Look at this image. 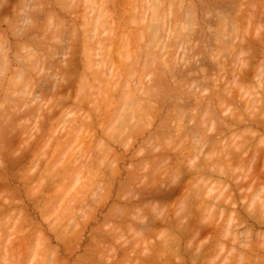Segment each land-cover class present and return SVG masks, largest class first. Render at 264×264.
<instances>
[{"label":"rangeland","instance_id":"rangeland-1","mask_svg":"<svg viewBox=\"0 0 264 264\" xmlns=\"http://www.w3.org/2000/svg\"><path fill=\"white\" fill-rule=\"evenodd\" d=\"M72 1H75V0H0V44H1V45L5 44V46H3V48L1 47L3 50H0V51H4V50H5L3 53H2V52L0 53V68H1V69H0V85H1V87H0V103H3L2 105H4V106H1V104H0V106L2 107V108L0 107V108L2 109V111L0 112V113H1L0 115H1V116L4 115V113L2 114V112H3V108L5 107L4 109L7 108V110L10 111V113L12 112L11 114H14L13 116L16 115V118L19 119L20 116H22L23 118L21 117V118L19 119L20 121H19L18 119H17V121H19V123H20L21 125L23 124V125L25 126V131H26V132H24V131H23V130H24V129H23L24 126L22 125V126H23V128H22L21 125L19 124L20 128H22L23 130H22L21 132H19L18 134H20V133H22V132H23V133H22L21 135L16 134L18 130L20 131V129L18 128L17 125H15V122H13V121H14V117L11 116L10 114L8 115L7 113H9V112H7V110H6V111L4 110V112H7V113H5V115L7 114L8 116H11V117H12L11 121L13 120L12 122H13L15 128H14V126H12V125H13V124H12L11 126L13 127V129H12V130L10 129L9 131H7L8 128H9L8 125L11 124V121H10V124L7 125V127H5V125H6L5 122H6L7 120H9L11 117H8V119L6 120V117H4V116L1 117V116H0L2 119L5 120V122H4V120L2 121V119H0V121L4 122V125H3V123H2V125L0 124V127L3 126V127H1V128H4V129L7 128V130L5 129L6 131H5L4 133H3L4 130L1 131V128H0V131H1V133H3V134H5V133L7 132V133L9 134V135L7 134V136H8L9 139H8L7 137H5L6 134L4 135V137H3V134H2V136H0V137H2V139H3L2 141H4V142H5V141L8 142V141L10 140V141H13V143H14V142L16 143V141H17V135L20 136V137H18V139L21 138V139L19 140V141H21V142H22V139L25 138L24 140H26V139L29 137V138L27 139L28 142L25 141V142H26V143H25V142L23 141V143H22L24 147H25V146H28V147H26L27 151H26V149H24L23 146H22V147H19L20 145H19L18 147H17V146L15 147V148H17V149L13 148V145L15 146V145H17V144H15V143L12 144V142H10V141H9L10 143H9V142H8V143L6 142L7 145H6L4 142H1V143H0V149H1V150H2L3 148L5 149L4 146H6V149H7V150H6V149H5V150L8 151V152L6 153V151L3 149V153H6V154H5V155L2 154V158H3V159H0V160H2V162L0 161V165H1V167H0V177L3 176V175H5V174H6L5 176H7V179H6L5 176H3V177L0 178V179H1V181H0V185L2 184V185L0 186V189H1V187H2V190H1L2 192L0 193V202L2 203V204L0 203V205H1V207H0V209H1V210H0V215H1V213H2V215H1L0 217H1V218H3V216L5 217V216L7 215V213H9V212L12 213L13 210H11V209H14V207H15L16 211H17L18 209H19L18 211H21V210H22V214H21V212H20V217H19L17 220H18V221H19V220L21 221V215L24 216V217L26 216V217H29V218H27L28 220L26 219L27 222L31 224V225H30V224H29V225H26V224H28V223H25V225H22V224H24L23 221L25 220V219H23V217H22V221L19 222V223H22V224H20V225L17 224V223H16L17 220H15L17 217L14 218V216H16V215L19 216V214H18L17 212H15V210H14L13 213L11 214V216H12V217L14 218V220H15V223H16L15 225H16V227H15V226H10V225H9V224L13 221V219H12L11 222H10V220L8 219V221H7V218H6V221H7L6 223H9V224H6V225H9V226H7V229L9 228L8 231H7V230H6V227H4L5 223H4L3 220L0 218V220H1V221L3 222V224H4V225H3V224L1 223V221H0V223H1V225H2V228L0 229V236H4V237H0V241H3L2 243L5 244L8 240L5 239V240H6V241H5L3 238H7L8 235H6V232H7V234H8V232H9V236H8V237H9V238H8L9 241H8V243L10 242L11 246L13 247V248L11 247V248H12L11 251L13 250V251H12V253L14 252L13 255H14V254L17 255V254L19 253V254L17 255V256H19V257L14 256L13 259L16 260V259H15V257H16L17 260L20 261V263H19V261L16 260V262H18L17 264H41V263L43 264L44 261H45L44 264H45V263H48V264H64L63 260H64V261L66 260V261H65V262H66L65 264H90V263H91V264H94V263H95V264H104V263H105V264H107V263H108V264H120L119 262H122L121 260H123V259H125V261H126V260H127V261L129 260L128 262H131V263L135 261V264H147V262H149L148 264H163V263L168 264L169 262H170V264H173V263H175V262L179 263V261H180L179 264H195V263L198 264V262H200V260H201L200 258L202 257V262H200V263H203V262L205 263V262H206V264H207V263H208V260H209V262H210V261H214V262H215V260H217V264H220L219 260L221 259L222 264H225V262H223V261L227 260L229 256L232 257V256L236 253V255H234V258L232 259L231 257H229V260H227L226 263H228V262L230 261V259H232V262L230 261V263H232V264H233V261H235V264H239V262H241V264H246V263H247V264H250V262H251V264H259V263L262 264V261H263V264H264V253H263L264 248H262L263 250L260 248V244H261V247H262V246L264 247V244H263L264 242H261V241H264V236H263V235H264V226L262 225V224H264V220L262 219V218H264V208H261V209H260L259 207H257V205L259 206V204H262V203H259V204H258V203H257V200H258V202H260V201H262V198H261V200H259L260 197L257 196V197H259V199H255V198H254V195H255V194H254V195H253V194L251 195V193L254 192V191L252 192L251 190H254V189H252V188L250 189V188H249V187H253V188H255L254 186H257L258 183L260 184V183H262V181H264V176H263L264 174L262 173V172L264 171V168H263V166H264V161H263V160H264V158H263V157H264V155H263V154H264V149H263L264 146L259 145L260 148H259V146H257V147H256L257 149L254 148V149H256V150H253V146L255 147L258 143H260V144H263V143H264V140H263V139H264V137H263V135H264V131H263V132L261 131L262 133H261L260 135L258 134V133H260L259 131L263 129V128H260V125H261V126L263 125L262 123L260 124V122L264 121V119L262 120V118H264V117H262V115L264 114V113H263V111H264V110H263L264 107H262V109L259 108V110H260V109H261V110H260L258 113H255V114H254L255 111H252V112H253V114H252L251 111H250L251 114L247 115V113H249L248 111H249V110H252V109H251V108H252V107H251L252 104H254V105L262 104V105H264V101H263V102L261 101L262 99H264V95H262L263 93L260 94V93L262 92L261 90H263V88H262V89H261V88H258V89H259V90H258L259 93H256V92H257V88H255L257 84H259V85L261 86L260 83H262L261 81L264 80V79H262V78H263V76H262L261 81H259V80H260V74H257V70H254V69H257V68H256L257 65H259V67H261L260 64L264 63V61H263V60H264V51H263L264 49L262 48V45L259 44V41H257L258 39L261 40V41L263 42L262 44H263V46H264V40H263V39H264V38H263V36H264V35H263V34H264V32H263V31H264V14H263V13H264V10L261 8V6L264 5V0H248L249 2H254L253 7H252V5H251L252 8H249V7H248V6H250L249 4H252V3L247 2V0H244V1H243V0H240V1H239V0H234V1H233V0H228V1L226 0V2H225V0H224V1H223V0H164V1H163V0H160V3H161L162 1L165 2V6H164V5L162 6V4H161V5H160L161 9H157V8H156V5H155L154 9L156 8V9H157L156 11H157L158 14H159V15L157 14V15L159 16L158 19H157V17H156V18H153V17H152L154 20H153V19H149L150 21L153 20V21L156 22V23L159 21V22L157 23V24H158L157 26H158L159 28H160L159 24H160L161 22H163V20H161V17L163 18V16H164V18H165V19L163 18L164 20H166V17H167V20H168V18H169V15L166 14V13L169 12V13L172 14V12H173V15H176V16H178V15L180 16V15H181V16H180V17L178 16L179 19H178V17H177V19H178L179 21H178L177 19L175 20L176 17H175V18L170 17L171 23H170V22L168 23V21H170V20L163 22L165 25H163V24L161 23L160 25L165 26V27L162 26V27L164 28L163 30H162L161 28H160V30H159L158 27H157V28L155 27V28L158 29L159 31H163V33H164V30H165V31H167V33H172V35H174V34L177 32V31L175 32V31L173 30V29H174L173 23H174V25L177 26V27H175V30H177L176 28H179V29H178L179 31L177 32V33H178V36H177V33H176V35H174L175 38H173L174 36H172L171 34H166V32H165L164 34H162V32H161V35H159L157 39H156V38L153 39V38H154V36H153L154 34L152 35L153 38H151V36H149V35H146L147 30H148V27H147L148 25L146 26V27H147V30L144 31V30L146 29V27H145L146 22H145V21L150 22L148 19L146 20V18H150V17L152 16L150 13H147V9H148L149 11H151V10L153 9V8L151 9V7H153V6H151L152 4L150 5V6H151L150 9L147 8V6L149 7V4L146 6V8H147L146 10L143 9L144 7L141 8L142 5L145 6L146 3H150V2H145L146 0H145V1L143 0V1L145 2V4H142V5H141V0H139V1H137V0H133V3H132L133 6H135L134 4H136L134 1H137V3L140 2V4L138 3L139 6L141 5L140 7L137 6L138 4H136L135 7L131 6V5H132V4H130L131 0H130V1H129V0H114V1H113V0H112V1L109 0L111 3L108 2V0H107V1L103 0V1L105 2V4H106V2H108V4H107L108 6L105 5V4L103 3L102 0H98V1H97V0H93V1H92V0H89V3H91V2L94 3V4L91 3V4H89V5L87 4V1L85 0V1H86L85 3L89 6V7H87V5H85V3H84V0H82V1L79 0V1H78L79 4L76 2L78 5H77V6L75 5V6H76V7H74V9L76 8L75 10H73V7H72V9H71V7H70L71 4H72L71 6H73L74 3H75V2H72ZM99 1H102V2H100V4H101L102 6L105 5V6H107V7L104 6L103 9L98 8V6H96L95 4H97V2L99 3ZM125 1H126V2H125ZM127 1H129V4H130V5H129V8H126V6H125L126 4L128 5ZM143 1H142V3H143ZM147 1H148V0H147ZM149 1H150V0H149ZM154 1H155V0H153V2H154ZM156 1H157V2H154V4L157 3V6H158V5L160 4V3H159V0H156ZM231 1H233V3H232ZM235 1H237V2H235ZM242 1H243V2H242ZM1 2H2L3 4H2ZM82 2H83V3H82ZM113 2H114V3H113ZM120 2H121V3L123 2V3H126V4L124 5L123 3L121 4ZM163 2H162V3H163ZM227 2H228V3H227ZM229 2H230V3H229ZM238 2H239V3H238ZM102 3H103L104 5H103ZM180 3H181V4H180ZM222 3H223V4H222ZM226 3H227L228 5H227ZM241 3H242L243 5H242ZM245 3H246V4L249 3L248 6H247ZM112 4H113V6H112ZM118 4H119V6H118ZM220 4H221V6H220ZM236 4H237V5H236ZM244 4H245L246 7H247L246 9H245V7H244ZM90 5H92L91 10H94L93 13L90 12L91 10L88 9V10L86 11V9H85V8H90ZM93 5H94V7H93ZM97 5H98V4H97ZM101 5H99V6H101ZM114 5H115V6H114ZM179 5L182 6V8H179V7H180ZM232 5H234V7H233ZM238 5H239V6H238ZM68 6H69V8H68ZM120 6H121V7H120ZM130 6L133 7L135 10H137V9H136L137 7H138V9L141 8V9H142V12H139L138 10H137V12L142 13V15L145 14V13H147L146 15H148V16L151 15L150 17H146V18L144 17L145 19L143 18V20H145V21H143V24L145 23V25H143V26L145 27V29H144V27H143L142 24H141L142 21H140L139 19H138L139 23L133 21L134 25H135V23H137V25H139V27H134V26H132L133 24H131L130 22H129V23H126V22H128L127 20H128L129 18H130V20L132 19V17L135 18L134 16L131 17V16H128V15H127V17H129V18L126 20L125 23L122 22L123 20H125L124 18L126 17V15H124V7L128 10V13H131V12H129V10L132 11V8H131ZM178 6H179V7H178ZM225 6H227V7H225ZM112 7H114V8H112ZM127 7H128V6H127ZM160 7H158V8H160ZM162 7H163V8H162ZM170 7H171V8H170ZM185 7L190 8V10L188 11V8H187V10H186ZM231 7H232V8H231ZM237 7H241V8H237ZM243 7H244L245 11L247 10V14H246V12H245V14H246L248 17H250V16L252 15L251 18H252L253 20L255 19L254 22H256L257 25L252 21V19L249 20L250 22L247 21L248 19H244L243 17H244L245 15H244L243 12H242V13H243V16H241L242 13H240L239 10H243V9H242ZM93 8H96V12H95V9H93ZM97 8H98V9H97ZM101 8H102V7H101ZM105 8H106V11H107V12H106V13H107V19L110 18V19H109V22L107 21V22H108V24H107V28H108V25L111 24L110 21H112V20H111V19H112V18H111L112 16H115L116 19H117V21H119L120 23L122 22L121 25H119V28H117V27H116V26H117L116 24H117L118 22H117V21L114 19V17H113V21H114L115 23H114L113 21H112V22H113L116 26L113 27V30H111L112 32L109 31L110 34L113 33V32H117V29H120V26H122V25H125V26H128V25H129V26H128V30H130L129 28H130V25H131V32H132V33L135 34V31H132V30H137V29L140 30V29H141L142 31L140 30L139 32H141L143 36L140 37V35H138V34H139V32H138V34H135V36H134L133 34H132L131 37L129 36L130 38H133V39H134V37H137L136 35H138V36L140 37V38L137 37L138 40H140V39L142 40L143 37H145V36H148V37H146L147 40H146L145 38H144L143 40H145V41H147V42H152V39L155 40V41H153V43H151V44H152V46H154V47L156 46V49H154L155 51H154V52L152 51L151 53H153V57H154V59H155V56H154V55L156 54L155 52L158 51L157 54H160V53H161L160 56H161L162 54H164V57H160V58H161L160 60L158 59V61L160 62V64H158V65H159V67L162 66L161 68H159V67L157 66V63H158L157 60H155V61H156V62H155L154 60L151 59V57H150V55H149V52H148V51H149L150 49L148 48V47H149L148 45H150V43H149L148 45H147V43H145L148 47H146V46L140 47L139 51H142V52L140 53L141 55H140L139 53H138V54H134L135 57H136V55H137V56L140 55L141 58H139V59H140V60L142 59V62H143V57H142V56H143L144 54H145V55H144V56H145L144 58H147V59H148V58L150 57V60H149V59L146 60L147 62L144 61V62L142 63V62L140 61V62H137V63H133V62L135 61V60L133 59V57H132V56H133V53H131L132 56H131V54H130V56L132 57V59L129 57L128 54H126V53L128 52V50H129V52L133 51V52L135 53V51H134V50H135V47L137 48V45H138V44H140V45H138V47L144 45V44H143L144 41H142V43H141V42L139 43L137 40H136V42H135V40L129 38L130 41H125V42H126V48L129 47L128 44H129V45L134 44V46H135V45H136V46H135V47L132 46V48H134L133 50H132V48H131V46H130L129 49L127 50V52H126V50H125V54H124V51H123V50H119V52L121 51V52L119 53V52H118V49H120V48L117 47V48H118V49H116L117 52H114L115 50H113V49L116 47V45H118V42L120 43V41H118V40L121 39V38L119 39L120 35L122 34V33L120 34L121 29L118 30L119 33L117 32V34L115 35V37H116V36L118 37V38L115 39V40L118 41V42L116 43V41H114V39H113L112 41H113V44H114V45H111V44H112V41H111L110 39L113 38V37L111 38V36H114V35H113L114 33L110 36V39H108V38H109V35L107 36V34H108V30H109L110 28L107 30V29H105V26H104V28H103V27L101 28V26H99V27H100V28H99V27L97 26L100 30H101V29H105V33H106V30H107V33L104 34V35L108 37L107 39H108L109 41H111V43H109V44H110L109 47H106V46L104 45V44H106V43H103V46H105V47L108 48V49H111V48H112V49L109 50V51H108V49H107V55H109V57H108V56H105V57H107V58H110V60H109V59L107 60V59L103 58V56L106 55V54H105V53H106V48H105V47H104V49L101 48V47L99 48V49H103V50H104V51H103V52H104V55H103V52H101L102 54H101V53H98V52H99L98 49H97L98 52L96 51V48H95V47H99V45H101L100 43H101L103 40H104L103 42H106L105 39H104L105 37H103V36H104V35H103L104 31H103V33L100 32L102 35L99 34L100 37H101L103 40L99 37V38L101 39V41H100V43H98V45H96V46L94 47V44H92V43L97 42L96 39L98 40L99 38H96V37L92 38V36H90V35L95 34V36H97L96 33L99 32L100 30H98V28L95 29V27H92L93 25H89V24L87 23V21L89 20V18H92V17H91V16H92L91 14H94L93 16L96 17L97 15H96L95 13H97V11H98L99 9H100L99 12H100V11L103 12V11H105ZM169 8H170V10L167 11V9H169ZM172 8H173V9H172ZM220 8H221V9H220ZM235 8H236L237 10H236ZM248 8H249V10H248ZM263 8H264V6H263ZM112 9H113V12H112ZM116 9H117V10H116ZM141 9H140V10H141ZM163 9H166V10H163ZM218 9H219V11H218ZM222 9H224V10L222 11ZM102 10H103V11H102ZM135 10H133L134 13H136ZM143 10H144V11H143ZM158 10H160V11H158ZM161 10H163V11L166 12V13H162ZM171 10H172V12H170ZM235 10H236V11H235ZM251 10H253L252 12H254V13H251ZM256 10H257V11H256ZM88 11H89V12H88ZM153 11H154V10H153ZM156 11H154L152 14L157 13ZM186 11L189 12V13H186ZM221 11H222V12H221ZM224 11H225V12H224ZM230 11H231V13H230ZM261 11H262V12H261ZM85 12H86V13H90V15L87 14V16H88V20L85 19V18H87V16L84 15ZM99 12H98V14H99ZM125 12H126V11H125ZM144 12H145V13H144ZM160 12H161V13H160ZM174 12H175V13H174ZM237 12L240 13L241 15H239ZM249 12H250V13H249ZM259 12H260V13H259ZM106 13H104V14H106ZM181 13H182V14H181ZM185 13H186V14H185ZM220 13H221V14H220ZM235 13H236V15H235ZM248 13H249L250 15H249ZM102 14H103V13H100V16H99L98 18L90 19V20H91V21L89 20V21H90V24H91V22L94 24L95 21L93 22V20H95V19H96V20L99 19V18L101 17ZM104 14H103V16H104ZM125 14H126V13H125ZM137 14H138V13H137ZM149 14H150V15H149ZM187 14H188V15H187ZM237 14H238V15H237ZM256 14H257L258 16H257ZM83 15H84V16H83ZM108 15L110 16L109 18H108ZM130 15H131V14H130ZM139 15H140V14H138V17H137L136 14H135V16H136V19H135V20H137V18H140ZM146 15H144V16H146ZM165 15H166V16H165ZM167 15H168V16H167ZM173 15H172V16H173ZM224 15H225V16H224ZM51 16H52V18H51V20H50V17H51ZM82 16H83V17H82ZM85 16H86V17H85ZM103 16H102V17H103ZM105 16H106V15H105ZM118 16H119V18H118ZM140 16H141V15H140ZM186 16H189V18L191 19V21H190V27H189L186 23H184V24H186V25H184L183 23H180V24H179L180 21H181V22H182V21H185V20L188 18V17H186ZM239 16H241V18H240ZM247 16H246V18H248ZM127 17H126V18H127ZM141 17H142V16H141ZM173 17H174V16H173ZM224 17H226V18H227V21H229L231 24H233V26H231L230 23H225V22H224V20H225ZM237 17H239L240 19L238 18V19H239V20H238ZM256 17H258V20H256ZM262 17H263V18H262ZM48 18H49V19H48ZM54 18H55V19H54ZM59 18L62 20V21H59L60 24H58L60 28L57 27V26H58L57 23H59V22L56 21V19L58 20ZM80 18H84V20H87L86 22H85L84 20H81L82 22L84 21V22H83L84 24H86V25L88 24L87 26H86V25H84V26H86V27L91 26V27L86 29L83 25H81V23H80V22H81V21H80ZM121 18H123V19H121ZM171 18H172V19H171ZM189 18L187 19V22H188V20H190ZM242 18H243V19H242ZM53 19H54V20H53ZM77 19H79V20H77ZM100 19H101V18H100ZM104 19H106V17H103V19H102L103 21H102V22H105ZM140 19H141V18H140ZM173 19H174V20H173ZM181 19H183V20H181ZM249 19H250V18H249ZM259 19H260V20H259ZM49 20H50V23L52 24V26L50 25V23H48ZM72 20H73V22H72ZM133 20H134V19H133ZM141 20H142V19H141ZM155 20H156V21H155ZM157 20H158V21H157ZM160 20H161V22H160ZM241 20H242V22H241ZM244 20H245L246 22H245ZM52 21H53V22H52ZM55 21H56V22H55ZM74 21H75V24H74ZM78 21H80V22H78ZM153 21H152V22H153ZM173 21H174V22H173ZM237 21H240V23H243V24L240 25V23H238ZM243 21H244V22H243ZM258 21H259V23H258ZM261 21H262V22H261ZM1 22H2V23H1ZM54 22L56 23V25H55ZM62 22H63V23H62ZM77 22H78V23H77ZM98 22H99V20H98ZM102 22L100 21V22L98 23V25H99L100 23L102 24ZM116 22H117V23H116ZM152 22H151V23H152ZM175 22H178V23L175 24ZM185 22H186V21H185ZM222 22H223V23H222ZM248 22H249V24H247ZM252 22H253V23H252ZM260 22H261V24H260ZM53 23H54V24H53ZM83 23H82V24H83ZM95 23H97V22H95ZM105 23H106V22H105ZM105 23H104V24H105ZM113 23H112V25H114ZM166 23L169 24V26H168L169 29L166 27V26H167ZM188 23H189V22H188ZM47 24H48L49 27L47 26ZM73 24L75 25V26H74V29L77 30L76 27H78V32L75 30L76 33H78V36H77V34L75 33L76 37H75V36H71V35L69 34V33L71 32V30H73V27L71 26V25H73ZM127 24H128V25H127ZM140 24H141V26H142L143 28L140 26ZM152 24H155V23H152ZM152 24H151V25H152ZM220 24L223 25V27H221ZM224 24H226V25H228V26L230 25L233 29H234L235 26H236V32H237V31H239V32L241 31L242 34H244V36L242 35L243 37H241L242 39L240 38V39L243 40V41L246 40V41H244V42H243V41H240L239 38H238V40H236V38H235V40L238 41V42H236V41L233 39V37H232V39H231V40H234V42L237 44V46H238V45L241 46V42H243V45H245L246 43H249L247 49H246V45H247V44H246L245 47H244L245 50H244V48H242L243 45L241 46V50H243V51H247V50L249 49V47L252 46V45H250V42H251V44H253L254 48H253V46H252V48H251V47H250V48H251V49H255V48H257V47L259 46L258 48H259L260 51H259L258 48H257V49H255V50H256V51H255L256 53H255V52H253L254 50L249 49V51H251V52L248 51V52H247V55L245 54L246 52L243 53V52L241 51V52L244 54V56H246V57L248 56L249 59L246 58V59H247V60H246V59H244L245 57L243 58V56L240 55V54L238 53V52L240 51V50L238 51V48H239L240 46L237 47V46L235 45V43H233V41H229V42H230V43L232 42L233 45H235V46H234V50L232 49L233 47H231V46H233V45H231V46L229 45L230 43L228 42V38H227V37H225V40H227V44H228L230 47H229L228 45L223 44V43L225 42V40L223 39V38H224V37H223V32H222V36H221V37H223V38L220 37L219 32L221 33V31L223 30V28H225V29L228 28V26H226V25H225V27H224ZM238 24H239V25H238ZM53 25H54V27H53ZM62 25H64V26H62ZM68 25H70V26H68ZM77 25H78V26H77ZM79 25H80V26H79ZM95 25H96V24H95ZM112 25H110V27H111ZM137 25H136V26H137ZM170 25H171V26H170ZM178 25H180L181 27H180V26L178 27ZM219 25H220V27H221V30H220V31L218 30V29H219V27H218ZM252 25H253L254 27H257V26H259V27L254 28ZM14 26H15V27H14ZM50 26L52 27L51 29H50ZM55 26H56V27H55ZM61 26H62L63 28H61ZM81 26H82V27H81ZM152 26H153V25H152ZM152 26H151V27H152ZM155 26H156V24H155ZM172 26H173V27H172ZM184 26H185V27H184ZM187 26H188V27H187ZM230 26H229V27H230ZM64 27H65L66 29H68V28L71 27V28H70L71 30L68 29V30H70V32L68 33V31H66V29L64 30ZM80 27H81V28L84 27V28H83L84 31H82ZM183 27H184V31H183ZM231 27H230L228 30H226L227 33H225L226 31H224V34H226V36H227V34L229 33L228 31H229V30H230V31L232 30ZM260 27H262V29H261ZM53 28H54V29L56 28V29L53 31V30H52ZM114 28H115V29L117 28L116 31L114 30ZM121 28H122V29L124 28L126 31H128L127 28H125L124 26H122ZM139 28H140V29H139ZM166 28L169 30V32H168V30H167ZM171 28H173L172 30H173L174 32H171V31H170ZM259 28L261 29L262 32L260 31ZM111 29H112V27H111ZM152 29H154V27H153ZM156 29H154V30H156ZM188 29H191V30H189L190 32L187 31ZM237 29H238V30H237ZM56 30L58 31L57 33H59V35H57ZM59 30H62L61 33L59 32ZM85 30H86V31H87V30H90L89 33H90L91 31H94V30L96 31L95 33L92 32V33H90L89 35L87 34V35H88V40H90V39H89V37H90V38H92L91 40H93V39L96 38L95 41H93V42L91 41L92 43H90V41L87 40V41L89 42V43L87 44V41H86V40H85V41L82 40V39L85 37V33H84V32H86ZM158 30H157V31H158ZM185 30H186L187 32H189V34H188L187 32H185ZM256 30H257V31H256ZM51 31H52V33L55 32V33H56L55 35H57L58 37H60V40L62 39L61 41H63V42H60V40H59V38H58V40H59L60 43L55 42V45H53V44H54V43H53L54 40H52L53 42L49 40V38H50V39L52 38V36L49 34V33H51ZM123 31H124V30H122V32H123ZM151 31H153V30H151ZM159 31H158V34L160 33ZM180 31H181V32H180ZM232 31H235V30H232ZM232 31H231V32H232ZM65 32H67V34L71 36L70 39H69V38H66L67 36H66V33H65ZM73 32H74V31H73ZM129 32H130V31H129ZM136 32H137V31H136ZM143 32H146V33L143 34ZM182 32H183V34H181ZM241 32L239 33L238 37L241 36ZM259 32L261 33L262 36H261V35H260V36H259V35L255 36L256 34H259ZM62 33H65V37H64V35H63ZM71 33H72V32H71ZM79 33H80V34H79ZM83 33H84V34H83ZM86 33H88V32H86ZM126 33H128V32L123 33V35L125 34L124 37L126 36V38H128V35H127ZM153 33H154V31H153ZM155 33H156V32H155ZM179 33H180V35H179ZM186 33H187V35H188L189 37H188L187 35H185ZM217 33H218V34H217ZM26 34H27V35H26ZM53 34H54V33H53ZM61 34H62V35H61ZM97 34H98V33H97ZM119 34H120V35H119ZM216 34L218 35V37L221 38L222 41H224V42H222V45H221V46L219 45V44L221 43V42H220V38H217V37H216V36H217ZM231 34H233V33H231ZM231 34L228 35V37H229V36L231 37V36H232ZM49 35H50V36H49ZM55 35H53V39H54V36H55ZM72 35H74V34L72 33ZM82 35H84V36L82 37ZM87 35H86V37H87ZM99 35H98V36H99ZM123 35H122V37H123ZM129 35H130V33H129ZM170 35H171L172 37H171ZM233 35H237V34L234 33ZM19 36H21V37H19ZM25 36H26V37H25ZM57 36H55V37H57ZM62 36H63V38H62ZM70 36H68V37H70ZM133 36H134V37H133ZM166 36H168V37L165 38ZM179 36H180V37H179ZM184 36H185V37H184ZM186 36H187V38H186ZM27 37H29V38H28L29 40L26 42L25 40H27ZM46 37H47L48 40H49V41L47 40L48 43H49V42H52V43H49V46L47 45V46H48V49L46 48V44H48V43H47V42L44 43ZM73 37H74L75 39H74ZM86 37H85L84 39H87ZM115 37H114V38H115ZM155 37H157V34L155 35ZM169 37H170V39H169ZM176 37H177V42H178V41H180V42H178L179 44L176 42V43H177V46L175 47V42H174V40L176 41ZM182 37H183V38H182ZM230 37H229V38H230ZM234 37H236V36H234ZM259 37H260V38H259ZM261 37H262V38H261ZM3 38H4V39H3ZM77 38H78V39H77ZM79 38H81V39H79ZM137 38H136V39H137ZM172 38H173L174 40H173ZM178 38H179V39H178ZM185 38H186V40H187L188 42H187V41H184ZM216 38H217V39H216ZM226 38H227V39H226ZM245 38H246V39H245ZM254 38H257V40H255ZM2 39H3L4 41H3ZM24 39H25V40H24ZM55 39H56V38H55ZM67 39H68V40H67ZM72 39H73V40H72ZM100 39H99V40H100ZM129 39H127V40H129ZM150 39H151V40H150ZM161 39H162V40H161ZM168 39H169V40H168ZM182 39H183V40H182ZM247 39H248V40H247ZM249 39L251 40L250 42H249ZM30 40H31V42H30ZM33 40H34V44L32 43ZM35 40H36V41H35ZM64 40H65V41L67 40V42L64 43V42H65ZM69 40H70V41H69ZM71 40H72V41H75V42H71ZM79 40H80V41H79ZM121 40H123V38H122ZM124 40H126V39H124ZM132 40H133L134 42H133ZM160 40H161L162 42H161ZM181 40H182V41H181ZM217 40H218V41H217ZM2 41H3V42H2ZM19 41H21V42H19ZM22 41L26 42L27 44H24V46H23V44H21V43H23ZM83 41H84V43H83ZM109 41H108V42H109ZM159 41H160V42H159ZM168 41H169V42H168ZM261 41H260V42H261ZM121 42H122V41H121ZM137 42H138V43H137ZM182 42H183V43H182ZM219 42H220V43H219ZM245 42H246V43H245ZM255 42H256V43H255ZM257 42H258V43H257ZM2 43H3V44H2ZM31 43H32V44H31ZM61 43H62V45H61ZM73 43H74V44H73ZM77 43H78V44L80 43L81 45H77ZM82 43H83V44H82ZM130 43H131V44H130ZM157 43H158V45H156ZM162 43H163V46H162ZM167 43H169V44H167ZM171 43H172V44H171ZM184 43H185V45L188 44V45H187L188 47L185 46V45H183ZM218 43H219V44H218ZM232 43H231V44H232ZM239 43H240V44H239ZM30 44H31L32 46H31ZM35 44H37V45H35ZM56 44H60L61 46H60V45H57L58 48H56ZM64 44L67 45V46L69 47L68 50H67V46H65ZM85 44H87L86 46H88V45L91 46V45H92L93 48H95V52H96L95 54H96V55H99V56H102V58L106 60L105 62H107V64H109V61L112 62V61L115 60V61H114L115 63L112 62V63H110V65H107V67H109L110 69H111V68H114V69L116 70V68L118 67V65L120 66V63H119L120 60H119V59L122 60V57H121V55L119 56V54H122V52H123L122 55H124V56L128 55L127 57H125V58H128V60H127V59H126V60L129 61V59H131V61H130V63H129V62H127V61L125 60V61L123 62V64L126 62V63H129V65L127 66L126 63H125L124 65L121 64V66H122L123 69L119 67L120 69L117 68V71H119V70H122V71L126 70V72H127V70H128V73H129V74H134V73H136L137 68L140 67L141 69H138L140 73L137 71V73L135 74L136 76H138L139 74H142L141 71L144 72V74H145V73H147V74L150 73L148 76H146L147 79L144 77V79H146L147 81L144 80V79L142 78L143 75H140V76H142V77H141V78L139 77V78H140L141 80L143 79L142 82L137 81V80H138V79H137L138 77L136 78L135 75H133V76L137 79L136 82H139L138 84H140V85H138V84L135 82V83L138 85V86H135V87H134L135 84H132V83H134V81H135V78L131 77L132 75L130 76V77L133 79V80L131 79V80H132V82H131V80L129 81V80L127 79V77H129V74L126 76L125 80L123 79L124 76H125L124 73H122V72L120 71V72H121L120 74H123V75L120 76V75L118 74V75L120 76L119 78L123 77V78H121V79H123V80H122L123 82H125L126 79L129 81V83H127V85L125 84L126 87H125V86L123 85V83L121 82V84H122L121 87H123V86L125 87V92H127L128 89H129V90H133V91H132V95H133L135 92L139 93L138 90H141V87H142V90L140 91L139 94L142 95L141 93H142V91H143V93L146 92V94L149 95V96L146 95V94H145V95H142V96H144V98H145V96H147V97H146V100H143V101H145V102H142V100L138 102V100H140V98H143L142 96H138V94H134V95L132 96V98H133V97H138V98L140 97L139 99L133 98V99H136L137 101H136V100H132V101H134V103H132V105L135 104V103H136V104H139V103L141 104L140 106H138V105L135 106L137 109L140 108L139 110H141V109L143 108V110H141L140 113H141V112L143 113L144 109H145V108L147 107V105H148V107H150V109H151V110H150V109L148 108L150 111H148V109H147V111L149 112V114H150V113H151V114L153 113V112H151V111H155V113H153V115H154V114L157 115V116H156V115L153 116V117H155V118L151 117V119H150L151 114H150V116H149L148 113H147V111L145 110L146 112H144V113H145V115H146V113H147L148 116L146 115L147 117H145V115H144L145 120L143 121V124L141 123L143 127H144V126L147 127V131H146V128H145V131H144V134H145V132H146L145 135L143 134V131H142V134H143V135L141 134V132H140V133L137 132V134H135L136 136L132 133L133 136L130 135V136L133 137V138H132V137L129 136V134H130V133H129L128 136H129L130 138H132V139H130V138L127 139L128 137L126 136L127 134H125V133H126L125 130H127L128 128H125V130H123L124 128L121 127V124H122V126L125 127V124H128L129 121L132 120L131 122H133L134 120H137L136 118L139 119V117H138L139 115H138V114H140V113H138V114L136 115V113L133 112V110H132V111H131V110H128V106H131L130 103L132 102V101H129V99H130L131 96L129 97V96L127 95L129 92L126 94V95H127V100L130 102L129 105L127 104L128 101H127L126 99H124V95H122V96H123V99H124L123 102H124L125 104L128 105V106H127V110H128V111H126V112H127L126 114H128L129 117H127V115H125V110H126V109H124V107H123V110H124V111H123V112H124L123 114L125 115V118L127 117V118L125 119V120L127 121L125 124H124V121H125V120H122V119H121V117L123 118L124 115L121 116V117L118 115V114H121V115H122V112H121V113L116 112V111H117V110H116V109H117L116 107H119V105H120L121 103L119 104V103L115 102V105H116V104H119V105H117V106L115 107L114 110H116V111H115V113L113 114V117L116 116L115 118L118 119L117 121H121V124H119L120 126L118 127V123H120V122L117 123V121L114 120L115 118L113 119V117H112V120H113V121H112V120H111V121H112V122H115V121H116L114 124H116V127H117V130H118V131H117L116 129H115V130H116L117 132H119L118 135H115L117 132H115V134H112V133H113L112 131H114V129H113V128H114V126H113L114 124H113L112 122H111V123H112L113 125H111V123L109 124L110 119H109V120L107 119V121H108V122H107V125H111V126L113 127V128L110 129V130H112V131L108 130L110 126H109V127L106 126L107 128H105V125L103 124V122L105 121L104 119H106V118L108 117V116L105 117V116L107 115V109H108V108L110 109V108L112 107V106H111V103H110V99H111V98L109 99V102H108V103H110L109 106H111V107H108L107 109H105V110H106V111H105V110H103V109H104V107H106L104 104H106L107 101H106L105 103H102V105H103L102 107H103V108L101 107L100 102L98 103V101H101V99L103 100L105 94H104L103 96H101V99H100V100L97 99L100 95H98V97L96 96V97H97V98H96L97 102H95V103H97L96 105L99 104L100 107H101V109H100V107L98 106V110H97L98 113H96V115H93V114L95 113V110L97 109V108H96V105H95L94 102H93V103H94L95 106H93V107H95V110H94V109H91V107H92V106H91V105H92V102H91V101H92V99H93L92 96H94L95 93H94L93 95H90V97H92V99H90L91 101L87 98L88 101L91 102V103H90V104H91V105H90V106H91L90 108H89V106L87 107V105H89V103H86V102H87V99H86V101H85L84 103H79V101L82 100V96H81V95L84 94V91L82 90V91H83V94H82V93H80V92H82V91L79 92L78 89H77L78 87H77V88L75 87V86H77V83L74 82V81H76V80H78V78H80L79 75H78L77 73H76V74H77L78 77L75 76V75H76V74H75V71H76V72L79 71L78 73L81 74V75H80L81 78L83 77L82 75H84V73H85L86 76L91 75V74H90L91 69H90V72L86 71L87 68H86L85 66L88 64V63H87V60L84 61V58L82 57V50L87 48V47L85 46ZM109 44H107V45H109ZM115 44H116V45H115ZM165 44H166V45H169L168 49L166 48V45H165ZM181 44H182V45H181ZM1 45H0V46H1ZM21 45H22L23 47H22ZM26 45L31 46L33 49H32L31 47L29 48V47L26 46ZM34 45H35L38 49L35 48ZM44 45H45V47H44ZM50 45H51V46H52V45L55 46L54 49H57V50H58L60 47H63V45H64V48H63L64 50H63L62 48L60 49L61 51H60V50H59V51H56V50H54V49L52 50L53 46L50 47ZM71 45H76L77 47H78V46H79V47L76 48V46H75V48H76V49H75L74 46H71ZM83 45H84L85 48H83ZM171 45H174V46H173V47H174L173 49H174V50L176 49L177 54L175 53L176 51H174V50H173V51H172V50H169V49H171V48H170ZM180 45H181V47H180ZM224 45L227 46L226 49L228 48V50H229V49L231 48V50H233V52L237 49V51L235 52V54H236V53H238V54H236V55H232V56L235 57V56H239V55H240V56L242 57V58L240 57L242 60H241L239 57H237V58H239V59H238L239 61H242V62H239V61L237 60V62H238L237 65H238V66H237L236 64H232V63H230V62H229L230 60H227V59L232 58V56H231L230 58H227V57L224 58V57H225L224 55H221V54L218 53V52H219V51H218L219 48H221V49H222V48H225ZM20 46H21V47H20ZM33 46H34V47H33ZM80 46H81V48H80ZM103 46H102V47H103ZM114 46H115V47H114ZM152 46L150 45L151 48H153ZM160 46H161V47H160ZM178 46H179L180 48H183V46H184L183 49H185V51H183L182 49H179ZM223 46H224V47H223ZM255 46H257V47H255ZM26 47H27V48H26ZM49 47H50V48H49ZM65 47H66V48H65ZM113 47H114V48H113ZM120 47H121V46H120ZM190 47H191V49H190ZM236 47H237V48H236ZM1 48H0V49H1ZM21 48H22V49L24 48V50H21ZM25 48H26V49H25ZM34 48H35V49H34ZM44 48H45V51L47 50L48 52H46V53L43 54V55H44V56H47V55H48L47 53H49V49H50V52H51V54H52L51 58L53 57L52 59H54L53 61H54L55 63L52 61V63L50 64L51 66L48 64V63H50V61L52 60V59L50 58V56L42 57V55H40V57H42L43 62H42V60L39 61L38 63H37V61H34V59L38 60V58H39V60H40V57L38 56V54L36 53V51L39 53V51H44V50H43ZM70 48H71V49H70ZM88 48H89V47H88ZM88 48H87V49H88ZM93 48H92V49H93ZM147 48H148L149 50H148ZM160 48H161L162 50H161ZM217 48H218V49H217ZM235 48H236V49H235ZM36 49H37V50H36ZM73 49H75L76 51L79 49V52L77 51V52L79 53V55H78V53H77V54L75 53V57H74V56H71V55H74V54L72 53V52L74 51ZM130 49H131V51H130ZM157 49H158V50H157ZM239 49H240V48H239ZM262 49H263V50H262ZM20 50H21V51H20ZM29 50L34 51L36 54H35L34 52H33V54H31L32 52L29 51ZM51 50H52V51H51ZM70 50H71V51H70ZM93 50H94V49H93ZM145 50H146V52H148V53H145ZM159 50L161 51L160 53H159ZM187 50H188V51H187ZM189 50H190V51H189ZM198 50H199V51H198ZM216 50H217V51H216ZM231 50H229V51L231 52ZM27 51H29V53H28ZM67 51H68V52H67ZM76 51H75V52H76ZM83 51H85V50H83ZM101 51H102V50H101ZM110 51H111V52H110ZM136 51H138V49H136ZM143 51H144V52H143ZM150 51H151V50H150ZM220 51H221V50H220ZM222 51H223V52H220V53H223V54H224L227 50L225 51V50L222 49ZM224 51H225V52H224ZM258 51H259V52H258ZM261 51H262V52H261ZM30 52H31V53H30ZM53 52H54V53H53ZM66 52H67V53H66ZM87 52H88V51H87ZM92 52H93V51L91 50V53H92ZM112 52H114V53H112ZM173 52H174V54H173V56H172L171 53H173ZM216 52H217V53H216ZM233 52H232V53H233ZM241 52H240V53H241ZM27 53H28V54H27ZM42 53H43V52H42ZM42 53L40 52V54H42ZM83 53H85V52H83ZM88 53H90V52H88ZM110 53H112L113 56H114L115 54L119 53L118 56L121 57V58L117 57L116 55H115L116 57L114 56L115 58H113L112 56L110 57V55H111ZM142 53H143V54H142ZM151 53H150V54H151ZM167 53H168V55H167ZM187 53H190V55L194 54V55H193L194 57H193V56H190V55L187 54ZM242 53H241V54H242ZM258 53H259V54H258ZM46 54H47V55H46ZM51 54H50V55H51ZM59 54H60V55H59ZM92 54H93V53H92ZM146 54H148V55H146ZM157 54H156V55H157ZM169 54H170L172 57H171V56L169 57ZM182 54H183V56H188V55H189L190 57H192V59L189 60L190 58L188 59V58L186 57V59L189 60V61H188V60H186V59L182 56ZM184 54H186V55H184ZM214 54H215V55H214ZM217 54H219V55L217 56ZM233 54H234V53H233ZM249 54H250V55H249ZM257 54H258V55H257ZM261 54H262L263 57L261 56ZM30 55H32V56H30ZM36 55H37L38 57H36ZM89 55H90V54H89ZM213 55H214V56H213ZM220 55H221L222 57H221ZM225 55H228V56H229V55H231V53H230V54L228 53V54H225ZM251 55H252V56H251ZM63 56H64V58H63ZM70 56L72 57L71 59H70ZM87 56H88V54H87ZM92 56H94V54H93ZM99 56H97V57H99ZM140 56H139V57H140ZM148 56H149V57H148ZM158 56H159V55H158ZM174 56H175L176 58H178V59L175 60ZM189 56H188V57H189ZM212 56H213V57H212ZM219 56H220V57H219ZM249 56H251V58H250ZM253 56L255 57V58H253V59H255V60L252 59ZM259 56H260V57H259ZM48 57H49V58H48ZM54 57H55V58H54ZM67 57H68L69 59H68ZM73 57H74V58H73ZM84 57L86 58L85 54H84ZM97 57L94 56V57L92 58L93 61H95L94 59L97 58ZM135 57H134V58H135ZM153 57H152V58H153ZM156 57H157V56H156ZM165 57H166V58L168 57V60H170V61H171V58H172V59L174 58L173 60H174V64H175V65H174L173 63H172V64H173L174 71L177 70L176 73H175V72H171V71H173V70H172L173 68H171V67H172V64L169 66V64H170L173 60H172L171 62H168V60L166 59L167 62H168V64H166L167 62H166V60H165ZM182 57H183L184 59H182ZM257 57H259V58H257ZM44 58H45V59H44ZM46 58H47L48 60H47ZM75 58H76V59H75ZM88 58H89V56H88ZM123 58H124V57H123ZM136 58H138V57H136ZM157 58H158V57H157ZM157 58H156V59H157ZM169 58H170V59H169ZM223 58H224V59H223ZM237 58H235V59L232 58V60H236ZM32 59H33V60H32ZM49 59H51V60L49 61ZM56 59H57V60H56ZM86 59H87V58H86ZM100 59H101V58H100ZM100 59L98 60V58H97L98 61H100ZM112 59H113V60H112ZM117 59L119 60V62H117V61H118ZM180 59H181V60H180ZM222 59H223V60H222ZM250 59L253 60V61H251ZM261 59H262V60H261ZM15 60H16V61H15ZM45 60L48 61V62H44ZM68 60H71V61H74V60H75V61L72 63L71 61L68 62ZM82 60H83L84 62H83ZM88 60L90 61V62L88 61V62H89L88 65H90V64L93 63V64H92V66H93V65H94V62H91V56H90V59H88ZM111 60H112V61H111ZM116 60H117V61H116ZM137 60H138V59H137ZM161 60H162V61H161ZM178 60H179V61H178ZM183 60H184V61H183ZM185 60L187 61V63L185 62ZM219 60H222L223 62H222V61L220 62ZM17 61H18V62H17ZM63 61H64L65 63H64ZM103 61H104V60H103ZM138 61H139V60H138ZM149 61H150V62H151V61H154L156 64H155L154 62L148 64ZM164 61H165V62H164ZM175 61H177V62H175ZM196 61H197V62H196ZM217 61H219L220 64H218ZM225 61H226V63H227L228 65H229V64H232V65L229 66V67H231V69L228 68V66L226 65ZM243 61H246L247 63H244ZM248 61H249V62H248ZM257 61H258V62H257ZM261 61H263V62L261 63ZM31 62H35L34 65H33L34 67H33V66H32V67L27 66V64L30 65ZM41 62H42V64H41ZM59 62H60V63H59ZM66 62H67V63H66ZM101 62H102V60H101ZM105 62H104V65H102V63H100V65L97 64L98 66H100V67H99L100 70L102 69V68H101V65H102L104 68H107V67H105V66H106V63H105ZM135 62H136V61H135ZM161 62H163V65H162ZM179 62H181V63H179ZM183 62H184V63H183ZM188 62H189V63H188ZM190 62H192V67H187L188 64L191 65ZM231 62H234V61H231ZM17 63H18V64H17ZM68 63H69V66H70L71 63H72V64L75 63V64H74V66H72V67L70 68L68 65H66V64H68ZM98 63H99V62H98ZM116 63H117V65H116ZM144 63H145V64H144ZM153 63H154V64H153ZM194 63H195V64H194ZM221 63H222V65H221ZM223 63H225V64H223ZM234 63H235V62H234ZM239 63H240V64H239ZM241 63H244V65L247 64V65H249V66H250V64L252 63V66H251V68L248 66V67L242 69V68L245 67V66H242ZM2 64H3V65H2ZM32 64H33V63H31V65H32ZM52 64H53V65H52ZM56 64H57V67H56ZM72 64H71V65H72ZM81 64H82V67L85 68V69H83V74L81 73V72H82V70H81L82 68L78 67V66H81ZM85 64H86V65H85ZM111 64H112V66H111ZM143 64H144V65H143ZM177 64H178V67H180V68L177 67ZM179 64H180V65H179ZM182 64H183V65L185 64L186 67L184 66V68H182V67H183V66H181ZM186 64H187V65H186ZM196 64H197V65H196ZM5 65H6V66H5ZM7 65H8L9 67H8ZM43 65H45V66L48 65V66H47V67H44ZM54 65H55V66H54ZM63 65H64V66H63ZM75 65H78V66H75ZM83 65H84V66H83ZM97 65H94V67L97 66ZM114 65H115L116 68L114 67ZM146 65H148V66L150 65L149 67L147 66V69L149 68L148 71H147V69H146ZM160 65H161V66H160ZM189 65H188V66H189ZM218 65H220V66L218 67ZM223 65H226L225 67H227V68L229 69V70H228L227 68L224 67V69H226V72H232L231 78H233V76H234V77H235L234 79H236V80L233 79L234 82H237V83H239V84L241 83L240 86H241L243 83H244L243 85H245V82H247V83H246L247 86H246V85H245L246 87L244 86V88L247 89L248 85L250 84V85H249V87H250L251 84L253 83V87H254V88L251 87L250 89H252V88H253V90L256 89V90H255L256 92H254V94H253V93H252L253 90H251L252 92L250 91L251 93L249 92V94H253V95H255V93H256L257 95L260 94L261 96H263V97H261L262 99L259 100L258 98H260V96L258 95L259 97H257V96L255 95V96L257 97V100L254 101V102L256 103V102H260V101H261V103L255 104V103L253 102V100H252L251 95H250V96L248 95V98H245V96H243V95L246 94V93H245L246 91H245V90H244V91L242 90V89H244V88L242 87L243 85L241 86L242 88L240 87V88H241V89H240V88H238L239 85H238L237 83H235V85H236V84L238 85V86H236V89H239V91L237 92V90H234L235 85H233V84H234L233 82H230V81H227V80H226L228 84L225 83V78H224V77H226V79H228L227 77H230V74H231V73H230V74H229V73H226L225 70H224L223 68H220V67L223 66ZM234 65H235V66H234ZM240 65L242 66L241 68H240ZM247 65H246V66H247ZM254 65H255V66H254ZM3 66H4V67H3ZM41 66H42V69H41ZM49 66H50V67H49ZM58 66H62V68H64V70L66 69V70H65V71H66V72H65L66 74H67L70 70H71V72H72L73 68L77 67V69L75 68L76 70H75V69L73 70V72H74L73 74H75V75H74L75 77L72 75L74 78L77 77V79L74 80L73 82H70V83H69V81H67L68 83H67L66 81L63 83V79H65L66 77L63 78V76H61V75L64 74V76H65L66 74L64 73V70L61 69V70L63 71V74H61V73H62V71H61V73H60V75H59V73H58V69H60V68H59ZM92 66L90 65V66L88 67V70H89V68L92 67ZM98 66H97V68H98ZM110 66H111V67H110ZM124 66H126V67H125L126 69L124 68ZM131 66H133L135 70H134L133 67H132V70L129 72L130 69H128V68H130ZM141 66L144 68V70H143V68H142ZM144 66H145V67H144ZM151 66H152V67H151ZM156 66H157V67H156ZM165 66H166L167 69L164 68V69L166 70V72L164 71V73H163V67H165ZM263 66H264V64H263ZM2 67H3V68H2ZM6 67H8L9 69L6 68ZM18 67L21 68V69L24 68V71L26 70L25 72L27 73V75H29V74H31V75H32V74H33V75L36 74V76L34 75V77H33V75H32V76L29 75V77L26 76V77H27V81H26V82H27V83L29 82V83H28V86H27L26 88H28V90H32L31 87H33V89H34V91L32 90V92L30 91V97H31V96H33V97H36V96H37L36 99L34 98V99L37 100V101H34V99L31 97V98H32V102H33V104H34L35 107H34V106H31V105H33V104H32V102H31L30 99H28V100L25 101V103H24V99L26 100V98L28 97V95H26L25 98H23V97H24L25 93H29V92H28L27 89H24V90H27L26 92H25L23 89L20 90L22 86H23V87H24V85L26 86V84H24V81H23V80H26V79H24L25 76H23V75L25 74V72L23 73V75H21V74H22L21 72H23V71L20 72L19 70H21V69H18ZM54 67H55V69H54ZM150 67L153 68V69H151ZM252 67H254V69H253ZM30 68H32V69L34 70V72H31V71H33L32 69H31V71H29ZM46 68H47V69H46ZM49 68H51V69L49 70ZM57 68H58V69H57ZM78 68H79L80 70H79ZM95 68H96V67H95ZM95 68H92V69H93L92 72H93L94 70H96V71L98 70V69H95ZM104 68H103V70H104ZM109 68H108V69H109ZM156 68H157L158 70H162V73L165 74V76H162V77L160 76V75L162 74L161 72H159V73H161L160 75H159V73L157 74V75H158L157 78L160 79V81H163V82L165 81L164 83L158 81L157 78L155 77V76H156V73H157V71H158ZM187 68H190V69H189L190 71H189V70L187 71ZM234 68H239V70H237V71L239 72V74H237L238 77H237V75L234 74V70H233ZM2 69H4V70H2ZM17 69H18V71L20 72V74H19V73H18V74H17V73H14V71L16 72ZM28 69H29V70H28ZM44 69H45V70H44ZM56 69H57V70H56ZM110 69H109V70H110ZM114 69H111V71H112L113 73H112L111 71H108V72L106 71V72H107V73L110 72L108 75H111V73H112L113 75H115V76L113 77V79L116 78L115 81H116V80H117V81H121L120 79H119V80L117 79L118 76L116 75V73H114ZM118 69H119V70H118ZM145 69H146V70H145ZM169 69H171V70H169ZM184 69H186V70H185V71H186V75H189V76H186V75H185V73H184L185 71L183 72ZM218 69H220V70H218ZM221 69H223L224 72H223V71L220 72ZM258 69H260V72H261V69H262V68H258ZM6 70H7V71H6ZM40 70H42V71H40ZM48 70H49V71H48ZM51 70H52V71H51ZM54 70L57 72L56 77H55V75H54V74H55V73H54ZM84 70H85L86 72H85ZM100 70L98 71L99 73L97 74V72H96V75H95V77L98 75V76H99V79H100V75H99V74H101V77H103L105 74H107V73L105 72V74L103 75V72L100 71ZM105 70H106V69H105ZM133 70H134V73H133ZM149 70H150V71L152 70V72H153L152 74H155V76L153 75L154 77L152 76L151 72H149ZM153 70H154V71H153ZM156 70H157V71H156ZM180 70H181V71H180ZM203 70H204V71H203ZM231 70H232V71H231ZM241 70H244V72L241 71ZM251 70H252V72H251ZM253 70H254V72H253ZM2 71H3V72H2ZM39 71H40V72H39ZM44 71H46L45 73H47V75L49 74V77L44 73ZM155 71H156V72H155ZM167 71H168V72H167ZM247 71H248V72H247ZM4 72H6V73H4ZM48 72H49V73H48ZM59 72H60V71H59ZM71 72H69V73L67 74V76H68ZM92 72H91V73H92ZM100 72H102V73H100ZM124 72H125V71H124ZM126 72H125V73H126ZM131 72H132V73H131ZM154 72H155V73H154ZM177 72H178V73H177ZM187 72H188V74H187ZM219 72H220V74H219ZM235 72H236V69H235ZM238 72H236V73H238ZM240 72H241V73H240ZM255 72H256V74H255ZM43 73H44V74H43ZM53 73H54V74H53ZM94 73H95V72H94ZM138 73H139V74H138ZM166 73H167V74H166ZM203 73H204V74H203ZM205 73H206V74H205ZM245 73H246V74H245ZM258 73H259V72H258ZM71 74H72V73H71ZM71 74H70V75H71ZM126 74H127V73H126ZM147 74H145V75H147ZM180 74H182V75H180ZM221 74H223V75H221ZM227 74H228V76H227ZM240 74H241V75H240ZM16 75H17V76H16ZM19 75H21L22 80H21V77H20ZM50 75H51L52 77H55L56 79H55V78H51ZM85 75H84V76H85ZM92 75H93V74H92ZM108 75H106V76H108ZM113 75H111V77H112ZM145 75H144V76H145ZM166 75H167L169 78H168ZM169 75H171V76H169ZM179 75H180V76H179ZM183 75H185V77H187V78L189 77V78L186 79ZM251 75H252V76H251ZM254 75H256L257 77H259V79L257 78V79H258V80H257L258 83H257V81H255V80H256V78H255L256 76L253 77ZM261 75H263V69H262V74H261ZM18 76H19V78H18ZM45 76L47 77V79L44 78ZM98 76H97V77H98ZM149 76H151V77H149ZM159 76H160V77H159ZM172 76H174L173 78H175L174 80H176L177 84L174 82ZM177 76H179V77L177 78ZM190 76H191V77H190ZM198 76H199V77H198ZM218 76H220V77H218ZM222 76H223V77H222ZM240 76H241L243 79H246V80H242ZM245 76H246V78H244ZM248 76H249V77H248ZM12 77H13L14 79H17V78L20 79L21 81L19 80V82H22V86H20L21 83H20V85H17L19 82H16V83H17V84H16L15 82L11 81V79H13ZM31 77L33 78V80H32L33 82H32V83L35 84V85H32L31 80H28V79H30ZM35 77H36V78H35ZM59 77L63 78V79L60 78V79H61L60 83L62 82V84L58 83V82H59ZM69 77H70V76H69ZM73 77H70V78L67 77V78H68V80L72 81L71 79H74ZM97 77H96V78H97ZM104 77H105V76H104ZM108 77H109V76H108ZM108 77H107V78H108ZM111 77H109V79H110ZM170 77L172 78L173 81L170 80V79H171ZM183 77H184V78H183ZM201 77H202V78H201ZM212 77H213V78H212ZM215 77L217 78V80H216ZM236 77H237V78H236ZM247 77H248V78H247ZM34 78H35L36 80H35ZM67 78H66V79H67ZM86 78H87V77H86ZM90 78H91V77H89V80H90ZM96 78H95V81H96ZM105 78H106V77H105ZM151 78L153 79V81H151ZM167 78H168V79H167ZM176 78L179 79V80H177ZM180 78H181V79H180ZM182 78H183V79H182ZM190 78H192L193 80H192V79L189 80ZM218 78H219V79H218ZM251 78H253V79H251ZM49 79H50V81H49ZM66 79H65V80H66ZM83 79H84V78H83ZM91 79H94V76H92ZM97 79H98V78H97ZM149 79H150V80H149ZM155 79H156V81L154 82ZM161 79H162V80H161ZM165 79H166V80H165ZM185 79H186V81H187L188 83L191 82V85H192V86H193V83H195L194 85H196V83H197V85H199L198 87H196V86H195V87H196L198 90H202L201 92H199V94H200L203 98H205L206 96H207V97H208V96L210 97V98H208V99H207V97H206V99L209 100V104H208V101H207V105H205V107H208V105H209V108H210V105H211V103H212V102L210 103V101H211V100H212V101L214 100L211 106H213V105H217V106H218V109H217L218 112L215 110V109L217 108V106H214V107H216L215 109L213 108V110H215L216 113H215L211 108H210V109L214 112L215 115L219 116L218 114L220 113V111H219V108H220V107H222V109H223V108H226V109H227V106H229V107H231L233 114H231V112H230L231 109H230V111L228 110L229 107H228L227 110L223 109L222 112H221V114L224 115V116H225L224 113H226L227 116H228V114H229L230 117H234V118L236 119L235 121L241 125V121H237V120H239L238 117H240V116L234 115V113L237 112L238 108H240V109H239L240 111L238 110V112H237L236 114H239V112H240V113H241V116H242L245 120H246V119L248 120V121H247V120H246V121L248 122L247 124H248L249 126L246 124V121H245V120H244L245 123H242V126H237L238 124H237L236 122H235L234 125H232V124H233V121L230 120V121L232 122V123H231V122L228 120V118H227L226 116H225V118H227L228 121H227L226 119H223L224 117L221 116V114H220V117H221L224 121H222V119H221V121L218 122L219 119H220L219 117H217V118H219V119H216V118H215L216 116H214V115H210V116L213 117V120H215V123H216V122H218V123H221V122L225 123V124H223V123L220 124L219 126H221V127H220V129H219V128H218V123L215 124L217 127H216L215 125H211V124H214V121H213V123H212V117L209 116V114H210L212 111H210V109H209V112H210V113H209V112L207 113V114H208L207 116H209V118H207L208 120H203V119H202V120H203V122H204V121H208V123L211 122V124H209V125H211V126H213V127H214V126L216 127V129L213 128L212 131L218 129V130H220V131H222V132H223V131L226 132V130H229L228 132H230V130L233 128L231 131H233V132H235V133H236V131H237V133L240 134V135H236L237 133H236V134H235V133H232L233 136H232L231 134H230V136H229L228 132H226V134H224V136H223L222 132L217 131V133H218V134H221V136H223V138H222L221 136H215V137H214V135H211L210 133H212V132L209 133V131H211L210 128L212 129V127H210V126L207 124V122H205L206 124H205V123H201V125H199V123L201 122V117H203V116H201V117L197 116V117L199 118V120H200V122L198 123V120H194L195 118L193 117V116L196 117V115H194V114H192L193 116L190 115V114L192 113V110H193V109H191V108H192L193 106H195V105L197 104V106H195V109H194L195 111L193 110V113L195 112V114H196V113H197V112H196V111H197V110H196V109H197L196 107H199V106L201 107V105L203 104V103H202L201 105L198 106V103L195 101V100L197 99L196 97H197V92H198V90L195 92V90H196L195 87H194L193 89H190L189 87H190L191 85L188 87L187 85L184 84L183 86H185V88L183 89V91H185V89H186V90H187L186 92L188 93V90L190 89V90H189V91H191L190 93H192V95H193V92H195L196 95L194 94V96H196V97L193 96L194 99L191 97V100H190V99H189L190 97H187V96H188V95H187L186 98H188V99L186 100V99L183 98V99H181V101L177 98V96L179 95V93L181 92V90L178 91V90L176 89V87L178 88V85H179V84L182 86V83H183V82L186 83V82H185ZM195 79H196V82H194ZM206 79H207V80H206ZM240 79H241V80H240ZM47 80H48L49 82H48ZM80 80H81V79H80ZM84 80H87V82H88V83H86V81H85V84H87V87H88L89 85H92V84H93L92 87L96 88L95 85H98V82H95V83H97V84H94V80H91L92 83H90L88 79H84ZM105 80H107V79H105ZM181 80H184V81H182V83H181ZM202 80H205V82L202 81ZM220 80H221V82H220ZM222 80H224V81H222ZM229 80H230V79H229ZM231 80H232V79H231ZM247 80H248V81H247ZM249 80H250V81H249ZM14 81H15V80H14ZM37 81H38V83H39V82H40V83L38 84ZM51 81H52V82H51ZM81 81H82V80H81ZM81 81H80V82H81ZM98 81H99V80H98ZM101 81H102V82H101ZM101 81H100V82L102 83L101 85L106 87V86H107L106 83H107L108 81H106L105 83H104L103 80H101ZM109 81L111 82V80H109ZM112 81H114V80H112ZM115 81H114V82H115ZM144 81H146V82L144 83L145 85L143 84ZM149 81H150V82H149ZM198 81H199V82H198ZM213 81H214V82H213ZM216 81H217L218 83H217ZM239 81H240V82H239ZM241 81H242L243 83H242ZM254 81H255V82H254ZM10 82H12V83H14V84H11ZM47 82H48V83H47ZM77 82H78V81H77ZM100 82H99V84H100ZM114 82H113V83H114ZM156 82H157V84H159L158 86L160 87V89H161V90L163 89V90H165V91L162 90V93H161V90L158 89V87H157V85H156ZM158 82H159V83H158ZM192 82H193V83H192ZM215 82H216V83H215ZM229 82H230L231 86H232V85L234 86V88H233L234 92H232L231 89H229V91L232 92V96L234 97V103H232L233 100H230V99L232 98L231 95H228L227 92H226V94L228 95V97H229V96L231 97V98H228V97L226 96V94L224 93V91H221V93H224L225 96L230 100V101H229L228 99H225V98H224L225 100H228V101H229V103H227V101L223 100V98L221 97L222 100L224 101V103L222 102V104H224V105L221 106L222 104L220 103V100L218 101V102L220 103V105H219L218 102L215 101V99L218 100L219 97H216V98H215V95H214L215 93H214V92H217V91L220 92V90L222 89L221 86L224 85V88H225V87H226L225 84L229 85ZM249 82H250V83H249ZM9 83H10V85H9ZM41 83H42L43 85L45 84V86L41 85ZM51 83H52V84H51ZM53 83H54V84H55V83H58V84H55V85H54ZM65 83H67L66 85L70 84V86L68 85V86H69L68 89L65 88V86H66ZM74 83H75V84H74ZM103 83H104V84H103ZM111 83H112V82H111ZM111 83H110V84H111ZM113 83L111 84L112 87H111V85H108V86L111 87V88H110L111 90L114 89V87H115V83H114V85H113ZM141 83H142V85H141ZM146 83H148V84H146ZM162 83H163V84H162ZM165 83H166V84H165ZM168 83H170V84H168ZM178 83H179V84H178ZM221 83H223V85H222ZM256 83H257V84H256ZM15 84L19 87V90L22 91V93L24 94V95L22 94L23 96L20 95L21 93L19 94V92H18L19 90H18V91L16 90L18 87H16ZM29 84H30V87H29ZM73 84H74L75 86H74ZM81 84H82V83H81ZM81 84L79 83V85H81ZM83 84H84V82H83ZM88 84H89V85H88ZM105 84H106V85H105ZM108 84H109V82H108ZM128 84H130V85H129V88H127V87H128ZM167 84H168V86H169L170 89L168 88V86H166ZM174 84H176V85H174ZM186 84H187V83H186ZM200 84H201V85H200ZM215 84H216V85H215ZM254 84H255V86H254ZM13 85H15L16 88H15ZM31 85H32V86H31ZM51 85H52V86L54 85V86L52 87ZM56 85H57V86H56ZM58 85H62V86H60V90H59V88H58ZM63 85H65V86L63 87ZM143 85H144V87H143ZM146 85H147V86H146ZM153 85H155V87H154ZM163 85H165L166 88H165ZM180 85H179V86H180ZM207 85H208V87H206ZM262 85H263V84H262ZM9 86H12V88L14 87L12 90L17 91L18 93H17V92L15 93V91H14V94H13V92H12L11 89H10L11 91L9 92ZM34 86H35V88H34ZM41 86H42V87H41ZM71 86H74V88H72ZM83 86H84V85H83ZM98 86L101 87V88H99V90L103 88V87L100 86V85H98ZM98 86H97L96 89H98ZM116 86L120 89V87H119V85H117V83H116ZM139 86H141V87H139ZM162 86H163L164 88H162ZM204 86H205L206 88H205ZM260 86H258V87H260ZM23 87H22V88H23ZM36 87H37V89H38L39 91H38V90L36 91ZM66 87H67V86H66ZM80 87H81V86H80ZM84 87H85V86H84ZM89 87L91 88V89H90L91 92L89 91L90 94H91V93H92V87H91V86H89ZM89 87H88V88H89ZM130 87H131V88H130ZM137 87H138V88H137ZM145 87H146L147 89H145ZM149 87H150V88H149ZM186 87H187V88H186ZM199 87H200V88H199ZM201 87H202V88H201ZM227 87H228V86H227ZM227 87H226V88H227ZM262 87H263V86H262ZM30 88H31V89H30ZM56 88H57V92H56ZM61 88H62V89L65 88L66 91H67V90L69 91V92H68L69 94H68L65 90H62L64 94H65V92H66V94L68 95V96H67V95H66V96L70 99V101H71V99H72V102L68 101V99H65V98H67V97H64L65 95H62ZM75 88H76V90L79 92V93H78V92H77V93L80 94V96H81V98H80L81 100H79V99L76 98L77 100H79L78 103H79L80 105L83 104V106H84V104L86 103V106H84V107L82 106V107H83V108L87 107V108H85V109H87V111L90 110V111H91L90 113H89V112H85V110H84L83 112L79 111V110H81V109H80L81 106H78L79 104L76 103L77 100H75V96H78V98H79L80 96L77 95V94H76V95L74 94L75 96H73L74 98H72V95H71V94H73V93L76 92V90L73 91ZM82 88H83V87H81V89H82ZM88 88H87V89H88ZM115 88H116V87H115ZM118 88L116 89V91L119 93V91H118L119 89H118ZM134 88H135V90H134ZM153 88H154L155 90H154ZM181 88H182V87H181ZM181 88H179V89H181ZM188 88H189V89H188ZM212 88H213V89H212ZM217 88H219V90H218ZM224 88H223V89H224ZM226 88H225V91L228 90V88H227V89H226ZM229 88H231L230 85H229ZM71 89H72V90H71ZM87 89H85L86 92H87ZM106 89L108 90L109 88L106 87ZM121 89L123 90L124 88H121ZM121 89H120V93H121ZM126 89H127V90H126ZM144 89H145V92H144ZM152 89H153V92H154L155 94H154L152 91H150V90H152ZM157 89H158V90H157ZM174 89H176V91L179 92V93H176ZM210 89H212L213 91H211ZM42 90H43V91H42ZM58 90L60 91V93H59ZM93 90H95V89H93ZM99 90H98V91H99ZM104 90H105V89H104ZM104 90H102V92H103ZM156 90L158 91V93H160V95H159L160 98H155V96H156V92H157ZM159 90H160V91H159ZM192 90H193V91H192ZM216 90H217V91H216ZM241 90H242L243 94L241 93ZM23 91H24V92H23ZM98 91H95V92L97 93ZM109 91H110V90H109ZM147 91H148V92H147ZM183 91H182V92H183ZM235 91H236V92H235ZM11 92H12V93H11ZM33 92H34V93H33ZM38 92H39V93H38ZM41 92H42V94H41ZM49 92H50V93H49ZM54 92H55V94H54ZM70 92H71V93H70ZM93 92H94V91H93ZM100 92H101V91H100ZM100 92H99V94H100ZM110 92H111V91H110ZM122 92H123V91H122ZM150 92H152L153 95H150V94H152V93H150ZM164 92H165V93H164ZM182 92L180 93L181 95L184 94V92H183V94H182ZM202 92H203V93H202ZM204 92H205V93H204ZM210 92H213V94L210 93ZM219 92H217V93H219ZM32 93H33V94H32ZM37 93H38V94H37ZM48 93H49V94H48ZM58 93H59V94H58ZM115 93H116V92H115ZM130 93H131V91H130ZM158 93H157V95H158ZM163 93H164V94H163ZM169 93H170V94H169ZM217 93H216V94H217ZM233 93H234V94L238 93V95H240L239 93H241L242 96L240 95V96L237 97V94L234 95ZM50 94H51V95H50ZM56 94H57L58 96H60V94H61L63 100H64V99L67 100V104H66V105H68V106L66 107L67 110H66V108H63V107H62V106L65 107V104H64L65 101H63V102H62V101L58 102V100H61V96H60V99H59V98H57V95H56ZM86 94H87V93H85V95H84V98H83L84 100H85V98L88 96V95L86 96ZM97 94H98V93H97ZM107 94H108V95H107ZM121 94H122V93H121ZM121 94H120V95H121ZM188 94H189V93H188ZM202 94H203V95H202ZM204 94H206V96H205ZM224 94H223V95H224ZM229 94H231V93H229ZM247 94H248V92H247ZM7 95H8V96H7ZM17 95L22 96V98L20 97V98H21L20 100L23 99V100H22V104H23L24 106L20 105V104H21L20 100H18V99L15 100V99L13 98V97H15V96H17ZM41 95H43L44 97H43V96L41 97ZM47 95H48V97L51 96V97H49V98H50L49 101H46V100L49 99V98H47ZM54 95H55L56 98H57V99L55 98V99L57 100V101L55 100L56 102L54 101V98L52 97V96H54ZM101 95H102V94H101ZM106 95H107V96H110L111 94H109L108 92H106ZM114 95H116V94H112L111 96L113 97ZM129 95H131V94H129ZM135 95H137V96H135ZM154 95H155V96H154ZM170 95H172V96H170ZM181 95H179V96H181ZM185 95H186V94H185ZM185 95H184V96H185ZM190 95H191V94H190ZM200 95H199V97H198L197 100L201 103L200 99L202 100L203 98H200ZM55 96H54V97H55ZM69 96H70V97H69ZM85 96H86V97H85ZM111 96H110V97H111ZM153 96H154L155 99H153V100L151 101V99L153 98ZM159 96H158V97H159ZM163 96H164L165 98H164ZM168 96H169V97H168ZM184 96H182V97H184ZM204 96H205V97H204ZM218 96H219V94H218ZM221 96H222V95H221ZM246 96H247V95H246ZM45 97H46V98H45ZM90 97H89V98H90ZM102 97H103V98H102ZM118 97H120V98H118V99L121 100V96L118 95ZM162 97H163V98H162ZM241 97H243V98H241ZM7 98H8V99H7ZM15 98H16V97H15ZM18 98H19V96H18ZM28 98H29V97H28ZM40 98L45 99L46 102H45V101L42 102L43 99H41L42 101H39ZM99 98H100V97H99ZM106 98H107V97H106ZM108 98H109V97H108ZM108 98H107V100H108ZM114 98H115V101H116L117 98H116L115 96H114ZM114 98H113V100H114ZM125 98H126V96H125ZM128 98H129V99H128ZM150 98H151V99H150ZM176 98H177V99H176ZM179 98H180V97H179ZM195 98H196V99H195ZM237 98H238V99H237ZM240 98H241V99H246V101L244 102V105L246 104L247 101H249L248 99L251 98V102H252V104L249 105V106H248V104H246V106L243 107V105H241L243 101H242ZM253 98H254V97H253ZM73 99H74V102H75L76 104H78V105L75 106V107L78 106L77 109H76L75 111H73V110L75 109V107L70 106V105H72L71 103H74V102H73ZM148 99H149V101H147ZM161 99H162V100H163V99H166V100H165V101H164V100L162 101ZM206 99H205V100H206ZM232 99H233V98H232ZM254 99H255V98H254ZM14 100H15V101H14ZM51 100H52V102H51ZM84 100H83V101H84ZM96 100H94V101H96ZM105 100H106V99H105ZM113 100H112V102H113ZM119 100H118V101H119ZM184 100H185V101H184ZM188 100H189V101H188ZM205 100H202V101H204V104L206 103ZM222 100H221V101H222ZM17 101H19L20 103H18ZM29 101H30V102H29ZM103 101H104V100H103ZM157 101H159L160 103H158ZM161 101H162V102H161ZM168 101H169V102H168ZM187 101H188V102H187ZM194 101H195V102H194ZM231 101H232V102H231ZM236 101H237V103H236ZM11 102L13 103L12 107L14 106V107H16L17 109L14 108V107H13V108L11 107L12 110H9L10 108L8 109L6 103L11 104ZM16 102H17V103H16ZM27 102H28V103H27ZM36 102H39L38 104H39V105H42V106L40 107ZM40 102H42V103L40 104ZM57 102H58V104H57ZM81 102H82V101H81ZM101 102H102V101H101ZM119 102H120V101H119ZM121 102H122V101H121ZM141 102H142V103H141ZM176 102H177V103L180 102V103L183 105V107H185V108L182 107L183 109H182V108L180 109V107H181L182 105L179 103L178 106H180V105H181V106L178 107L177 104H176ZM214 102H215V103H214ZM230 102H231V103H230ZM26 103H27L28 105H27ZM47 103H48V104H47ZM51 103H52V104H51ZM54 103H55V104H54ZM69 103H70V105H69ZM124 103H122L123 106H124ZM152 103H153V105H152ZM200 103H199V104H200ZM217 103H218V104H217ZM247 103H250V101L247 102ZM45 104H46V105H45ZM63 104H64V105H63ZM122 104H121V107H119V108H120V111H122V109H121V108H122ZM154 104H155V105H154ZM160 104H161V105H160ZM170 104H172V105H170ZM173 104H174V105H173ZM175 104H176V105H175ZM187 104H188V105H187ZM194 104H195V105H194ZM204 104H203V109L207 110L208 108H205V107H204ZM225 104H226V105H225ZM231 104H232V105H231ZM37 105H38V106H37ZM43 105H45V107H44ZM55 105H57V106H55ZM73 105H74V104H73ZM115 105L113 104V106H115ZM142 105H144V106H142ZM149 105H151V106H149ZM239 105H240V106H239ZM17 106H18V107H17ZM21 106H22V107H21ZM25 106H26V107H25ZM28 106H30L31 108H29ZM36 106L39 107V108H41V109H40V112H41V113L39 112V114H38L39 116H41V114H42V116L40 117V119L42 118L41 121H39V120H40V119H39V116H38L37 119L35 118L36 115H37L36 112L38 111V108H37ZM53 106L56 107L57 110H58V109L62 110V112L60 111L59 113H64V112L66 111V114H68V113L71 112L70 110H72V111L75 112V113H72V112H71V113H72L73 115H76V117H73V118H72L71 116H68V115L64 114V115H66V116H65L66 118H64V120H63V114L61 115V114H59L58 112L56 113V112H55V111H56V108L54 109ZM107 106H108V105H107ZM152 106H154V107L151 108ZM159 106H160V107H159ZM174 106H176L177 108H172V107H174ZM247 106H248V107H247ZM259 106H260V105H259ZM33 107H34L35 109H34ZM43 107L46 109L45 112H49V113H50L51 111H53V112H55L56 115H54L53 112H51L50 115H48L49 117H47L46 113H44V111H43V110H45ZM47 107H48V108H47ZM50 107H51V108L53 107V108H52L53 110H52V109H49ZM69 107H71V108H69ZM79 107H80V108H79ZM93 107H92V108H93ZM132 107H133V106H132ZM132 107H131V109H136V108H132ZM155 107H156V108H155ZM158 107H159V108H158ZM169 107H170V110L168 109ZM200 107H199V109H202V108H200ZM234 107H235V108H234ZM253 107H254V106H253ZM255 107H257L256 110H258V106H255ZM18 108H21V109H18ZM26 108H27V109L29 108V110H27ZM61 108H62V109H61ZM88 108H89V110H88ZM125 108H126V106H125ZM178 108H179V109H178ZM188 108H190V109H188ZM30 109H31V110L33 109L32 112H34V110H35V114H36V115H35L34 113H32V114L35 115V117H34V115L32 116V114L30 115L29 113H27L28 111H30ZM36 109H37V110H36ZM42 109H43V110H42ZM47 109H48V110H47ZM63 109H65V110H63ZM78 109H79V110H78ZM99 109H100V111H99ZM111 109L113 110V108H111ZM111 109H110L109 112H108V113L110 114L109 117L112 116L111 114L113 113V112H111ZM152 109H155V110H152ZM156 109H157V111H156ZM158 109H159V110H158ZM162 109H163V110H162ZM167 109H168V112H167ZM172 109L175 111V113H177V112H176L177 109H178V110H181V112L183 111V112H184V113H183L184 116H185L186 114H188V110H189V112H190L189 115H190L191 117H190L189 115H186V119H184V121H183V119L178 118V120H179V119L181 120V121L179 120L180 122L174 120L175 122H179V125H180V123L183 121L181 125L183 126V129H184V130H181V129L179 128V127H181V126L178 127V124L173 123V122H174L173 119H172L173 122L171 121V117H172V116L170 117V120H169L168 115L170 116V114L174 113V112L171 113V111H173ZM175 109H176V110H175ZM185 109H186V110H185ZM233 109H234V110L236 109V111L234 112ZM244 109H246V110L248 109V110L246 111V110H244ZM254 109H255V108H253V110H254ZM25 110H26V113L24 112ZM41 110H42V111H41ZM82 110H83V109H82ZM92 110H94V111H92ZM139 110H138L137 112H139ZM184 110L187 111L186 114H185V111H184ZM205 110L203 111L204 113H205ZM241 110H242V112H243V111H246L245 114L242 113ZM67 111H68V113H67ZM101 111H102V112L105 111V113H106V114L104 113V114H105V116H104L105 118H104V119L101 117V116L104 115V114L101 115V113H102ZM118 111H119V109H118ZM130 111L133 112V114L135 113V115H133ZM134 111H136V110H134ZM169 111H170V113H169ZM228 111H229L230 113H228ZM261 111H262V112H261ZM20 112H21V113H20ZM30 112H31V111H30ZM42 112H43V113H42ZM76 112H79L78 114H80V112H81L80 115H82V116L84 115V114H83L84 112H85V115H86V113H87V114L89 113V114H90V117H89V114L86 115V117H87V116L89 117V118H88V121H90V120H89L90 118H91V120H93L92 117H95L94 120H93V121H95V123L93 124V121H92V122L90 121V122L92 123V125H94V126L96 125V126H95V127H94V126L91 127L92 125H91V126L89 125V126L91 127V129L94 130V131L91 132V130H90V132H87V134H88V133H92V134H90V135H91V138H92V141H93V140H95V141H96V140H99V142H102V143H103V139H105L106 142L104 141V143L107 144V142H108L107 147H108V145H109V147H111V148H110L109 151H106L105 153H107V154L111 153V154L108 156V159H109V158H111V159H110V160H105V159H104V160H105V161H104V164H105L107 161H110L111 163H113L112 161L116 160V162H115L113 165H114V167H115L114 169L116 170V171H114V173H115V172L118 173L119 170H120V172H119L117 175H115L116 173H115L114 175L112 174V173H113V172H112L113 169H111V171H109V164H110V162H109V164L107 163L108 165L105 164L106 166H108V167H107L108 169H107L106 167L104 168L105 165H102V164H103L102 161H100V163H99V164H101L100 166L97 165L98 160H99L100 157H102V156H103V158H104V157H107L106 155H102V156H101V154H100V153H103V152H101V150L104 151V149H105L106 146H103V145H104V143H103L102 147H104V148L100 150V148L98 149V147H97V146L100 144L98 141H96V142L94 141L96 144L98 143L97 146H96L94 143L92 144L91 138H89L90 141H91V143L88 141V140H89V139H88V135H87L86 132H85V131L89 130V129H87V128H89V127L86 126L87 123L85 124L87 130L83 129L84 132L82 133V134H84V135L86 134L85 137H86L87 139H86L84 136H83V138H81L80 134H78V135L80 136L81 139H86V140H85V145H83V144L80 142V140H79L80 138L78 139V137H77L76 135L74 136V134H76L77 132L74 133V131H72V129H71V132L69 131L70 133L66 131V129L68 130L69 127H70V128H73V126L75 127V125H76V124H75L76 118H78V119H79V118H82V117H78L77 114H76ZM128 112H130V113L132 114V116L129 115ZM199 112H200V111H198V113H199ZM206 112H207V111H206ZM213 112H212V113H213ZM260 112H261V114H260ZM49 113H47V114H49ZM91 113H93V114H91ZM157 113H158L159 115H158ZM175 113H174V114H175ZM179 113H180V112H179ZM179 113L176 114V117H177L178 115H180V114L182 115V113H180V114H179ZM198 113H197V115H198ZM204 113L201 112V113H199V114H202V115H203ZM212 113H211V114H212ZM217 113H218V114H217ZM43 114H44V115H43ZM72 114H71V115H72ZM99 114H100L101 116H100ZM115 114H116V115H115ZM160 114H161V115H160ZM205 114H206V113H205ZM256 114H257V115L260 114L258 117H262V118L260 119V120H262V121H260L258 117H257L258 120H257V118H252L253 120L250 119V118L252 117V115L254 116V115H256ZM7 115H6V116H7ZM18 115H19V117H18ZM52 115L55 116V117H53V118H55V119H53L52 117H50V116H52ZM73 115H72V116H73ZM239 115H240V114H239ZM250 115H251V116H250ZM257 115H256V116H257ZM30 116H31V117H30ZM59 116H61L62 119H61V118L58 119ZM130 116H131L132 118H134V119H132ZM136 116H137V117H136ZM140 116H141V115H140ZM142 116H143V115H142ZM165 116H166L167 118H166ZM174 116H175V115H173L172 118H175ZM184 116L182 115L181 118H185ZM187 116H189V117H187ZM247 116H250V118H247ZM57 117H58V118H57ZM68 117H69V118L71 117V119H69ZM96 117H97V118H96ZM98 117H100V119L102 118V120H104V121L102 122V124H103L104 126H103L101 123H100L101 125L98 123L101 127L97 126V122L99 121ZM109 117H108V118H109ZM135 117H136V118H135ZM178 117H180V116H178ZM192 117H193V120H194L195 122L197 121L196 123H197L198 125L192 121ZM197 117H196V118H197ZM228 117H229V116H228ZM230 117H229V119H233V118H230ZM242 117H240L241 120H243ZM24 118H27V120H29V119H31V120L26 121ZM34 118L36 119L35 122H34V120H35ZM45 118H46V119H45ZM48 118H49V119H48ZM50 118H52L53 121H52V119L50 120ZM56 118H57V120H59V121H61V120H63V121L61 122V124H60L59 121L56 122V123H57V124H56V127L59 126V127H61V128H59V127L57 128L56 133H55V136L57 137V136L60 135L59 140H61L60 138H61V136L63 135V136H62V140H66L67 135H65V134L68 133V135H69V134L72 133V134H73V135H72L73 137L70 135V137H69V139H68L70 142H68V141L66 140L67 143H65V144H67V145L69 144L70 148H68V149H71V145L73 146V144H74L75 142L77 143L78 140H79V143H77V144H78V145H79V144L83 145V146H81V147H80V145H79V147H76L75 149H74V147L77 146V144L74 145L73 148H72V150H69V151H71V152L67 153V154H68V155H67V154H66V152H68V149H67V151H66L67 146H66V148H65V144L62 146V144H60V143H63V141L61 140V142L58 144V145H60L59 150H60V149H62V151L65 150V151H66V152H65V156H64L63 154H59V153H63V152H61V151H57V150H56L58 153H54V152L52 151L53 149H54V151H55V144H54V146H53L54 148L52 149V147H51L52 150L50 149V146L53 145V144H51V143H54V142H57V141H58V140H57L58 138L55 139V138L52 136V133H51V136H52V137H51V136H50V137L48 136L49 139L52 138V141H51V139H50V142H49L48 139H47V141H46V143H45L44 137H41V136H42L41 133H42V132L44 133V131L46 130V128H45L46 126H45V125L48 126V124H46L47 121L50 120L49 122L51 123V121H52V123H53L54 120L57 121ZM74 118H75V119H74ZM83 118H84V116H83ZM83 118H82V119H83ZM128 118H129V119H128ZM130 118H131V120H130ZM140 118H141V117H140ZM148 118H149L150 120L153 119L154 124H153V122H152V123H151L152 126H150V120H148ZM163 118H165V119H164V122H168V120H169V121H171V122H168V123H171V124H167V123L165 124V123H163V124H162V128H161L162 130H161V129H159V128L161 127V126H160V123L163 121ZM189 118H190V119H189ZM198 118H197V119H198ZM210 118H211V121H209ZM214 118H215V119H214ZM21 119H22V120H21ZM44 119L46 120L45 123H43V122H44ZM67 119H68L69 121H68ZM78 119H77V121H78ZM96 119H97V120H96ZM123 119H124V118H123ZM127 119H128L129 121H128ZM143 119H144V118H142V120H143ZM166 119H167V120H166ZM175 119H177V118H175ZM187 119H188V120H187ZM204 119H206V118L204 117ZM249 119L252 120V121L250 122ZM15 120H16V119H15ZM70 120H74V124H73L72 127H71L72 122H71ZM80 120H81V119H80ZM80 120H79V124H80L81 128H85V127H84V124H83V127H82L81 122L83 121L82 123H84V120L86 121L87 118L83 119L82 121H80ZM102 120H100V122H101ZM142 120L140 119L139 122H142ZM154 120H155V121H154ZM159 120H160L161 122H159ZM165 120H166V121H165ZM186 120H187L188 122H190V121L193 122V123L190 122L191 125H192L191 128L189 127V124H190V123L188 124ZM217 120H218V121H217ZM233 120H234V119H233ZM66 121H67V122H66ZM77 121H76V123H77ZM96 121H97V122H96ZM145 121H146V123H145ZM185 121H186V122H185ZM225 121H226V122H225ZM255 121L258 122V126H257V128H258L259 130L256 128V124H252V122H255ZM7 122L9 123V121H7ZM25 122H26V125H25ZM31 122H33V123H31ZM41 122H42V124H41ZM49 122H48V123H49ZM63 122H64V123H63ZM70 122H71V123H70ZM105 122H106V121H105ZM105 122H104V123H105ZM134 122H135V121H134ZM184 122L186 123V125L188 124V126H185V125L183 124ZM227 122H229V123H228L229 125L227 124ZM0 123H1V122H0ZM28 123H29V124H28ZM36 123H37V124H36ZM91 123H89V124H91ZM136 123H138V122H136ZM148 123H149V124H148ZM172 123H173V124H172ZM16 124H18V122H16ZM53 124H55V122H54ZM53 124H52V125L49 124V126H50V125H51V126H54ZM58 124H59V125H58ZM66 124H67V126H65ZM68 124H69V125H68ZM129 124H130V122H129ZM131 124H133V123H131ZM138 124H139V123H138ZM138 124L135 125V123H134L133 125H134V127H135V126L138 127ZM141 124H140V125H141ZM144 124H145V125H144ZM146 124H147L148 126H147ZM158 124H159L160 127L158 126ZM193 124H194V125H197V127H196V128L193 127V126H194ZM226 124H227V126H229V127L231 126V129H228L229 127L227 128ZM250 124H251V125H250ZM259 124H260V125H259ZM36 125H37V126H36ZM133 125H126V126H128V127L131 126V127H132ZM140 125H139V126H140ZM172 125H173V126H172ZM202 125H207V128L209 127L208 129L205 128V130H207L206 132H207L208 134H205V133L202 132V130H204V129H199V128L204 127V126H202ZM223 125H224V126H223ZM252 125H253V127H252ZM11 126H10V128H11ZM28 126H29L30 128H28ZM34 126H35V127H34ZM44 126H45V127H44ZM49 126H48V127H49ZM63 126H64V127H63ZM76 126H77L78 128H80L79 125H76ZM102 126L104 127L105 131H104V129L102 128ZM155 126L158 127V128L155 129ZM198 126H199V128H198ZM200 126H201V127H200ZM225 126H226V127H225ZM235 126H236V127H240V128L236 129ZM16 127H17L18 129H16ZM48 127H47V131H45V133H44V136H45V135H49L48 132L50 133V130H51V131L53 130V129L48 130ZM77 127H76V128H77ZM131 127H130V128H131ZM143 127H142V129H143ZM150 127H151V129H150ZM164 127H165V128H164ZM167 127H168V128L170 127L171 129H173V127L176 128V129L178 128V130L180 129L182 133H184L183 131H185V129H189V128L191 129L192 134H193V132H194V130L192 131V128H194L195 131L198 132V134H199V133H201V134L203 133V135L206 136V138L209 139V140H207V139L205 138L206 143H204V145L201 144V143L205 142V141H204V137H203V139H202V138L195 137V136H199V135H195V134H197L196 132H194V133H195L194 135H191V132L189 133V130H190V129H189V130H187V132L185 131V133H186V136H185V133H184V135H182V134H180L179 131H177V130L175 129V132H177V135H178V134L181 135L180 137H181L182 141H184V142H185V140L187 141V139H188V137H189V140H190L191 143H192V142L197 143V142L199 141L200 143L198 142L196 145L200 144V146H202V148L205 147L206 144H210V141H211L210 138H211V137H212L213 139H215L216 137H218V138H217L218 140H223V141H219V143L221 142V146H223V143L225 142L224 140H226L227 135H228V137H229V138H227V140L229 139V141H230V142H229L230 145H228V146H231V143H232L234 146H235V145L238 146L239 143H242L241 138H243L244 136H247L248 138H249V136H252V137H253V136H254V137L256 136V141H255V139H253L252 137H251V139H249V141H247V140H248L247 137H244V139H242L243 141H247L246 143H250V140L253 141V142H251L250 144H246V143H245L247 146H248V145L250 146L252 143L257 142V140H258L259 142H257L256 145H255V144H252V145H251L252 148H251V147H247L246 145H245V146H241L242 148H240V146H238V147L240 148V151H241V153L239 152L240 155H241V156L239 157V159L242 157L243 159L241 158L240 160H244V162L247 161V163H248V164H247V163L245 162V163L247 164L245 168H244V166H245V163H244V162H242V161H240V160L238 159L239 164L244 163V164H243V165H244L243 168H242L241 165H239V164L237 163V158H238V156H239V153H238V154H235V152L237 151L236 149H238L237 146H235V148H234V147H229V149H230V148H234L232 151L235 150V151H234V154H235V155L232 153V156L234 155V156H233L234 158H233L232 156H230V154H231L232 151H231L230 154H229V151H228L229 149L227 148V147H228V146H227L228 142H226L227 144L225 143V145L227 146L226 148H225V145H224L223 147H220V146H219L222 150H223L224 148H225V150L228 149V150L226 151L228 154H226V153L224 152V150H223V153L226 154V155H229L230 158H228L227 156H226V158H228V160H229L230 162L232 161L231 164L229 165V167L232 169V172H233V173H232V172L230 173V168H228V166L226 167V165H225V167L223 166L224 164H228V163H230V162H229L228 160H226V158L223 157L222 154H221V155H222V157L224 158V159H223V161H224V162H223V165H222V164L220 163V161H219V159L222 158V157H219V159L217 158L218 160H216L218 166H215V167H220V166H221L222 168L224 167V168H223V171L225 172V174H223V175H226V176H222V175H221L222 172H221L220 175H219V172L221 171L222 168H221L220 170H216L217 173H218V175H216V172L213 173V171H214L215 169H219V168H214V165L216 164V161H215V164H214V165H213V164L211 165V166H213V167H212L213 170L210 168L211 166H210V167H208L209 165L207 166V168L210 169V173H208L209 169L207 170V168H206V165H207L208 163H207V161H206V163H205L204 161H205V160H208L207 158L211 157V155L208 154L209 151L207 152V150L209 149L208 147H210L211 144L206 146L208 149L205 148V153L203 152V149H201V147H199V145H198V148L202 150V152L199 153L201 150L196 149V148H195L196 145H194L195 147H193V144H194V143H193L192 146H191L190 148H193V150L191 149L192 152L195 151L194 153L198 154V156H199V158H197L198 156L196 157V155H195L196 158H194V159H195L196 162L202 161V162L204 163V167H205L206 169H205V168L203 169V167H201V166H203V163L200 162V164H199L200 166H198V165H197L198 163H197V164L195 165L196 167L191 168V169H193L192 172H193L194 169L196 168V170L194 171V173H197V175H199V174L202 173V171H203L204 173H208L209 175L211 174L210 176L213 175V177H212L213 179L215 178V179L212 181L211 177H210L208 174H206V175H208L209 179H211V180H209L208 177H207V178H202V180L204 179V181L202 182V181H201V178H199V177H204V176H206V175H205L204 173H202L203 175H199V176H197V175L195 174V175L197 176V177H195V178L200 179V180L195 179V180H197V181H196V184H197L198 186H200V188H198V186H197V187H196V189L198 188L197 193H194V192L196 191V189L194 188L196 185H195L194 182L191 181V180H193V179L190 180V177H188V176H191L190 174L192 173L191 170H189V167H191L192 165L189 166L188 164H191V162L193 163V161H194V159H193L194 156H193V155H194V154H193L192 152L190 153L191 150L189 151V153L185 154V153H186L185 151H187V150L190 149L189 146H187V147L189 148V149H188V148L185 146V144H184V145H180L181 143L183 144V142L180 141V139H179V137H178L179 135L176 136V135H175V132H174V129H173L172 131L174 132V135L176 136V137H175V136L172 135V133L170 132L171 129H170V130L166 129ZM186 127H187V128H186ZM188 127H189V128H188ZM249 127L253 128V130H252L253 133L251 132V129H248ZM26 128H27V129H26ZM36 128H37V129H36ZM76 128H73V130H75ZM78 128H77V129H78ZM81 128H80V129H81ZM93 128H94V129H93ZM98 128H99V129H98ZM100 128L102 129V130H101L102 132H103V131L106 132V136L103 135V134H105L104 132H103V134H101L102 132L100 131ZM130 128H129V129H130ZM163 128H164V129H163ZM181 128H182V127H181ZM197 128H198V130H197ZM245 128H247V129H245ZM14 129H16V131H15ZM28 129L31 130L32 132H31V131L29 132ZM40 129H41V130H40ZM42 129H43V130H42ZM54 129H56L55 126H54ZM59 129H60V132H59ZM132 129L137 130V129H135V128H132ZM132 129L129 130V132H130V131H133ZM140 129H141V128H139V130H140ZM142 129H141V130H142ZM165 129H166V130H165ZM239 129H241V130H239ZM244 129H245L246 131H244ZM33 130H34V131H33ZM78 130H79V129H78ZM96 130H97V131H96ZM141 130H140V131H141ZM143 130H144V129H143ZM154 130H155V132H154ZM157 130H158V131L160 130L161 132H162V131H163V132L166 131L165 133L168 132L169 134L171 133L172 137L178 138V139H179L178 141H180L179 144H176V145L185 146L187 149H185V147H184L185 150H184V149L180 150V149L182 148V147L180 148V146H179L180 149H178L177 146H175V148H174V147L172 148L171 145H170V147H169L168 144H171V143H170V142L168 143L167 140L171 138V137H170L171 135H168V134H166V135L169 136L167 140H166V138L164 137V140H163V141H159V142H157V141L161 138V136H159V134H157V133H158ZM200 130H201V132H199ZM205 130H204V132H205ZM248 130H250L251 135H250V134L247 135V133H246V135H245V132H248ZM255 130H256V131L258 130V131H257V132H258L257 135H255ZM263 130H264V129H263ZM27 131H28V132H27ZM81 131H82V130H79L80 133H81ZM98 131H99V132H98ZM107 131H110V133L112 132V133H111V136L113 135V136H112L113 138L116 137V136H119V135H120V137H118L119 140H118V139L116 140L117 137L115 138V140L118 141V144L120 143L121 140H123L124 143L126 142V144H127L128 147H126V145L123 144V141L121 142V144H123L125 147H124L123 145L121 146V144L117 145L116 141L114 142L113 138H111V139L113 140V141H112V140H111V141L114 142V144L111 143V141L108 140V139H110L111 136L108 135L109 138L107 137V134H108ZM127 131H128V130H127ZM156 131H157V132H156ZM39 132H41L40 135L38 134ZM46 132H47V133H46ZM62 132H63V133H62ZM65 132H66V133H65ZM133 132H134V131H133ZM215 132H216V131H215ZM219 132H220V133H219ZM225 132H223V133H225ZM1 133H0V134H1ZM27 133H28V134H27ZM32 133H33V134H32ZM34 133H35L36 135H35ZM134 133H135V132H134ZM151 133H155V135H156V134L158 135V136H157V135H156V136L152 135V139H153V136H154V139H155L156 137L159 138L157 141H156L157 138L155 139L156 142L153 141L154 139L152 140V143L155 142L152 146L150 145L151 142H150V143H147V141H146V138L150 137V136H148V135H150ZM165 133H164V134H165ZM187 133H188V134H187ZM213 133H214V132H213ZM230 133H231V132H230ZM37 134H38L40 137H39ZM57 134H58V135H57ZM82 134H81V135H82ZM93 134H94V135H93ZM98 134H99V136H98L99 139H98V137L96 136V135H98ZM140 134H141L143 137L140 136ZM162 134H163V133H162ZM164 134H163V135H164ZM209 134H210L211 136H210ZM215 134H216V133H215ZM218 134H216V135H218ZM242 134H243V137H242ZM27 135H28V136H27ZM90 135H89V137H90ZM92 135H93V137H92ZM114 135H115V136H114ZM163 135H162V137H163ZM166 135H164V136H166ZM203 135H200V136H203ZM208 135H209L210 138L207 137ZM234 135H235L236 137L238 136V138H236ZM261 135H262V136H261ZM100 136H101V137H100ZM139 136H140V137H139ZM190 136H192V138H191L192 140L190 139ZM200 136H199V137H200ZM239 136H240L241 138H240ZM260 136H261V137H260ZM36 137H37L38 139H37ZM63 137H64V139H63ZM74 137H75L76 139H78V140L75 139V142H74V141L72 142V140H73ZM94 137H95V138H94ZM102 137H103V138H102ZM106 137H107V138H106ZM137 137H139V138L137 139ZM166 137H167V136H166ZM185 137H186L187 139H186ZM194 137H195V138H194ZM230 137H231L232 139H233V137H235V138H234L233 140H231ZM259 137H260V140L257 139V138H259ZM39 138H41V139H39ZM42 138H43V140H42ZM46 138H47V137L45 136V139H46ZM67 138H68V137H67ZM100 138H102V139H100ZM197 138H198V139H197ZM219 138H220V139H219ZM221 138H222V139H221ZM239 138H240V139H239ZM245 138H246L247 140H246ZM4 139H5V140H4ZM7 139H8V140H7ZM54 139H55V140H54ZM106 139H107V140H106ZM162 139H163V138H162ZM162 139H160V140H162ZM171 139H172V138H171ZM184 139H185V140H184ZM195 139H196V140H195ZM213 139H212V140H213ZM217 139H216L215 141H217ZM31 140H32V142H31ZM34 140H36V141H34ZM39 140H40V141H39ZM53 140H54V141H53ZM56 140H57V141H56ZM132 140H136V141L133 143ZM144 140H145L146 142H145ZM149 140H151V139H149ZM201 140H203V141H201ZM234 140H235V141H236V140H237V141L240 140L241 142L237 143V141L235 142ZM42 141H43V143H41ZM66 141H64V142H66ZM81 141H83V140H81ZM87 141H88L89 143H87ZM140 141H141V142H140ZM143 141H144V142H143ZM173 141L176 142L177 140H173ZM232 141H233V142H232ZM260 141H261V142H260ZM29 142H30V143H29ZM36 142H37V143H36ZM47 142H49V143L47 144ZM142 142H143L144 144H143ZM148 142H149V141H148ZM190 142H188V143L185 142V143H187L188 145H191ZM207 142H208V143H207ZM217 142H218V141H217ZM217 142L214 143V141H213V144H214V145L216 144V147H217ZM17 143H18V142H17ZM38 143H39V146H40V148H41V151L39 150V148H38V150H39L40 152H42V149H44V151H45V149H46L45 152H47V150H48V152H49V158H50V159L48 158V156H46V153H44V152H42V154H40V156H39L38 158H37V156H34V157L32 156L33 158H32V160H31L28 164H29L30 167H31L33 164H36L37 166L35 165L36 168H35V167H33V168L31 167L32 169H28V168H29L28 165H27V167H26V165H25V167L23 166V165H24V162H26L25 164H27L28 158L31 159V156L28 157V155H29V154H28V152H29L28 149H30V151L34 150V148H35L34 146H35L36 144H37V147H39V146H38ZM57 143H58V142H57ZM71 143H72V144H71ZM83 143H84V141H83ZM115 143H116V144H115ZM166 143H168V144H167V145H168V148L166 149V150H167V153L165 152L166 150H164L166 147H162V145H161V144H163V146H164V144H166ZM219 143H218V144H219ZM234 143H237V144H234ZM1 144H2V146H1ZM4 144H5V145H4ZM8 144H10V145L12 144V146H10V149L8 148ZM22 144H21V145H22ZM24 144H25V145H24ZM28 144H29V145H28ZM34 144H35V145H34ZM106 144H105V145H106ZM145 144H146V145H145ZM172 144H173V142H172ZM213 144H212V145H213ZM3 145H4V146H3ZM58 145H57V147H58ZM86 145H88L89 148H90V146L94 147V148H92V147L90 148V150H93V151L91 152V155H90V152L88 153V152L85 151V149H86L87 147L85 148L84 146H86ZM100 145H101V144H100ZM110 145H111V146H110ZM129 145H130L132 148H131V147L129 148ZM149 145H150L151 147H149ZM159 145H161V147L164 148V149H162ZM214 145L211 146V148H214V147H215ZM233 145H232V146H233ZM241 145H243V143H242ZM263 145H264V144H263ZM61 146H62V147H61ZM69 146H68V147H69ZM95 146H96V148H97L98 150H100V152H99V151L97 152V150H95V149H96ZM140 146H142V147H140ZM144 146H146V147H145L144 150H143V147H144ZM147 146L150 148V150H151V148H152L153 150H151V152H149L150 150H148V151L146 152L145 150H147ZM155 146H157V147H155ZM173 146H174V144H173ZM43 147H44V148H43ZM82 147L84 148V150H82V151H84V153H85V152L88 153V155L86 154L87 157L85 156V154L82 156L83 158L80 156L81 154H83L82 152L80 153L81 150H79V152L76 151V152L79 153V154L75 153V154H76V155H75V154L73 153V152H75V150H78L79 148H82ZM99 147H101V146H99ZM102 147H101V148H102ZM109 147H108V148H109ZM113 147H114V148H113ZM139 147H140V148H139ZM236 147H237V148H236ZM246 147H247V148H246ZM18 148H21V151H22V149H24V151L27 152L26 155H25L26 158H25V159L23 158L24 160L22 159V160L20 161V159L23 157L24 154H23V152L21 153L20 149H18ZM83 148H82V149H83ZM211 148H210V149H211ZM220 148H218V147H217L216 149L214 148L215 152H217L216 150H217V149H220ZM248 148H251L252 151H251L250 149H248ZM261 148H262L263 150H262ZM35 149H36V148H35ZM210 149H209V150H210ZM242 149H243V150L245 149V150L243 151ZM258 149H259V150H258ZM14 150H15V151H14ZM17 150H19L20 153H18ZM38 150H35V151L38 152ZM87 150H89V149H87ZM94 150L96 151V153H95ZM105 150H106V149H105ZM111 150H112V151L114 150L113 152L115 153V154H114L115 156L117 155L116 158H113L114 160H112V157H111V156H112V152H111ZM155 150H157L156 153H154ZM162 150H163V151H162ZM176 150H177V151H176ZM178 150L180 151V153L183 154V157L186 158V159H183L182 155H181L180 153H178ZM196 150H198V151H196ZM222 150H221V152H222ZM230 150H231V149H230ZM238 150H239V149H238ZM246 150H249L250 153H249V151L247 152ZM257 150H258L259 152H260V150H261V152L259 153ZM12 151H13V152H12ZM35 151H33V152H35ZM50 151H51V152H50ZM56 151H55V152H56ZM125 151H126V153H125ZM175 151H176V152H175ZM182 151H184V152H182ZM212 151H213V150H212ZM245 151L248 153V154H247L248 156H249V155H250V156H253L255 160L253 161V158L250 157V156H249L250 159L247 160V159H248V158H247L248 156L245 155V153H244ZM253 151H256L257 153H256V152L253 153ZM0 152H2V151H0ZM14 152H15V153H14ZM37 152H36V153H37ZM40 152H39V153H40ZM48 152H47V153H48ZM108 152H109V153H108ZM120 152H121V153H120ZM133 152H134V153H133ZM135 152H136V153H135ZM145 152H146V153H149V154H144ZM158 152H159V153H158ZM162 152H164V154H163ZM187 152H188V151H187ZM215 152L213 151V153H214V154L216 155V157H217V155L220 154V153H219L220 150L218 151V154L215 153ZM237 152H238V151H237ZM8 153H9V155H7ZM24 153H25V152H24ZM29 153H30V152H29ZM50 153H52V154H50ZM105 153H104V154H105ZM152 153H154V154H152ZM160 153H162V154H160ZM168 153H169V154H168ZM202 153H203V154H202ZM209 153H210V152H209ZM243 153H244V154H243ZM255 153L257 154L256 156H254ZM258 153H259V154L262 153V154H261L262 156H261V155L258 156V155H259ZM10 154H11V155H10ZM18 154H20V155L23 154V155H22L21 158H20V157L18 156ZM27 154H28V155H27ZM33 154H35V153H32V152H31V155H33ZM56 154H58V156H64V157H66L69 161H70L73 157H75L74 159L79 160V158H78V156H79L80 159L82 158L81 161L79 160L80 162H82V164H81L79 161H78V162H79V163H78L79 165L76 164V163L74 164V163H72V162L75 161V160L72 159V161H70V162H69L68 160H66L67 163L69 162V163L66 165V163L63 162L62 159H61V162H63V164L65 165V166H64V165H62V163L60 162L59 159H60V158H63V159L65 160V158H64V157H60V158L58 157V160H59V161H58V160H57V155H56ZM132 154H133V155H132ZM150 154H151V155H150ZM155 154H156V157H155ZM159 154H160V155H159ZM167 154H168V155H167ZM177 154H178V155H177ZM179 154L181 155V157H180ZM190 154H193V155L190 156ZM211 154H212V153H211ZM214 154H213L212 156H214ZM242 154L245 155V158H247V159H245L244 156H243ZM252 154H253V155H252ZM0 155H1V153H0ZM16 155H17V156H16ZM36 155H38V153H37ZM47 155H48V154H47ZM54 155H56L55 158H54ZM69 155H70V158H68ZM119 155H122V156L120 157ZM143 155H144V156H143ZM153 155H154V157H155V159H156V160L154 161L156 164L159 162V165H160V162H163V163H164V162L167 161L166 163L163 164V166L166 165L167 167L169 166V168H167V167H165V166H164V168H161V165L158 166V164H157V167H159V168H158V169H157V167L154 168L155 165L152 166V164H153L154 162L152 161V158H151V157H153ZM161 155H162L163 158L167 155V156H168V158L166 157L167 160H166V159H163V160H164V161H163ZM175 155H176V156H175ZM202 155H206L207 157H206V156L204 157V158H206V159L203 158V160H201V159H202ZM7 156H8V158H7ZM9 156H10V157H9ZM11 156H12V157H11ZM42 156H43V157H42ZM45 156H46V157H45ZM67 156H68V157H67ZM95 156H96V157H97V156L99 157L98 160H97V158H96ZM129 156L132 157V158H129ZM135 156H136V157H135ZM157 156H160V157H157ZM186 156H188V157H186ZM189 156H190V157H189ZM208 156H209V157H208ZM219 156H220V155H219ZM236 156H237V157H236ZM257 156L259 157L258 160H260V161H257V160H256ZM13 157H14V159L17 157V158H16L17 161L14 160ZM51 157L54 158V161L57 160L58 162H60V163H58V162H57V163H58V164H61V165H57V166H62V168H63V166H64V169H63V170H62V169L59 170L58 168H56V169H58L57 171H58V173H59V176H56V177H55V173H56V175H58L57 172H56V171H55V172H54V171L52 172V169H51L50 166L53 165L52 168L56 167V162H55V166H54V163H53V162H50V161H51ZM76 157H77V158H76ZM85 157H86V158H85ZM118 157L120 158V160L118 159ZM122 157H123V159H122ZM137 157H138V158H137ZM148 157L150 158V161H152L151 163L147 162V160L149 159ZM154 157H153V158H154ZM170 157H171V158H170ZM179 157H180L181 159H180ZM191 157H192V159H191ZM216 157L214 156V158H216ZM235 157H236V162H235V160H232V159H235ZM255 157H256V158H255ZM0 158H1V157H0ZM4 158H5V159H4ZM9 158H10V160H11L13 163L10 162V161L8 160ZM40 158H42V159H44V160L46 159V160L42 163L43 160L40 159ZM84 158H85V160H84ZM136 158H137V159H136ZM143 158H144V161H143ZM176 158H177V160H179V161H177ZM211 158H212V157H211ZM214 158H213L212 160L209 159L208 162L210 161V162L213 163V162H214ZM231 158H232V159H231ZM6 159H7V160H6ZM26 159H27V161H25ZM35 159H37V160L35 161ZM39 159H40V160H39ZM106 159H107V158H106ZM130 159H131V160H130ZM141 159H142V160H141ZM146 159H147V160H146ZM168 159H169V160H168ZM182 159H183V160H186V162H184L183 164H182L183 161H181ZM190 159H191V160H190ZM196 159H200V160H196ZM251 159H252L253 162L251 161ZM47 160H48V161H47ZM83 160H84L85 162H84ZM95 160H97V162H94ZM100 160H102V158H101ZM111 160H112V161H111ZM121 160H123V161H121ZM138 160H139V161H138ZM3 161L6 163V165L3 164V163H4ZM8 161H9V164H10V165L7 164ZM15 161H16V162H15ZM52 161H53V159H52ZM92 161H93V162H92ZM117 161H118V162H117ZM120 161H121V162H120ZM130 161H131V162H130ZM141 161H143V162L146 161L147 163H146V162H145V163H142ZM170 161H171V162H170ZM172 161H173V162H174V161L176 162V163H174V164H176V167H177V165H179V164H182V166H184V164H185L184 167H187L188 169H187V168H184V167H182L181 169H185V171H186V169H187V170H188L189 172H191V173L185 174V175H184L183 177H181V178L178 177L180 180H179L178 178H176V177H177V174H176V175H175L176 177H175L174 179H175V180L177 179V182H176L175 180L171 179L170 181H168V182H170V183H165V184H164L163 182H164L165 180L167 181V180L169 179V177L171 176V175L168 176V179H167V176H166V179H165V176H164V175H165V172H166V171H167L166 173H168V172L171 173V171H173L172 173L175 174L176 172L178 173V171L180 170V168H179L180 165H179V166H178L179 170H177V168L175 167V169H176L177 171L174 173L175 169H174V167H171L172 164H173ZM180 161H181V162H180ZM218 161H219V163H218ZM226 161H228V163H227ZM255 161H256V163H257V168H256L255 170H253V166H254V168L256 167V164H254ZM17 162H19V163L22 162V164H18ZM31 162H32V163L34 162V163L32 164ZM40 162H41V163H40ZM76 162H77V161H76ZM138 162H139V163H138ZM168 162H169V164H168ZM188 162H189V163H188ZM210 162H209V163H210ZM221 162H222V161H221ZM251 162H252V163H251ZM1 163H2L3 165H2ZM15 163H16V165H15ZM39 163H40V165H39ZM51 163H52V165H50ZM87 163H88V164H87ZM90 163H91V164H90ZM93 163H94V165H95V164L97 165V168H98L99 170L96 169L95 166H93ZM116 163H118V164H116ZM134 163H135V165H134ZM141 163H142V164H141ZM155 163H154V164H155ZM187 163H188V164H187ZM233 163H237V164L239 165V168L241 167V168H240L241 170L243 169V171H244V169H245L246 172H247V174H248L247 168L249 167V170L251 169V171H249V174H248V175H250V177L246 174L245 176H248V177H249L248 179H247V177H245V176H244L245 179H244V178H241V177L243 176V175H241V174H244V172H242L240 175H239V174L236 175L238 172L236 173L235 171H238V170L241 171V170H240V169L236 170V168H238V167H236L237 164H234V165H233ZM249 163H251V164H249ZM262 163H263V166H262ZM11 164H12V165H11ZM30 164H31V165H30ZM83 164H85V167L82 166ZM86 164H87V165H86ZM130 164H131V165H130ZM136 164H137L138 166H139V164H140L141 166L143 165V167H144V164H146V167H147L146 169L148 170V169L150 168L147 172H145V174H147L148 172H152V171H154L152 174H155V172H156L157 174L154 175V176H155V180L157 181V183H155V180H154V179H151V178L148 179V177H150V176H148V177L146 178V177H145L146 175L143 174V173H144V172H143V171H144L143 168H142L141 166H139V167L136 166ZM148 164H149V165L151 164V166H152L153 168L150 167V166L148 167V166H147ZM167 164H168V165H167ZM170 164H171V165H170ZM174 164H173V166H175ZM219 164H221V165H219ZM4 165H5V166L8 165V166H7L8 168H7V167H4ZM49 165H50V166H49ZM77 165H78V166H77ZM80 165H81V166H80ZM88 165H90V166H89L88 168H86ZM91 165H92V166H91ZM110 165H112V164H110ZM113 165H112V166H113ZM115 165H116V166H115ZM187 165H188V166H187ZM231 165H232L233 167H236V168L233 169V167H232ZM235 165H236V166H235ZM249 165H251V168H250ZM67 166H69V167L72 166L71 168H73L74 170H73V169H70V168L68 169ZM102 166H103V167H102ZM112 166H111L110 168H113ZM127 166H128V167H127ZM129 166H130V167H129ZM163 166H162V167H163ZM193 166H194V165H193ZM197 166L199 167V169H201V170L203 169V170H202V171L200 170L201 172H197V170H198V169H197V168H198ZM258 166H259V167H258ZM2 167H3V168H2ZM12 167H13L14 169H13ZM16 167H17V168H16ZM47 167H49L48 169H50V170H49L50 172H48ZM66 167H67V170H68V171H64ZM76 167H78V168L80 167V169H78V168H76ZM92 167H95V168H93V169H94V170H95V169L97 170V172L95 171L96 173L93 172ZM123 167H124V168H123ZM125 167H126V168H125ZM131 167H132V168H131ZM134 167L137 168V169L141 167L140 169L143 170V171L141 172V175H142V174L145 175V176H142V177H141L142 179H141L140 177H136V176L139 175L138 173L140 172V169H139L138 172H137V170L135 171V169H133ZM180 167H181V166H180ZM6 168H7L8 170H5ZM21 168H24V170L22 169L23 171H25V170H29V171H28L29 173H28L27 171H25V172L21 173L22 175H20L19 172H21V171H20ZM25 168H27V169H25ZM37 168H38L39 170H37ZM59 168H60V167H59ZM81 168H82V169H81ZM83 168H85L86 171L83 170ZM120 168H121L122 170H121ZM18 169H19V172H16V170L18 171ZM44 169H46L47 172H48L49 174H50L51 172L53 173V174H52V173H51V174H52V176H54V177H50V175H48V173L46 172L47 175L51 178V181L47 179V176H46L45 173H44L45 176L42 174V171H43ZM56 169H53V170H56ZM77 169H78V172H77ZM88 169L90 170L88 173H90L91 175H92V172H93L94 175H96V176L98 175V173H100V174L102 173V174L100 175V177H101L102 175H104V176H102L101 180H98V181L100 182V184H101V183L103 184L104 181H105L104 184L110 181L111 184L108 183V185H107V187H108V186H109V187H108L107 189H105L106 187H105V188H102V189H101V188H98L99 185H98V186L96 185V183H95V182H96V181H95L96 179L93 178L94 176L91 177V176H89V174H88V175H85V176H88L89 178H90V177L93 178V179H91V180H92V182L95 181V182H94L95 185H92V187L94 186V187H93L94 189H97V188L99 189V190H98V189L95 190L96 192H94V189H93V192L91 193V190H92V189H91V188H88V190H89L88 193H90V196H89V194H87V190H86L84 187H86V188H87V187H90V186H91L90 183H92V182H91V180H88V181H87V178H88V177H85V176H84V174H87V173H81V174L86 178V181H87V183H86L87 186H85V185H86L85 182H84L85 179H84V177H82L81 174L79 173L80 170H83V172H84V171L87 172ZM117 169H118V170H117ZM131 169L133 170V173H132ZM146 169H145V171H146ZM153 169H154V170H153ZM159 169L161 170V171H160V172H161V173H160L161 175L158 173V172H159ZM226 169H227V170H226ZM9 170H10V171H9ZM46 170H44V171H46ZM70 170H71V176L68 177L69 173H66V174H67V175H66L64 172H70ZM205 170H206L207 172H206ZM234 170H235V171H234ZM13 171H14V172H13ZM32 171H33V173H36L37 177H36V175H34L36 178H38V175H40V176L43 175V176H44V177L42 176L43 178H40V176H39V180H40V179L43 180L44 178H46V179H44V180H46V181L41 183V185H42V184H47V185H43V186L41 187V188L44 187V191H42V189L40 188L41 185H39V183H40L42 180L39 181V180L37 179L39 183H38L37 181H34V180H33L34 183L31 181V179H33V177H34ZM34 171H35V172H34ZM44 171H43V172H44ZM61 171L65 174V176H67L69 179H70V178H71V179H70V180H66V179H68V178L66 177V179L63 180L62 178H60V176H62L61 174H63ZM72 171H74V172L76 171V173L74 174ZM128 171H129V172L131 171V172H130L131 175L129 174V178H127L128 173H129ZM162 171H165L164 174H162V173H163ZM180 171H182V170H180ZM183 171H184V170H183ZM183 171H182V172H183ZM185 171H184V172H185ZM188 171H186V173H187ZM228 171H229V172H228ZM253 171H254L255 175H256V172H257V175L260 173L261 176L258 175L259 178H258V176H257V178H256V176L253 174ZM10 172H11V173H10ZM12 172H13L15 175H16L17 173H19L18 175H20L21 177L24 176V175H23L24 173H25V176H26L27 174L32 175V176L30 177V176L27 175L28 177H30V179H29V178L26 179L27 177H26V178H25V177L23 178L25 181H26V180H29V183H24L25 181L22 182V183L24 184L23 189H22V183L19 182V180H21L22 178L19 179V180H17L18 178L16 179L15 175H12V177H11ZM15 172H16V173H15ZM30 172H31L32 174H31ZM60 172H61V173H60ZM109 172H110V173H109ZM127 172H128V173H127ZM134 172H137V173H134ZM211 172H212L213 174H212ZM250 172H251V173H250ZM258 172H259V173H258ZM2 173H5V174L1 175ZM39 173H40V174H39ZM78 173H79V175L82 177V179H81L79 176H77ZM172 173H171V174H172ZM194 173H192L193 176H194ZM198 173H199V174H198ZM229 173H230L231 175H230ZM239 173H240V172H239ZM261 173H262L263 175H262ZM72 174L77 176L76 179H73V178H72ZM109 174H110L111 177L108 176ZM111 174H112V175H111ZM135 174H138V175L135 176ZM173 174H172V175H173ZM179 174L181 175L182 173L179 172ZM183 174H184V173H183ZM183 174H182V175H183ZM227 174H228V175H227ZM141 175H140V176H141ZM148 175H151V174L149 173ZM157 175H160V176L162 177V179L164 178V179H163L164 181H163V182H159L158 179H161V178H159V176H158V179H157V178H156ZM166 175H168V174H166ZM180 175H179V176H180ZM182 175H181V176H182ZM187 175H188V176H187ZM252 175H254L255 179H254V177H253ZM65 176L63 175L64 178H65ZM105 176L108 177L109 181H107L108 179L106 180L107 177L105 178ZM113 176H114V178H113ZM130 176H131V177H130ZM151 176H152V175H151ZM163 176H164V177H163ZM230 176H231V177H230ZM238 176H240V177H239L240 179L237 178L238 180H236L235 177H238ZM14 177H15V178H14ZM17 177H19V176H17ZM35 177H34V179L36 180ZM73 177L75 178V176H73ZM78 177H79V178H78ZM97 177H98V176H97ZM97 177H96V178H97ZM124 177L130 180V184H131V182H132L131 179H133V178H135V177H136V178H135V179H136L135 182L138 181L139 183H142V182H143V183H142L141 185H139L140 187H139V186L137 187L138 182L136 183V184H137V185H136V184H134L135 182L133 181L134 183L131 184V186H132L131 188H132V189L130 190V188H129V186H128V185H130V184L127 182V179H126V183H128L127 188H129V189H127V188L124 187V186H120L121 189L124 187V190H125V188H126L127 191H123V190H121V189H120V191H117V190H119V189H118L119 184H120L122 181H125V178H124ZM171 177H172V176H171ZM218 177H219V178H218ZM232 177H233V178H232ZM252 177H253V178H252ZM50 178H49V179H50ZM55 178H58V180H57V179L55 180ZM59 178L62 180V181H60L61 184L59 183ZM112 178H113V180H112ZM153 178H154V177H153ZM172 178H173V177H172ZM187 178H188V179H187ZM191 178H192V176H191ZM193 178H194V177H193ZM226 178H228V179H226ZM250 178H252V180H251ZM2 179H4V180L6 179V182H5L6 184H5L4 182H2ZM14 179H15V180H14ZM52 179H54V180H52ZM77 179H80V181L84 182V183H82V185L84 184V186H83L82 188H84V189L86 190V191H84V189H83V190L81 189L83 192H80L81 190H77L78 193L80 192L81 194L83 193L82 195L89 196V197H86V198H88V199L83 198L84 196L82 197V195H80V193H79V195H75V193H76V189H79L78 187L81 185V184H80L81 182H80V181H77ZM98 179H100V178H98ZM102 179H104V180H102ZM162 179H161V180H162ZM186 179H187V181H186ZM207 179H208L210 182L207 181ZM223 179H225V180H223ZM229 179H230L231 181H230ZM233 179H234V180H233ZM243 179H244L245 181H244ZM256 179H257V180H256ZM258 179H259L260 181H259ZM4 180H3V181H4ZM16 180H17V181H16ZM47 180H48V181H47ZM73 180H74V181L76 180L77 182H80V183L78 184L79 186L76 185L74 182H72ZM93 180H94V181H93ZM111 180H112V182H111ZM183 180H184V181H183ZM216 180H218V181H216ZM241 180H242V182L244 181V182H243V185H244V186H243L242 183L240 182ZM247 180H249V181H248L249 183L247 182L248 185L251 183L252 186L249 185V186L247 187V186L245 185V183H246ZM250 180H251V181H250ZM7 181H8V182H7ZM49 181H50V182H49ZM65 181H69L70 183H69V182H65ZM89 181H90V183H88ZM101 181H103V182H101ZM140 181H141V182H140ZM171 181H174V182H175V184H174L175 186H177L176 183L178 184V181H179V183H180L179 186H180V187L177 186V189H178V190H176L175 187H174L175 189H174V188L172 189L171 186L173 185L174 182L171 183ZM190 181H191V182H190ZM198 181H201V183H202L201 185H202V186H201L199 183H197ZM214 181H216V182L214 183ZM220 181H221L222 183H220ZM224 181H226L227 183L224 182ZM234 181H235V182H234ZM237 181H238V184H237ZM13 182H14V184H13ZM26 182H28V181H26ZM30 182H31V184L34 185V186H35V185H39V186H37V189H40V190H41L40 193H42V195L44 194V197L39 193V190L36 189L37 191H35V189H32L33 192L35 191L36 194H37V192H38V194H37V196H36V195L34 194L35 192H34V193H31V194L35 195V196L33 197V198H34V201H33V199H31L32 197L30 196V195H31V194H30V191L28 192L27 189L24 191V189L27 188V187H29V190H31L30 188H32V187H30V186H31ZM35 182H37V183L35 184ZM62 182H65V183H64L65 186H66L67 183H68V185H69V186L67 185L68 187H70V185H71L70 188L67 187L69 191H68V190L66 191L67 188L65 189V187H64V185H63ZM99 182H98L97 184H99ZM152 182H154V183H152ZM184 182H185V184H187V185H188V183H189V185H190V183H191V187H193V186L195 185V186L193 187V190H194V189H195V190L192 191V189H191V191H188V190H190V189H189V186L186 185V186L188 187V190H187V192H186V186H184ZM207 182H209L208 184L211 183L210 186H208V184H207L208 187L206 186L208 190L205 189V188H204L205 185H203V183H207ZM212 182H213V186H212ZM218 182H219V184H218ZM228 182H229V183H228ZM232 182H233V183H232ZM239 182L241 183V185L239 184ZM15 183L18 184V185H16ZM55 183H57L58 187H55V186H57V185H54ZM58 183H59V184H58ZM72 183H73V184H72ZM124 183H125V182H124ZM124 183H121V184L124 185ZM126 183H125V185H126ZM150 183H151V184H150ZM162 183H163V184H162ZM192 183H194L193 186H192ZM223 183H224V184L226 183V185H224ZM247 183H246V184H247ZM3 184H4V185H3ZM88 184H89V186H88ZM92 184H93V183H92ZM145 184H146V185H145ZM149 184H150V188H149V186H147V185H149ZM154 184H157V185H158V184H162V187H161V185H160V188H159V187L157 188ZM227 184H230V187H229ZM236 184H237V186L239 187V188H238V187L236 186L237 189L234 187ZM5 185H7V186L9 185V187H10V191H9V193H8V191H7L9 188H8L7 186H5ZM28 185H29V186H28ZM59 185H62L64 189H61V190H65L66 192L63 191V192H65L64 195H63V192H61V193L59 192V193H60V196L58 195V197H57V195H56L57 193H55V192H56L55 190H56V189H57V190L60 189V188H59ZM74 185H75V186H74ZM82 185H81V186H82ZM135 185H136V186H135ZM174 185H173V186H174ZM181 185H183V186H181ZM231 185H233V186H231ZM261 185H262V186H261ZM261 185H260V186L263 188V185H264V184H261ZM4 186L7 188V190L5 189L6 192H4V189H3ZM12 186H13V187H12ZM14 186H15V187H14ZM17 186H19V187H17ZM25 186H27V187H25ZM45 186H47V188H46ZM62 186H60V187H62ZM72 186H73V188H72ZM76 186H78V187H76ZM95 186H96V187H95ZM100 186H101V185H100ZM102 186L104 187L105 185H102ZM102 186H101V187H102ZM141 186H144V187L146 186V187L148 188V190H150L152 187L155 186L156 189H158V191H157V190H156V191H154V190L152 191L153 188H152L150 191H148L147 189H146V191H144L145 189L142 187L144 190H142L141 192H139V191L142 189ZM219 186H223V187H225V188L227 187V188H226V190H225L224 188H223V189L221 188V191H219L220 193L217 194V193H218V189H220ZM240 186H241V188H240ZM242 186H243V187H242ZM260 186L258 185L259 188L256 187V188H258V189H257L258 191L255 192L256 195H258V193L260 194V190H261V191L264 190V189H262ZM16 187H17V188H16ZM38 187H39V188H38ZM133 187L136 188L135 191H134V188H133ZM146 187H145V188H146ZM155 187H154V189H155ZM169 187H171V189H170ZM181 187H182L183 190L181 189ZM202 187L205 189V192H206V193H205V192H202V190L199 192V190H200ZM218 187H219V188H218ZM231 187H232V188H231ZM244 187H245V188H244ZM34 188H36V187H34ZM51 188H52V189H51ZM75 188H76V189H75ZM80 188H81V187H80ZM137 188H139V189L137 190ZM179 188H180V189H179ZM203 188H202V189H203ZM229 188H230V189H229ZM246 188H247V189H246ZM12 189H13L14 191H12ZM15 189H16V190H15ZM53 189H55V190L53 191ZM70 189H72V190H70ZM159 189H160V191H159ZM204 189H203V191H204ZM231 189H233V190H231ZM244 189H246V190H244ZM17 190H18V191H17ZM101 190H102V191H101ZM104 190H105V191H104ZM107 190H108V191H107ZM129 190H130V191H129ZM162 190H163V191L165 190V191L163 192ZM166 190H167V191H166ZM171 190H172V191H171ZM173 190H175V191H173ZM206 190H207V191H206ZM209 190H210V193L208 192ZM215 190H217V191H215ZM32 191H31V192H32ZM97 191H98V192H97ZM99 191H100L101 193H100ZM121 191L124 192V193H122ZM233 191H234V193H233ZM247 191H248V192H247ZM3 192H4V193H3ZM53 192L55 193V195H56V197H57L56 203H57L58 200L61 201L59 197H62V196H63L62 198H66V199H62V204H63L66 200H67L68 202L70 201V206H71V208L74 207V205L76 206V204H77V206H76V207H78V208H76V209H77V212L75 211V213H76L75 216L77 217V215H78L77 218H75L73 211H71L72 209H69L70 206H69L68 203H67V204H68V205H67L66 202L64 203V204H66L65 207H66V208L69 207L67 210H70L71 212H70V211H69V212L72 213V214H68V216H66V217H68V219H67L68 221L65 220V219H63V218H62L63 221H62V220L59 221V219L62 217V215H63V214L65 215V214H67V212H68V211L66 212V211H65L66 209L63 208V207H64V206H63L64 204L61 205V203H60L61 208H63V209H61V208H59L58 206H56V205H58L59 201H58V203L55 205V208L58 207V208H56V212H55V210H54V209H55L54 207H53V209H52L53 212H55V213H53V214H55V215H53V214L51 215V213H50V212H51V209H50V211H48L47 213L44 212V209L42 208V207H44V205L42 206V204H45V206H46V208H48V210H49V207H50V206H51V207L54 206V203L52 204L51 202H52V201L55 202V201L52 200V199H50L51 197L54 196V193H53ZM57 192H58V191H57ZM175 192H176V193H175ZM188 192H189V195H187ZM191 192H193V194H192ZM239 192H240V193H239ZM10 193H13V194H12L13 196H10V195H11ZM15 193H17V195H16ZM59 193H58V194H59ZM95 193H96V194H95ZM102 193H103V194H102ZM118 193H119V194H118ZM183 193H184V195H183ZM186 193H187V194H186ZM190 193H191L192 195H190ZM221 193H222V194L224 193L223 195H224V197H226V198H225L226 200H225V199H223V200H225V201H221V200L218 201V200H215V199H218V198H220V197H217V198H216L214 195L217 194L216 196H220ZM228 193H229V194H228ZM39 194H40V195H39ZM45 194H46V195H45ZM66 194H68V195H66ZM86 194H87V195H86ZM98 194H99V195H98ZM100 194H102V195H100ZM121 194H122V195H121ZM126 194H127V195H126ZM147 194H148V195H147ZM149 194H150V195H149ZM174 194H175V195H174ZM227 194L230 195V197H229ZM261 194L264 195L263 191L261 192ZM261 194H260V195H261ZM8 195H9V196H8ZM15 195H16V196H15ZM38 195H39V197H38ZM49 195H51V197H48V198H47L46 196H49ZM52 195H53V196H52ZM61 195H62V196H61ZM74 195H75V197H76V200H80V202H81V203H79L80 205L77 203L78 201L75 200ZM103 195H104V196H103ZM144 195H145V196H144ZM160 195H161V196H160ZM194 195H196L197 197H201V198L204 199V200H205V199L211 200L210 202L207 200L209 203L205 200L208 204H207L206 202L204 203V200H201V202L203 201L204 206H205V207L201 208L203 211L200 209V207H202L201 205H203V203L200 205L201 202H200V203L198 202V201H200V199H199V200H196L197 202H194V204H193L194 206H192V208L190 207V206L192 205V203H193V202H192V201H193V197H196V196H194ZM225 195H226V196H225ZM231 195H233V196L235 195L234 198L236 197V199H234L233 196L231 197ZM246 195H247V196L249 195V197H250L251 199H249L248 197H246ZM256 195H255V197H256ZM69 196H71V197H69ZM118 196H119V197H118ZM124 196H125V197H124ZM128 196H129V197H128ZM131 196H132V197H131ZM142 196H143V197H142ZM172 196H173V197H172ZM241 196H242V198H241ZM252 196H253V197H252ZM261 196H262V195H261ZM3 197H4V198H3ZM12 197H13V198H12ZM30 197H31V198H30ZM56 197H54V198L56 199ZM72 197H73V198H72ZM81 197L83 198V200L81 199ZM99 197H102V198H99ZM122 197L124 198V201H125V202L123 201V198H122ZM127 197H128V199H127ZM141 197H142V198H141ZM157 197H158V199H157ZM169 197H170V199H169ZM187 197H189V198L191 197V199H190L191 202H190V204H187V207H186V206H185L186 203L189 202L188 199H187ZM203 197H204V198H203ZM214 197H215V199H214ZM257 197H256V198H257ZM39 198H40V199H39ZM46 198H47V199H46ZM54 198H53V199H54ZM67 198H68V199H67ZM91 198H92V199H91ZM119 198H122V199L120 200ZM125 198H126L127 200H125ZM131 198H132V199H131ZM159 198H160V199H159ZM163 198H164V199H163ZM180 198H181V199H180ZM183 198H184V199H185V198L187 199V200H184V202H186V201H188V202H186L185 205L183 204V206L180 207V203H181L180 201H182ZM212 198H213V200H212ZM247 198H248L249 200H248ZM253 198L255 199L256 202H255V203H252V204L256 205V207H257L258 209H257L256 207L253 206L252 211L250 210V212H248V209L251 207V206H250V205H251L250 202H252V200L254 201ZM263 198H264V196H263ZM11 199H12L13 201H12ZM35 199H36V200H35ZM48 199H49L50 202L48 201ZM102 199H103V200H102ZM142 199H143V200H142ZM231 199H232V200H231ZM233 199H234V200H233ZM2 200H3L4 203L6 202L5 205L9 203V200H10L11 204H14V203H16V204H14V205H12V206H10V204H9V206H10L11 208H8L9 206L6 208V206L3 205L4 203L2 202ZM45 200H47V204H46V201H45ZM51 200H52V201H51ZM63 200H64V201H63ZM72 200L75 201L76 204H75ZM84 200H87V201H84ZM163 200H165V201L163 202ZM194 200H195V199H194ZM214 200L217 201L216 204H215V201H214ZM263 200H264V199H263ZM7 201H8V202H7ZM40 201H41V202H40ZM83 201H84V202H83ZM88 201H89V202H88ZM100 201H101V202H100ZM129 201H130V202H129ZM133 201H134V202H133ZM152 201H153V202H152ZM170 201H171V202H170ZM176 201H178V202H176ZM227 201H228L229 203H228ZM230 201H233V205H234V206L231 205L232 202H230ZM234 201H235V202H234ZM237 201H238V202H237ZM248 201H249V202H248ZM48 202H49V203H48ZM85 202H86V203H85ZM162 202H163V203H162ZM169 202H170V203H169ZM218 202H219V203H218ZM226 202H227V203H226ZM263 202H264V201H263ZM32 203H33V204H32ZM36 203H37V204H36ZM72 203H73V204H72ZM88 203H89L90 205H91V204H92V205L90 206ZM96 203H97V204H96ZM125 203H126V204H125ZM130 203H132V204H130ZM134 203H135V205H134ZM138 203H139V204H138ZM145 203H146V204H145ZM158 203H159V204L162 203V204H160V206H161L160 208H159V204H158ZM182 203H183V201H182ZM197 203H198V204H197ZM221 203H222L223 205H222ZM234 203H236V204H234ZM237 203H238V204H237ZM256 203H257V204H256ZM34 204H35V205H34ZM51 204H52V205H51ZM87 204H88L89 206H88ZM127 204H128V205H127ZM129 204H130V205H129ZM140 204H141V205H140ZM144 204H145V206H143ZM150 204H151V205H150ZM164 204H165V205H164ZM173 204H174V205L176 204V206H174ZM196 204L199 205V206H196V207H195ZM205 204H206V205H205ZM211 204H212V205H211ZM213 204L216 205L215 208H214V205H213ZM226 204L229 205V206L227 207ZM243 204H244L245 207L243 206ZM249 204H250V205H249ZM2 205H3V206H2ZM36 205H37V206H36ZM60 205H59V206H60ZM121 205H122V206H121ZM123 205H124V206H123ZM125 205H127V206H125ZM139 205H140V206H139ZM149 205H150V207H149ZM155 205H156V208L153 207V206H155ZM171 205H172L174 208H173ZM188 205H189V206H188ZM208 205H210V206H208ZM220 205H222V206L220 207ZM262 205H263V204H262ZM262 205H260V206L263 207L264 205H263V206H262ZM41 206H42V207H41ZM47 206H49V207H47ZM62 206H63V207H62ZM67 206H68V207H67ZM130 206H131V207H130ZM138 206H139V207H138ZM168 206H169V207H168ZM184 206L186 207V209L188 208V209H187L188 212H185V213H186V214L189 213L191 218H190L189 216L186 215V218H185V217H184V218L182 217V218H183V219H182L181 217H179V216L177 215L178 213H175V211L178 212L179 210L181 211V212H179V213H183L184 211H182V210L179 209V208H182V209H183ZM207 206H208V207H207ZM212 206H213V207H212ZM238 206H239V207H238ZM247 206H248V207H247ZM2 207H3V210H2ZM116 207H117V208H116ZM121 207H122L123 209H122ZM127 207H128V208H127ZM129 207H130V208H129ZM134 207H136V208H135V213H134L133 210H132V208H134ZM140 207H141V208H140ZM142 207H143V208H142ZM145 207H146L148 210H147ZM148 207H149V208H148ZM151 207L154 208V209H159V210H158V213L156 214V210H154V212H155L154 214H155V215H153V214L151 213V211H153V209H152ZM157 207H158V208H157ZM167 207H168V208H167ZM175 207H176V208H175ZM194 207H195L196 209H195ZM197 207H198V208H197ZM209 207H210V208H209ZM211 207H212V208H211ZM229 207H230V210L232 209V211H233V212H232V211H229V213H231V214H229L228 212H226V211L224 210V209H227V211H228V210H229ZM246 207H247V209H246V211H245V208H246ZM5 208H6V209H5ZM41 208H42V210H41ZM44 208H45V207H44ZM46 208H45V209H46ZM74 208H75V207H74ZM74 208H73V209H74ZM113 208H115V209H113ZM118 208H119V209L121 208V209L118 210ZM137 208H139V209L141 210V212H140L139 209H138V211H137ZM190 208H191V209H190ZM205 208H207V209L209 208V212H208V210L205 209ZM213 208H214V210H210V209H213ZM218 208H219V209H218ZM223 208H224V209H223ZM234 208H235V209H234ZM242 208H243V209H242ZM254 208H256V210H258V211L260 210L259 212H261V216L258 214L259 212L256 213V210H253ZM58 209H59V210H58ZM76 209H74V210H76ZM127 209H128L129 211H128ZM150 209H151V210H150ZM178 209H179V210H178ZM199 209H200V210H199ZM221 209H222V211H221ZM79 210H80V211H79ZM81 210H82V211H81ZM123 210H124V211H123ZM131 210H132V213H131L132 217H131V215L129 216V212H130ZM164 210H165V211H164ZM177 210H178V211H177ZM183 210H185V209H183ZM193 210H194V211H193ZM196 210H197V213H198V214L195 213ZM206 210H207V211H206ZM234 210H235V211H234ZM262 210H263V212H262ZM1 211H2V212H1ZM3 211H5V212L3 213ZM7 211H8V212H7ZM45 211H47V209H46ZM59 211H60L61 213H60ZM62 211H63V212H62ZM83 211H84V212H83ZM88 211H90V213H89ZM118 211H119V212H118ZM121 211H122L123 214L125 213V214H124V215H125V218H124V215L121 213ZM144 211H146V212L149 211V212H150V216H151V215H153V216H152V217H150V216L148 217L147 214H146V212H144ZM191 211H192V212H191ZM198 211H199V212L201 211L202 213H203L204 211H205V212H204L203 214H202V213L199 214ZM210 211H213V212H212V214H213L212 217H210V216H209L210 214H208V213H210ZM223 211H224V212H223ZM238 211H240V212H238ZM243 211H244V212H243ZM23 212H24V213H23ZM43 212L46 213V214H49V213H50V214H49V215H45ZM58 212H59V213H58ZM64 212H65V213H64ZM69 212H68V213H69ZM127 212H128V213H127ZM136 212H137V213H136ZM142 212H144L146 215H145L144 213H142ZM165 212H166V213H165ZM190 212H191V213H190ZM245 212H246V213H245ZM254 212H255V214H254ZM10 213H9V215H10ZM16 213H17V214H16ZM26 213H27V214H26ZM28 213H30V214H28ZM80 213H81V214H80ZM86 213H87V214H86ZM126 213H127L128 215H127ZM138 213H139V215H138ZM168 213H170V214H168ZM174 213H175V214H174ZM185 213H183V215H184ZM193 213H194L195 215H194ZM205 213H207V214H206L207 216L205 215ZM234 213H236V214H234ZM262 213H263V214H262ZM5 214H6V215H5ZM13 214H15V215L13 216ZM23 214H24V215H23ZM42 214H44L45 216L42 215ZM88 214H89L90 216H89ZM116 214H117V215H116ZM136 214H137V216H139V218L142 217L143 220H140V219L137 218V217L134 219V217H135ZM141 214H142V215H145V217H143ZM148 214H149V213H148ZM172 214H173V215H172ZM196 214H197V215H196ZM217 214H218V215H217ZM220 214H221V215H220ZM227 214H228V215H227ZM237 214H238V215H237ZM244 214H245L246 216H245ZM248 214H250V215H248ZM253 214H254L255 216H254ZM9 215H8V217H9ZM27 215H28V216H27ZM30 215H31V216H30ZM59 215H60V216H59ZM70 215L72 216L71 218H69ZM79 215H80V216H79ZM83 215H84V216H83ZM87 215H88L89 217H88ZM118 215H119V216H118ZM120 215H121V218H120ZM126 215H127V216H126ZM170 215H171V216H170ZM180 215H181V214H180ZM183 215H182V216H183ZM191 215H192V216H191ZM193 215H194V216H193ZM198 215H201V216L204 215L205 217H207V218H205V217L203 216V217L205 218L204 220H207V219H208L209 222H210L211 219L214 220V218H215V220H214V222L212 221V223L210 222V224H209V223L207 224V222H205L203 219H201V222H200L199 219L201 218V216H200V218H198V219L196 218V217H198ZM224 215H226L227 217L224 216ZM233 215H234V216H233ZM236 215H237V216H236ZM262 215H263V217H262ZM11 216H10V217H11ZM42 216L44 217L45 220L43 219ZM48 216H50V217H48ZM51 216H52V217H51ZM56 216H57V218H59V219H56ZM73 216H74V220H75V222H73V221H74V220L72 219ZM122 216H123V220H122ZM161 216H162V217H161ZM164 216H165V217H164ZM168 216H170V217H168ZM184 216H185V215H184ZM195 216H196V217H195ZM214 216H215V217H214ZM216 216H217V218H216ZM229 216H231V217H233V218H231V217H229ZM235 216H236L237 218H240V219H238V220H239V221L241 220V222L237 221V219H236ZM239 216H240V217H239ZM244 216H245V217H244ZM249 216H251L250 219H249ZM6 217H7V216H6ZM10 217H9V218H10ZM47 217H48V218H47ZM53 217H54V218H53ZM112 217H113V218H112ZM115 217H116V218H115ZM118 217H119V219H121V220H118ZM146 217H147V218H146ZM159 217H160V219H159ZM166 217H167V218H166ZM175 217H176V218H175ZM177 217L179 218V220H177V219H178ZM188 217H189V218H188ZM213 217H214V218H213ZM221 217H222V218H221ZM30 218H32V219H30ZM51 218H53V219H51ZM64 218H65V217H64ZM87 218H88V219H87ZM131 218H132V220H133V219H134V220L132 221ZM163 218H164V219H163ZM169 218H170V219H169ZM187 218H188V220H187ZM241 218L244 219V220H242ZM10 219H11V218H10ZM69 219H70V221H69ZM79 219H81V220H79ZM126 219H127V220H126ZM129 219H130L131 221H130ZM138 219H139L142 223H143V221H144V223L146 222L145 224H148V223H149V224H148L149 226L146 227L145 224H143L144 226H143V225H139L140 222H139ZM181 219H182V220H181ZM196 219H197V220H196ZM224 219H226V220H224ZM229 219H230L231 222L229 221ZM232 219H234L233 222H232ZM245 219H247V220H245ZM259 219H260V221L262 220L260 223H259ZM26 220H25L24 222H26ZM30 220H33V221H30ZM48 220H49V221H48ZM50 220H51V222L54 220V222L49 223ZM57 220H58V223H57V222L55 223V221H57ZM71 220H73L72 222H73L74 226L72 225ZM136 220H137V223H138V224L136 223ZM146 220H147V221H146ZM176 220H177V222L181 220L180 223H178V224H181V226H182L181 228H183V230L179 227V225H176L177 222H176V224L174 223ZM257 220H258V221H257ZM4 221H5V219H4ZM18 221H17V222H18ZM66 221H67V222H66ZM76 221H78L79 223L76 222ZM83 221H84V224L82 225L81 223H82ZM124 221H126V222H124ZM168 221H169V223H168ZM186 221H187V222H186ZM202 221H203V222H202ZM219 221H220V222H219ZM31 222H32L33 224H32ZM59 222H61L62 225H61ZM70 222H71V224H69ZM113 222H114V225L112 224ZM127 222H128L129 224H128ZM133 222H134L135 224H134ZM191 222H192V223H191ZM218 222H219V223H218ZM225 222H226V223H225ZM227 222H229V223H227ZM257 222H258V223H257ZM53 223H55V227H56L57 224H58V227L60 226V228H57V227L55 228ZM75 223H76V224H75ZM119 223H120V224H119ZM124 223H125V224H124ZM126 223H127V224H126ZM142 223H141V224H142ZM158 223H159V224H158ZM171 223H172V224H175V226H178L182 231H184L185 228L188 229V228H187V226H188V227H189V233H186V232H187L186 229H185V232H184V233H183L182 231L179 232V231H178L179 229H178V230H177V229H174L173 227H175V226L172 225ZM196 223H197V224H196ZM216 223H217V224H216ZM235 223H237V224H235ZM244 223H246L247 228H246V226H244V225H245ZM247 223H248L249 225H248ZM50 224H51V226H50ZM68 224H69V225H68ZM77 224H78V225H77ZM111 224H112V226H111ZM133 224H134V225H133ZM136 224H137V226H139V227H137ZM156 224H158L159 226L156 225ZM165 224H166V225H165ZM167 224L169 225V227H168ZM170 224H171V225H170ZM184 224H185L186 226H185ZM206 224H207V225H206ZM213 224H214V225H213ZM230 224H231V226H230ZM239 224H240V225H239ZM242 224H243V226H241ZM250 224H251V225H250ZM258 224H260V225H258ZM1 225H0V227H1ZM11 225H12V224H11ZM13 225H14V222H13ZM70 225L73 226V227H71L72 229H70V227H69ZM79 225H81V227H80ZM102 225H103V228H102ZM121 225H123V226L126 225V228H124V227L121 226ZM129 225H130V226H129ZM183 225H184V226H183ZM252 225H253V226H252ZM19 226H20V227H19ZM64 226H65V227H64ZM67 226H68L69 228H68ZM128 226H129V227H128ZM156 226H157V227H156ZM172 226H173V227H172ZM193 226H194V227H193ZM212 226H214V227H212ZM218 226H220V227H218ZM222 226H223V227H222ZM224 226H225L226 228H225ZM232 226H233V227H232ZM250 226H251V227H250ZM13 227H15V230H13ZM22 227H23V228H22ZM31 227H32L33 229H32ZM50 227H51V228H50ZM63 227H64V228H63ZM79 227H80V230H81V231L79 230ZM107 227H108V228L110 227V228L108 229ZM113 227H114V228H113ZM116 227H117L118 230L115 229ZM122 227H123L124 230L121 231V233H120L119 230H120ZM127 227H128V229L130 228L129 231H130L131 229H133V230H134V229L137 230V229L140 228V229H139L140 234H138V235L141 236V238L144 236L143 238H144L145 240H148V241L151 242V243L149 244V242H147V243L149 244V245H148V244L146 243L145 240H138V237H139V236L136 238V239L138 240V241L136 242V239L133 238V236L135 237L136 234L133 235L134 233L132 234L131 232H129V231L127 230ZM131 227H133V228H131ZM141 227H144V229L141 228ZM153 227H154V228H153ZM191 227H192V228H191ZM240 227H241L242 230L240 229ZM248 227H249V229H248ZM253 227L255 228V233H254V231H253V230H254ZM65 228H66V229H65ZM73 228H74V229H73ZM75 228H76V229H75ZM97 228H98V229H97ZM145 228H146V229L149 228V229H147V232H146V233H148V230H149V233H148V234H149V236H150L151 238H150L149 236L146 237V233L144 234V232H145L144 230H146ZM160 228H161V229H160ZM167 228H168V229H167ZM190 228H191L192 231L190 230ZM193 228H194V229H193ZM224 228H225V229H224ZM232 228H233V230H231ZM251 228H252V229H251ZM39 229H40V230H39ZM49 229H50V230H49ZM52 229H53V230H52ZM58 229H60V230H58ZM67 229H69V230H67ZM96 229H97L98 231H97ZM101 229H102V230H101ZM114 229H115V230H114ZM125 229H126V230H125ZM141 229H143V230H141ZM153 229H154V231H153ZM208 229H209V230H208ZM218 229H220V231H219ZM234 229L237 230L239 233L236 231V232H237V234H236V232H234V231H235ZM243 229H244V233L242 232ZM5 230H6V232H5ZM16 230H17L18 233H19V232H22V233H19V234H18V233L16 232ZM19 230H20V231H19ZM34 230H35V231H34ZM61 230H62V231H61ZM82 230H83V231H82ZM99 230H100V231H99ZM113 230H114L115 232H119V235H118L119 238L122 236L121 234H124V235L122 236V238L119 239V241H117L118 236H117V238L114 237L116 240L111 238V236L113 237V235H112V234L114 233ZM116 230H117V231H116ZM135 230H134V232H136ZM161 230H163L164 233H165L166 231H169V232H171L170 234H172V232H173L172 235H174V236H172V235H168V236H172V237H170L171 239H172V238H175L176 236L178 237V238H177V237L175 238L176 240H172L173 242H174V241H178V242H176V246H175V245H174V246L172 245V244H174V243L170 242L171 239H170L167 235H165L164 233H162ZM217 230H218V231H217ZM226 230H228V232H227ZM245 230H247V231H245ZM251 230H252V231H251ZM256 230H257L258 232H257ZM24 231H26V232L23 233ZM93 231H94V232H93ZM96 231H97V232H96ZM107 231H108V232H107ZM124 231H127V232H129V233H126V232H125V233H122V232H124ZM131 231H132V230H131ZM212 231H213V232H212ZM216 231L218 232V234L221 232V233H220L221 236L218 235V234L216 235ZM222 231H223V232H222ZM225 231H226V233H228V234H232V235H228V234H226V233H225V235H223ZM229 231H230V232H229ZM248 231H249L250 234H248ZM261 231H262L263 233H262ZM38 232H39V233H38ZM54 232H55V233H54ZM59 232H60V233H59ZM67 232H68V233H67ZM70 232H71V233H70ZM132 232H133V231H132ZM137 232H138V230H137ZM137 232H136V233H137ZM139 232H138V233H139ZM141 232H142V235H143V236L141 235ZM158 232H159L160 234H159ZM231 232H232V233H231ZM256 232H257V233H256ZM10 233H11V234H10ZM73 233H76L75 236H74ZM80 233H81V234H80ZM108 233H109L110 235H109ZM111 233H112V234H111ZM152 233H153V234L155 233V235L153 236ZM167 233H168V232H167ZM167 233H166V234H167ZM233 233H234V234H233ZM252 233H253V234H252ZM259 233H260V234H259ZM4 234L6 235V237H5ZM13 234H14V236L12 237ZM21 234H26V236L21 235ZM33 234H35L36 236L33 235ZM37 234H38V236H37ZM68 234H69V235H68ZM70 234H71V235H70ZM72 234H73V235H72ZM78 234H80V236H79ZM115 234L117 235V233H115ZM129 234H132V235H130V236H132V237H130ZM148 234H147V235H148ZM168 234H169V233H168ZM185 234H186V235H185ZM235 234H236L237 237L235 236ZM245 234H246V235H245ZM257 234H258V235H257ZM262 234H263V235H262ZM10 235H11V236H10ZM17 235H19L18 238H17ZM64 235H65V236H64ZM103 235H105V236H103ZM158 235H159V236H158ZM160 235H161V236H160ZM162 235H163V236H162ZM164 235H165V236H164ZM175 235H176V236H175ZM227 235H228V236H227ZM239 235H240V236H239ZM241 235L243 236V238L245 237L244 240H243V238H242ZM249 235H251V236H249ZM252 235H254V236H252ZM255 235H257V236L255 237ZM260 235H261L262 237L259 238ZM30 236H31V237L34 236V237L31 238ZM43 236H44V237H43ZM69 236H70V237H69ZM77 236H78V237H77ZM114 236H115V235H114ZM127 236H128V238H127ZM179 236H180V237H179ZM206 236H207V237H206ZM218 236H220V237H219L220 240H221V239H224V238L227 236L229 241L227 240V237H226V238H225V239H226L225 241H226L227 243H226L224 240H221V242H220V241L216 240V239L218 238ZM222 236H223V237H222ZM230 236H232V237L230 238ZM234 236H235L236 238H235ZM238 236H239V238L242 239V240L240 239L241 242H239L240 240L237 239ZM246 236H247V237H246ZM248 236H249V237H248ZM29 237H30L31 239H30ZM39 237H40V239H41L42 241L39 239ZM59 237H60V238H59ZM65 237H66V238H65ZM72 237H73V238H72ZM75 237H76V238H79V239H76ZM129 237H130V238H129ZM153 237H154L155 239H154ZM159 237L163 240V243H164V244L168 243L167 245H169V242H170V244L172 245V247L169 245L170 248H173V247H174V248L172 249L173 251L171 250L172 252L169 251L170 248H168L169 250L167 249V245H163L162 241H161L162 244L159 243V242H160V241H159V240H160ZM162 237H164V238L167 237L168 239H170V241L167 239V240H166L167 242H166ZM208 237H209V238H208ZM213 237H214V238H213ZM216 237H217V238H216ZM257 237H258V238H257ZM14 238H15V239H14ZM23 238H24V239H23ZM33 238H34L35 240H33ZM36 238H38V239L36 240ZM62 238H63V239H62ZM91 238H92V240H91ZM103 238H104V239H103ZM125 238H126V239H125ZM141 238H140V239H141ZM143 238H142V239H143ZM152 238H153L154 240H153ZM211 238H212V239H211ZM233 238L236 239V240H238L240 246L237 244V241H234V240H233ZM246 238H247V239H246ZM27 239H28V240H27ZM45 239H46V240H45ZM70 239H71V242H70ZM107 239H109V240L106 241ZM121 239H122V240H121ZM127 239L130 240V242H128ZM133 239H134V240H133ZM178 239H180V241H179ZM213 239H215L216 242H215V240H213ZM230 239H232V240H230ZM249 239H251V240L248 241ZM252 239H253V240H252ZM261 239H263V240H261ZM21 240H22V241H21ZM43 240H44V241H43ZM64 240H65L66 242H65ZM72 240H74V241H72ZM101 240H102V241H101ZM111 240H112V241H111ZM114 240H115V241H114ZM157 240H158V241H157ZM245 240H246V241H245ZM14 241H15V242H14ZM36 241H37V242H36ZM91 241H92V242H91ZM132 241H133V242H132ZM143 241H145L144 243H146V244H143ZM153 241H154V242H153ZM155 241H156V243L158 242V243L160 244V246H158L157 248H159V247L161 248V247H165V246H166L165 248L169 251V253H168V251H166V250H164L165 252L162 250V251H163V252H162L161 250H154V249H153V250H154L153 253H154V252H157V254H158V253H159V254H158V256H156L157 254H154V258L152 259L151 256L153 255V253H151V251H150L151 248H149V247H151V244H152V246H153V244H155ZM164 241H165V242H164ZM209 241H210L212 244H209V243H210ZM233 241H234V242H233ZM252 241H253V243H252ZM16 242H17V243H16ZM18 242H19V243H18ZM23 242H25V243L23 244ZM35 242H36V243H35ZM68 242H69V243H68ZM90 242H91V243H90ZM94 242H95V244H94ZM117 242H118V243H117ZM135 242H136V244H135ZM141 242H142V244H141ZM152 242H153V243H152ZM207 242H208V243H207ZM222 242H224V243H222ZM229 242H230V243H229ZM242 242H243L244 244H243ZM248 242H249V243H248ZM258 242H259V243H258ZM260 242H261V243H260ZM41 243H44V244L42 245ZM65 243H66V244H65ZM78 243H79V244H78ZM105 243H107V244H105ZM132 243H133V244H132ZM158 243H157L156 245H159ZM185 243H186L187 245H185ZM196 243H197V244H196ZM214 243H215V244L218 243V244H217L218 246H216ZM219 243H220V249L222 250L221 253H218V252H220V249H219ZM232 243H233V244H232ZM235 243H236V244H235ZM241 243H242V248H243V245L245 246V244H248V245H246V246H248L247 248H249V246H250L251 250H254V252H256L257 254H256V253L253 254V251L251 252V250L249 251V252H251V254H250V253L247 251V248H246V250H244L245 248L242 249V251L244 250L245 254H241V253H243V252H240L241 249H240V248H236V247H241ZM4 244H3V245H4ZM10 244H9V245H10ZM12 244H13V245H12ZM36 244H37V246H39V247H37ZM45 244H47V245H45ZM48 244H49V245H48ZM88 244H89V245H88ZM96 244L101 245V247H103L104 245H106V246H104V250H103L102 248L100 249V253H101V251H104V252H103L104 254L101 253V254H102L101 256H100V255L97 256V254L99 253V252H98V249H96L97 252L95 251L96 253H94V249H95V248H92V247H98ZM131 244H132V245H131ZM140 244H141V246H139ZM179 244H180V246H179ZM188 244H189V248H190V249L192 248V251H190L189 249H186V248H188ZM195 244H196V246H195ZM201 244H202V245H201ZM206 244H207V245H206ZM224 244H225V246H224ZM231 244H232V246H231ZM9 245H8V244H7V245L5 244L6 248H4V246H3V248H2V245H0V246H1L0 249L2 248V250H3V249H4V250H5V249L8 250L9 248H7V246H9ZM41 245H42V246H41ZM76 245H78V246H76ZM90 245H91V246H90ZM107 245H108L109 247H108ZM111 245L114 246V247H112ZM133 245H134V246H133ZM137 245H138L139 247H138ZM143 245H144V247H143ZM147 245H148L149 247H147ZM161 245H163V246H161ZM184 245H185V246H184ZM199 245H200V246H199ZM213 245H214V246H213ZM221 245H222V246H221ZM236 245H237V246H236ZM253 245H256V246H253ZM18 246H19V247H18ZM85 246H86V247H85ZM115 246H116V247H115ZM129 246H130V247H129ZM169 246H168V247H169ZM204 246L206 247L207 250H208V248H209V249H211L212 247H214V248H212V251H211V250H208V251L206 252V249H205ZM210 246H211V247H210ZM226 246H227L228 248H229V247L232 248L233 250L230 249V248H229V250H228ZM235 246H236V247H235ZM246 246H245V247H246ZM17 247H18V248H17ZM40 247H41V248L45 247V248H44L45 250H44V249H41ZM47 247L50 248V249H48ZM51 247H52V248H51ZM135 247H136L137 251H136ZM145 247H146L147 249H146ZM195 247H196V248H195ZM199 247H202L201 250L198 249ZM215 247H216V248L218 247V250H216ZM257 247H258V248H257ZM53 248H54V250H53ZM85 248H86V249H85ZM89 248H90L91 250H88ZM98 248H99V247H98ZM110 248H111V249H110ZM139 248H140V249H139ZM144 248H145V249H144ZM148 248H149V249H148ZM152 248H155V249H156V246H154V247H152ZM194 248L197 249L198 251H197V250L195 251ZM252 248H253V249H252ZM14 249H15L16 252L14 251ZM47 249H48V250H47ZM92 249H93V250H92ZM105 249H106V250H107V249H110V250H108V252H107ZM112 249H113V250H112ZM128 249H129V251H128ZM138 249H139V250H138ZM141 249H142L143 251H142ZM163 249H164V248H163ZM175 249H176V250H175ZM213 249H215V250L213 251ZM235 249H237V251H234ZM4 250H3V251H4ZM18 250H19V251H18ZM43 250H44V251H43ZM56 250H57V251H56ZM65 250H67V251H65ZM84 250H85V251H84ZM87 250H88V251H87ZM140 250H141V253H140ZM145 250H146V251L149 250L150 253H149V252H146ZM177 250H178V251H177ZM193 250H194V251H193ZM203 250H204V251H203ZM230 250H231V251H230ZM238 250H239V251H238ZM9 251H10V250H9ZM11 251H10V255H11ZM86 251H87V253H86ZM91 251H92L93 254H95V256H93V254L91 253ZM123 251H124V252H123ZM125 251H126V252H125ZM130 251H131V252H130ZM144 251H145V253H144ZM160 251H161L162 254L160 253ZM179 251H180V252H179ZM209 251H211L213 254H214L215 252L218 251V252L216 253V255H218V254L223 255V254H224L223 257L226 256V254L228 255V253H230V255L227 256V259H225L226 257H225V258H220V259H219L220 255H218L217 257H215V254H214L211 258H209L211 255L208 256V258H209V259H208V258L206 257V256H207L206 253H208ZM258 251H260V252H258ZM17 252H18V253H17ZM84 252H85V254H84ZM109 252H110V253H109ZM142 252H143V253H142ZM166 252H167V253H166ZM173 252H175V253H173ZM186 252H187V253H186ZM189 252H190V253H189ZM193 252H194V253H193ZM195 252H196V254H195ZM197 252H198L200 255L197 254ZM203 252H206V253H205L206 255L202 254ZM222 252H223V253H222ZM225 252H228V253H225ZM0 253H1V252H0ZM2 253H3V254H6V255H5V257H3V255H0V259H1L0 263H1V264H3V263H2V262H3L2 259L4 258V260H5V258H7L6 256L9 255V253H8V252L6 253V251H5V252H2ZM2 253H1V254H2ZM124 253H125V254H124ZM146 253H147V254H146ZM163 253H164V254H163ZM165 253H166V254H165ZM178 253H179V255H178ZM180 253H181V256H180ZM185 253H186V254H185ZM239 253H240V254H239ZM246 253H248L250 256L247 255ZM7 254H8V255H7ZM150 254H151L150 258H151L152 260H149V259L147 260V258H145V256H149ZM173 254H174V255H173ZM209 254H211V253H209ZM209 254H208V255H209ZM238 254H239L241 257H240ZM10 255H9V256H10ZM13 255H12V256H13ZM160 255H161V256H160ZM175 255H176V256H175ZM177 255H178V256H177ZM183 255H184V256H183ZM188 255H189V256H188ZM202 255H203V256H202ZM237 255H238V257H237ZM251 255H253V256H251ZM1 256H2L3 258H1ZM49 256H50V257H49ZM80 256L83 257V259H81V258L79 259ZM92 256H93V257H92ZM173 256H174V257H173ZM191 256H192V257L194 256L195 259H196V257L199 258V259L194 260V258L192 259ZM199 256H201V257H199ZM247 256H249V257H247ZM262 256H263V257H262ZM20 257H21V258H20ZM88 257H89V258H88ZM95 257L97 258V261H96V258H95ZM99 257H100V258H99ZM120 257H121V258H120ZM122 257H123V258H122ZM143 257H144V258H143ZM170 257H171V258H170ZM179 257H182V259L179 258ZM186 257H187V258H186ZM221 257H222V256H221ZM236 257H237V259H236ZM243 257H245V258H247V259H244V260H245V261H244V260H243ZM253 257H255V258H253ZM9 258H10V259H9ZM52 258H53V259H52ZM62 258H64V259L62 260ZM77 258H78V259H77ZM103 258H106V259L103 260ZM108 258H109V259H108ZM126 258H127V259H126ZM148 258H149V257H148ZM174 258H175V259H174ZM177 258H178V259H177ZM183 258H184V259H183ZM203 258H204V259H203ZM238 258H239V259H238ZM8 259H9V260H7V261H11V256L8 257ZM24 259H25V260H24ZM48 259H50V261H47ZM91 259H92V260H91ZM94 259H95V260H94ZM99 259L102 260L103 262L100 261ZM119 259H120V261H119ZM143 259H146V260L143 261ZM188 259H189V260H188ZM190 259L192 260L191 262H194V261H196V262H194V263H190ZM260 259H261V260H260ZM60 260H61V261H60ZM76 260H77V261H76ZM78 260H79V261H78ZM87 260H88V261H87ZM90 260L93 261V262L95 261V262H94V263H93V262H90ZM172 260H173V261H172ZM181 260H182V262H184V263H182ZM247 260H248V261H247ZM7 261L5 260L4 263H6ZM67 261H68V263H67ZM85 261H86V262H85ZM104 261H105V262H104ZM123 261H124V260H123ZM125 261H124V262H125ZM127 261H126V262H127ZM166 261H167V262H166ZM249 261H250V262H249ZM260 261H261V262H260ZM11 262H12V261H11ZM80 262H81V263H80ZM144 262H145V263H144ZM159 262H160V263H159ZM177 263H175V264H177ZM230 263H228V264H230ZM6 264H9V262L6 263ZM12 264H15V263L12 262ZM122 264H123V263H122ZM124 264H125V263H124ZM133 264H134V263H133ZM210 264H211V262H210ZM213 264H215V263H213Z\"/></svg>","mask_w":264,"mask_h":264},{"label":"bare ground","instance_id":"bare-ground-1","mask_svg":"<svg viewBox=\"0 0 264 264\" xmlns=\"http://www.w3.org/2000/svg\"><path fill=\"white\" fill-rule=\"evenodd\" d=\"M78 1H79V0L72 1V2H75V3H74L73 6H71L72 4L70 5L71 9H72V7H73V10L76 9V8L74 9V7H76V6L79 4ZM81 1H82V0H81ZM86 1H87V4H88V5L91 4V3H93V2L89 3V0H86ZM86 1L84 0V3H85ZM92 1H93V0H92ZM97 1H98V0H97ZM102 1H103V0H102ZM102 1H99V3L97 2L98 5L95 4V5L98 6V8H100V9H103V7H104L105 5H107L108 2H110V1L108 0V2H106V4H105V2L103 1V3H104L105 5L102 3V4L104 5V6H102V5L100 4V2H102ZM105 1H107V0H105ZM111 1H112V0H111ZM113 1H114V0H113ZM129 1H130V0H129ZM129 1H127L128 5H127L126 3H123V2H122L124 5L126 4V5H125L126 8H129V5L133 3V0H131L130 4H129ZM137 1H139V0H137ZM137 1H134V2H135L136 4H138V3L140 4V2L137 3ZM142 1H143V0H141V5H142V4H145V2H150V3H146L145 6H144V5H142V6L140 5L141 8L144 7L143 9H145V10H146L147 8L150 9V7L153 6V7H151V9L153 8L151 11H149V10L147 9V13H150L152 16H151L150 14H149V15H150L151 17L148 16V15H146L147 13H145V12H144L145 14L142 15V13H139V12H142V9H141V8H140L141 10L138 9V7H140L139 4L137 5L138 7L136 8L139 12H137V10H135V9L133 8V7L136 6V4H134L135 6H133V4H132L131 6H133V7L130 6V7L132 8V11L129 10V12H131V13H128V10L124 7V15H126V17H127V15H128V16H131V17L134 16L135 18L132 17V19L130 20L129 17H127V18L125 17V18H124L125 20H123L122 22L125 23L126 20L129 18V19L127 20L128 22H126V23H129V22H130L131 24H133L132 26H134V27H139V25H137V23H135V25H134L133 21L139 23V21H138V19H139L140 21H142L141 24H142V26H143V25H145V23L143 24V21H145V20H143L144 17H145V18H146V17H150V18H146V20H147V19H148V20H149V19H153V18H156V17H157V19H158V17H159L158 15H159V14H158V12H157L156 10H157V9H161V7H160L161 4H162V6H163V5L165 6V2H163L164 0L162 1L163 3H162V2L160 3V0H159V3H160V4H159L158 6H157V3L154 4V2H157L156 0H155L154 2H153V0H150V1H149V0H148V1L146 0V1H145V0H144L145 2L143 1V3H142ZM223 1H224V0H223ZM227 1H228V0H227ZM233 1H234V0H233ZM233 1H231V2L233 3ZM239 1H240V0H239ZM243 1H244V0H243ZM243 1H242V2H243ZM76 2H77L78 4H77ZM125 2H126V1H125ZM225 2H226V0H225ZM235 2H237V1H235ZM247 2H249V1L247 0ZM1 3H2V2H1ZM82 3H83V2H82ZM110 3H111V2H110ZM113 3H114V2H113ZM120 3H121V2H120ZM122 3H121V4H122ZM227 3H228V2H227ZM227 3H226V4H227ZM229 3H230V2H229ZM238 3H239V2H238ZM249 3H252V4H249ZM249 3H247V4L245 3V4H246L247 6H248V4H249L250 6H248V7H249V8H252L253 5H254V2H249ZM2 4H3V3H2ZM87 4L85 3V5H87ZM93 4H94V3H93ZM148 4H149V7L147 6ZM151 4H152V5H151ZM180 4H181V3H180ZM222 4H223V3H222ZM241 4H242V3H241ZM245 4H244V7H245V9H246L247 7H246ZM75 5H76V6H75ZM88 5H87V7H89ZM99 5H101V6H99ZM150 5H151V6H150ZM155 5H156V8H157V9H156V8L154 9ZM227 5H228V4H227ZM236 5H237V4H236ZM242 5H243V4H242ZM251 5H252V7H251ZM107 6H108V5H107ZM107 6H105V7H107ZM112 6H113V4H112ZM114 6H115V5H114ZM118 6H119V4H118ZM127 6H128V7H127ZM146 6H147V8H146ZM179 6H180V5H179ZM179 6H178V7H179ZM220 6H221V4H220ZM232 6L234 7V5H232ZM238 6H239V5H238ZM263 6H264V5H263ZM263 6H261V8L264 10ZM93 7H94V5H93ZM101 7H102V8H101ZM120 7H121V6H120ZM158 7H160V8H158ZM225 7H227V6H225ZM244 7L242 8L243 10H239V11H240V13L243 12L244 15H245L243 18H244V19H248L247 21H249V20L252 19V18H251L252 15H251L250 17H248V16L246 15V14H247V10L245 11ZM68 8H69V6H68ZM91 8H92V5H90V8H85V9H86V11H87L88 9L91 10ZM98 8H97V9H98ZM112 8H114V7H112ZM162 8H163V7H162ZM170 8H171V7H170ZM170 8L167 9V11L170 10ZM179 8H182V6H180ZM185 8H186V10H187L188 7H185ZM231 8H232V7H231ZM237 8H241V7H237ZM249 8H248V10H249ZM93 9H95V12H96V8H93ZM100 9H99V10H100ZM172 9H173V8H172ZM220 9H221V8H220ZM235 9H236V8H235ZM99 10L97 11V13H95L97 16L94 17V16H93L94 14H91V15H92V16H91L92 18H89V20H90V19H93V18H98V17L100 16V13H103V14H104V13L107 12V11H106V8H105V11L102 10L103 12H101V11L99 12ZM116 10H117V9H116ZM133 10H135L136 13H134ZM153 10L156 11L157 13L152 14V13L154 12ZM163 10H166V9H163ZM163 10H161V12H162V13H166V12H164ZM189 10H190V8H188V11H189ZM223 10H224V9H222V11H223ZM236 10H237V9H236ZM236 10H235V11H236ZM93 11H94V10H91L90 12L93 13ZM125 11H126V12H125ZM143 11H144V10H143ZM158 11H160V10H158ZM218 11H219V9H218ZM222 11H221V12H222ZM252 11H253V10H251V13H254V12H252ZM256 11H257V10H256ZM88 12H89V11H88ZM98 12H99V14H98ZM112 12H113V9H112ZM161 12H160V13H161ZM170 12H172V10H171ZM224 12H225V11H224ZM245 12H246V14H245ZM261 12H262V11H261ZM125 13H126V14H125ZM137 13L140 14V15L142 16V17H141V16L139 15V17H140L142 20H141L140 18H137V20H135V19H136V16L138 17V14H137ZM174 13H175V12H174ZM186 13H189V12L186 11ZM186 13H185V14H186ZM230 13H231V11H230ZM237 13H238V12H237ZM240 13H238V14L241 15ZM243 13H242L241 16H243ZM249 13H250V12H249ZM249 13H248V14H249ZM259 13H260V12H259ZM87 14L90 15V13H86V12L84 13V15H86V16H87ZM103 14H102L101 17H100L101 19L99 18V19H97V20H96V19L93 20V22H94V21L97 22V23L94 22V24H93L92 22H91V24H90V21H91V20H90V21L88 20V16H87V18H85V19H87L88 21H87V20H84V18H80V21H81V20H84L85 22L87 21V23H88L89 25H93L92 27H95V29L98 28L99 26H101V28H102V27L104 28V26H105V29H107V30L110 28V29L108 30V34H107V36L109 35V38H108L107 36L104 35V34L107 33V30H106V33H105V29H101V30H100V29H99L100 27L98 28V30H100L99 32H97L98 34L96 33L97 36H95V34L90 35V36H92V38H94V37L99 38V37H100L99 34L103 33V31H104V33H103L104 36H103V37H105L104 39H105L106 42H103L104 40H103L101 37H100V38L103 40L101 43H100V41H101L100 38H99L100 40H99V39L97 40V39L95 38L97 42H94V43H92V42L95 41V39L91 40L92 38L89 37L90 40H88V35H89L90 33H92V32L95 33V32H96L95 30H94V31H91L90 33H89L90 30H87V31L85 30L86 32H88V33L84 32V33H85V37H86V35L88 34L87 37H86L87 39H84V38H85V37H84L82 40H84V41H85V40H86V41H87V40L90 41V43L94 44V47H95L96 45H98V43H100L101 45H99V47H95V48H96V51H97V49H98V51H99V52L97 51L98 53H101V52L104 51L103 49H104L105 46H106V47H109V46H110L109 43H111V41H112L113 39H114V41H116L115 39L118 38V37H117V36L115 37V35L117 34L118 30L121 29L120 34H121V33H122V34H121V35L119 34V35H120L119 39H120V38H121V39L123 38V40H121V39L118 40V41H120V43H119L118 41H116V43L118 42V45L115 44L116 47H115V46H114L115 48L113 47V48H114L113 50H115L114 52H117L116 49H118L117 47H119L120 49H118V52H119V50H123V51H124V54H125V50H126V52H127V50L129 49L130 46H131V48H132V46L135 47L136 45L134 46V44H131V43H130L131 45L128 44L129 47L126 48V42H125V41H130V39H133V38H130V37L132 36V34L135 36V34H138V32H139L141 29L139 28L140 30H138V29H137V30H132V31H135V34L131 32V25H130V28H129L130 30H128V26H129L128 24H127L128 26L122 25V26H124L125 28H127L128 31H126L124 28L122 29V28H121L122 26H120V29H117V28H119V25H121L122 22L120 23L119 21H117V19H116L115 16H112V17H111V18H112L111 20L113 21V17H114V19L118 22V23L116 22V23H117V24H116L117 26L114 24V23H115L114 21H113L114 23H113L112 21H110L111 24H109V25H108V28H107V24H108V22H109V19H110L109 17H110V16L108 15V18H109V19H107V13L104 14V16H103ZM130 14H131V15H130ZM135 14H136V16H135ZM157 14H158V15H157ZM166 14L169 15L168 20H170V17H172V18H175V17H176V18H175V20H176L177 17L179 16V15H178V16L173 15V12H172V14L169 13V12L166 13ZM181 14H182V13H181ZM220 14H221V13H220ZM238 14H237V15H238ZM263 14H264V13H263ZM84 15H83V16H84ZM105 15H106V16H105ZM144 15H146V16H144ZM168 15H167V16H168ZM172 15H173L174 17H173ZM187 15H188V14H187ZM235 15H236V13H235ZM249 15H250V14H249ZM256 15H257V14H256ZM83 16H82V17H83ZM86 16H85V17H86ZM102 16H103V17H106V19H104V21H105L106 23H105V22H102V21H103V20H102V19H103ZM165 16H166V15H165ZM180 16H181V15H180ZM180 16H179V17H180ZM224 16H225V15H224ZM241 16H239V17L241 18ZM246 16H247L248 18H246ZM257 16H258V15H257ZM152 17H153V18H152ZM179 17H178V19H179ZM186 17L189 18V16H186ZM239 17H237V19H238ZM51 18H52V16L50 17V20H51ZM118 18H119V16H118ZM145 18H144V19H145ZM163 18H164V16H163ZM163 18L161 17V20H163V22L168 21V20H167V17H166V20H164L165 18H164V19H163ZM172 18H171V19H172ZM188 18H187V19H188ZM240 18H239V19H240ZM243 18H242V19H243ZM249 18H250V19H249ZM262 18H263V17H262ZM48 19H49V18H48ZM54 19H55V18H54ZM54 19H53V20H54ZM121 19H123V18H121ZM133 19H134V20H133ZM178 19H177V20H178ZM187 19L185 20L186 22H185V21H182V22L180 21L179 24H180V23H183V24L186 23V24L190 27V21H191V19L189 18V19H190V20H188L189 23L187 22ZM224 19H225V20H224L225 23H230L229 21H227V18H226V17H224ZM239 19H238V20H239ZM50 20L48 21V23H50ZM77 20H79V19H77ZM98 20H99V22L101 21L102 24L100 23V24L98 25V23H99ZM153 20H154V19H153ZM153 20H152V21H153ZM161 20H160V22H161ZM173 20H174V19H173ZM181 20H183V19H181ZM254 20H255V19H254ZM254 20L252 19L253 22H254ZM256 20H258V17H256ZM259 20H260V19H259ZM56 21L59 22V21H62V20L59 18L58 20L56 19ZM56 21H55V22H56ZM80 21H78V22H80ZM84 21H83V22H84ZM107 21H108V22H107ZM149 21H150V20H149ZM152 21H150V22L145 21V22H146L145 27L148 25V26H147V27H148V30H147V27H146V29H145V27L143 26L144 29H145L144 31L147 30V33H146V32H143V34L146 33V35L151 36V38H153V36H154L153 39H155V38L157 39L158 36L161 35V32H162V34H164V33L166 32V34H171V35H172V33H167V31H165V30H164V33H163V31H159L160 28L163 30V29H164L163 27H165V26H163V25H165L163 22H161L163 25H160L161 23L159 24V26H160V28H159V27L157 26V25H158L157 23H158L159 21L157 20V21H158L157 23L154 22V21L152 22ZM155 21H156V20H155ZM178 21H179V20H178ZM244 21H245V20H244ZM244 21H243V22H244ZM52 22H53V21H52ZM55 22H54V23H55ZM72 22H73V20H72ZM78 22H77V23H78ZM83 22H82V21L80 22L81 25H83V26L86 25V24H84ZM151 22H152V23H155L156 26H155V24H152ZM169 22L171 23V20L168 21V23H169ZM173 22H174V21H173ZM237 22L240 23V21H237ZM241 22H242V20H241ZM245 22H246V21H245ZM249 22H250V21H249ZM249 22H248L247 24H249ZM253 22H252V23H253ZM261 22H262V21H261ZM261 22H260V24H261ZM1 23H2V22H1ZM54 23H53V24H54ZM62 23H63V22H62ZM82 23H83V24H82ZM104 23H105V24H104ZM112 23H113L114 25H112ZM176 23H178V22H175V24H176ZM222 23H223V22H222ZM254 23L256 24V22H254ZM258 23H259V21H258ZM58 24H60V22L57 23V25H58ZM74 24H75V21H74ZM74 24L71 25V26L73 27V30L70 29L71 27L68 28V29L71 30V32H72L74 35H72V33L70 32V30L66 29L65 27H64V30L66 29V31H68V33L70 32L69 34H70L71 36H75V37H76L75 33H76V31L78 32V27H76L77 30L74 29V26H75ZM88 24H87V25H88ZM95 24H96V25H95ZM141 24H140V26H141ZM151 24H152L153 26H152ZM166 24H167V23H166ZM186 24H184V25H186ZM241 24H243V23H240V25H241ZM50 25L52 26L51 23H50ZM55 25H56V23H55ZM87 25H86V26H87ZM110 25H112V26H111L112 29H111ZM136 25H137V26H136ZM220 25H221V24H220ZM220 25L218 26V27H219V29H218L219 31L221 30V27H223V25H221V27H220ZM225 25H226V24H224V27H225ZM230 25L233 26V24H231V23H230ZM230 25H229V26H230ZM238 25H239V24H238ZM256 25H257V24H256ZM47 26H48V24H47ZM51 26H50V29L52 28ZM62 26H64V25H62ZM62 26H61V28H63ZM68 26H70V25H68ZM77 26H78V25H77ZM79 26H80V25H79ZM86 26H84L86 29L91 27V26H88V27H86ZM97 26H98V27H97ZM114 26L117 27V28H116V29H117V32H113L114 34H113V33L110 34V32H112L111 30H113V27H114ZM142 26H141V27H142ZM151 26H152V27H151ZM162 26H163V27H162ZM168 26H169V24H167L166 27L168 28ZM170 26H171V25H170ZM173 26H174V29L171 28L170 31H171V32H174V31H175V32H176V31L178 32V31H179V30H178L179 28H176L177 30H175V27H177V26H175L174 23H173ZM173 26H172V27H173ZM179 26H180V25H178V27H179ZM188 26H187V27H188ZM226 26H228V25H226ZM229 26H228V28H226V29L223 28V30L221 31V33L219 32V35H220V37H221V36H222V32H223V37H224V38H223V37H221V38H223V39L225 40V37H227V38H228V42H229V41H233V43H235V42H234L235 38H236V40H238V38L240 39L241 37L244 36V34H242V32L240 31V32H241V36L238 37V35H239L240 32H239V31L236 32V26H235L234 29L230 26L231 29H232V30H235V31H232V30H231V31H232V32H231V31L229 30V31H228L229 33H228L227 36H226V34H224V31L228 30V29L230 28ZM252 26H253V25H252ZM14 27H15V26H14ZM48 27H49V26H48ZM53 27H54V25H53ZM55 27H56V26H55ZM57 27L60 28L59 25H58ZM81 27H82V26H81ZM81 27H80V28H81ZM84 27H83V28H84ZM143 27H142V28H143ZM153 27H154V29H156V28L158 27L159 30H158V29L154 30V29H152ZM155 27H156V28H155ZM180 27H181V26H180ZM184 27H185V26H184ZM184 27H183V31H184ZM253 27H254V26H253ZM257 27H259V26H257ZM257 27H254V28H257ZM83 28H81L82 31H84ZM167 28H166V29H167ZM260 28L262 29V27H260ZM260 28H259V29H260ZM55 29H56V28H55ZM55 29L53 28L52 30L54 31ZM116 29L114 28L115 31H116ZM168 29H169V28H168ZM168 29H167V30H168ZM172 29H173L174 31H173ZM261 29H260V31H261ZM75 30H76V31H75ZM122 30H124V31L122 32ZM151 30H153L154 33H153V31H151ZM157 30L160 32L159 34H158V31H157ZM189 30H191V29H188L187 31H189ZM237 30H238V29H237ZM61 31H62V30H59L60 33H61ZM73 31H74V32H73ZM109 31H110V32H109ZM129 31H130V32H129ZM136 31H137V32H136ZM141 31H142V30H141ZM187 31L185 30V32H187ZM256 31H257V30H256ZM57 32H58V31L56 30V33H57ZM100 32H101V33H100ZM125 32H128V33H126V34L128 35V38H126V36L124 37L125 34L123 35V33H125ZM155 32H156V33H155ZM168 32H169V30H168ZM177 32H176V33H177ZM180 32H181V31H180ZM189 32H190V31H189ZM189 32H187V33L189 34ZM261 32H262V31H261ZM263 32H264V31H263ZM53 33H54V34H53ZM53 33H52V31H51V33H49V34L52 36V38H51V39L49 38V40H50V41L54 40V42L52 41V42L54 43L53 45H55V42H58V43L63 42V41H61L62 39L60 40V37L57 36V35H59V33H57V35H55V34H56L55 32H53ZM65 33H66V36H67L66 38H69V39H70L71 36L68 35L67 32H65ZM65 33H62V34L64 35V37H65ZM84 33H83V34H84ZM118 33H119V32H118ZM129 33H130V35H129ZM176 33H175L174 35H176ZM187 33H186L185 35H187ZM225 33H227V31H226ZM231 33H233V34L235 33V34H237V35H233V34H231ZM62 34H61V35H62ZM76 34H77V36H78V33H76ZM79 34H80V33H79ZM112 34H113L114 36H111ZM153 34H154V35H153ZM156 34H157V37H155ZM181 34H183V32H182ZM217 34H218V33H217ZM217 34H216V35H217ZM230 34H231L232 36H231V37L229 36V37H230V38H229L228 35H230ZM26 35H27V34H26ZM50 35H49V36H50ZM53 35H55V36H57V37L54 36V39H53ZM98 35H99V36H98ZM101 35H102V34H101ZM122 35H123V37H122ZM138 35H140V37L143 36L141 32H139ZM138 35H136V36H137L138 38H140ZM152 35H153V36H152ZM171 35H170V36H171ZM174 35H172V36H174ZM179 35H180V33H179ZM242 35H243V36H242ZM257 35L260 36L261 33L259 32V34H256L255 36H257ZM263 35H264V34H263ZM68 36H70V37H68ZM83 36H84V35H82V37H83ZM110 36H111V38H112V37H113V38L110 39ZM129 36H130V37H129ZM134 36H133V37H134ZM172 36H171V37H172ZM177 36H178V33H177ZM187 36H188V35H187ZM187 36H186V38H187ZM234 36H236V37H234ZM261 36H262V35H261ZM19 37H21V36H19ZM25 37H26V36H25ZM114 37H115V38H114ZM137 37H134L133 40H135V42H136V40H137L139 43H140V42L142 43V41H144V42H143L144 45L138 47V45H140V44H138V45H137V48L135 47V50H134L135 53H134L133 51H131V49H130L131 52H129V50H128V52H127L126 54H128L129 57H130L131 59H132V57H133V59L136 61V62L134 61L133 63H137V62H140V61L142 62V59H141V60L139 59V58H141V56H140L141 54H140V53H141L142 51H139V49H140V47H143V46H146V47L149 46L148 48L151 50V51H150V50L147 48V49L149 50V51H148V52H149V55H150V57H151L152 60H154V61L157 60V62H158V63H157V66L159 67L158 64H160V62L158 61V59L160 60V59H161L160 57H164V54H162V55L160 56V54H161L160 52H161V51L159 50V53H160V54H157L158 51L155 52L157 55H156V54L154 55V56H155V59H154V57H153V53H151V52H152V51H153V52L155 51L154 49H156V46H155V47L152 46L151 43H153V41H155V40L152 39V42H147V41H145V40H143V39H144V38L146 39V37H148V36L143 37L142 40H141V39L138 40ZM167 37H168V36H166L165 38H167ZM179 37H180V36H179ZM184 37H185V36H184ZM188 37H189V36H188ZM216 37H217V38H220V37H218V35H217ZM232 37H233L234 40H231ZM28 38H29V37H27V40H25V39H24V40L27 42V41L29 40ZM55 38H56V39H55ZM58 38H59L60 42H59ZM62 38H63V36H62ZM73 38H74V37H73ZM107 38L110 39L111 41H109ZM129 38H130V39H129ZM136 38H137V39H136ZM173 38H175V36H174ZM173 38H172V39H173ZM182 38H183V37H182ZM186 38H185L184 41H187ZM217 38H216V39H217ZM221 38H220V42H221V43H220V42H219L220 44L218 43L220 46L222 45V42H224V41L221 40ZM227 38H226V39H227ZM259 38H260V37H259ZM261 38H262V37H261ZM263 38H264V36H263ZM3 39H4V38H3ZM3 39H2V40H3ZM74 39H75V38H74ZM77 39H78V38H77ZM79 39H81V38H79ZM124 39H126V40H124ZM127 39H129V40H127ZM169 39H170V37H169ZM169 39H168V40H169ZM178 39H179V38H178ZM241 39H242V38H241ZM241 39H240V41H243V40H241ZM245 39H246V38H245ZM254 39L257 40V38H254ZM47 40H48V38L46 37L44 43H46V42L48 43L49 40H48V41H47ZM67 40H68V39H67ZM67 40H66V41L64 40V41H65L64 43H66ZM72 40H73V39H72ZM72 40H71V42H75V41H72ZM133 40H132V41H133ZM146 40H147V39H146ZM150 40H151V39H150ZM161 40H162V39H161ZM161 40H160V41H161ZM173 40H174V39H173ZM182 40H183V39H182ZM182 40H181V41H182ZM236 40H235V41H236ZM247 40H248V39H247ZM263 40H264V39H263ZM3 41H4V40H3ZM3 41H2V42H3ZM35 41H36V40H35ZM69 41H70V40H69ZM79 41H80V40H79ZM84 41H83V43H84ZM88 41H87V44L89 43ZM91 41H92V42H91ZM108 41H109V42H108ZM121 41H122V42H121ZM160 41H159V42H160ZM217 41H218V40H217ZM244 41H246V40H244ZM244 41H243V42H244ZM250 41H251V40L249 39V42H250ZM257 41H259V44L262 45V48L264 49V46H263V44H262L263 42H262L261 40H259V39H258ZM260 41H261V42H260ZM19 42H21V41H19ZM22 42H23V43H21V44H23V46H24V44H27V43L24 42V41H22ZM30 42H31V40H30ZM52 42H49V43H52ZM133 42H134V41H133ZM138 42H137V43H138ZM161 42H162V41H161ZM168 42H169V41H168ZM174 42H175V47H176V46H177V43L180 42V41L177 42V37H176V41L174 40ZM176 42H177V43H176ZM187 42H188V41H187ZM236 42H238V41H236ZM243 42H241V46L243 45ZM32 43L34 44V40L32 41ZM32 43H31V44H32ZM49 43L46 44V48H47V49H48ZM83 43H82V44H83ZM103 43H106V44H104L105 46H103ZM145 43H147V45L150 43V45H151L153 48H151L150 45L147 46ZM182 43H183V42H182ZM229 43H230V42H229ZM231 43H232V42H231ZM231 43L229 44L230 46L233 45V43H232V44H231ZM245 43H246V42H245ZM255 43H256V42H255ZM257 43H258V42H257ZM2 44H3V43H2ZM31 44H30V45H31ZM73 44H74V43H73ZM87 44H85V46H86ZM107 44H109V45H107ZM167 44H169V43H167ZM171 44H172V43H171ZM178 44H179V43H178ZM223 44L228 45V44H227V40H225V42H224ZM239 44H240V43H239ZM246 44H247V45H246ZM246 44H245V45H246V49H247L249 43H246ZM0 45H1V44H0ZM35 45H37V44H35ZM35 45H34V46H35ZM47 45H48V46H47ZM53 45H52V46H53ZM57 45H60V44H56V48H58ZM61 45H62V43H61ZM61 45H60V46H61ZM64 45H65V44H64ZM64 45H63V47H60L58 50H57V49H54L55 46H53L52 50L54 49V50H56V51H59L61 48H62V49L64 48ZM77 45H81V44H80V43H79V44L77 43ZM111 45H114V44H113V41H112V44H111ZM156 45H158V43H157ZM165 45H166V44H165ZM181 45H182V44H181ZM181 45H180V47H181ZM183 45H185V43H184ZM187 45H188V44H187ZM187 45H185V46H187ZM225 45H224V46H225ZM229 45H228V46H229ZM235 45L237 46L236 43H235ZM235 45L231 46V47H233V48H232L233 50H234V46H235ZM245 45H243L242 48H244ZM250 45L253 46V44H251V42H250ZM3 46H5V44L1 45L0 48H1V47L3 48ZM21 46H22V45H21ZM21 46H20V47H21ZM23 46H22V47H23ZM26 46H28V47L30 48L32 45H31V46L26 45ZM34 46H33V47H34ZM52 46L50 45V47H52ZM65 46H67V45H65ZM71 46H74V48H75L76 45H71ZM102 46H103V47H102ZM120 46H121V47H120ZM162 46H163V43H162ZM173 46H174V45H171V47H170L171 49H169V50H172V51H173V50H174V49H173V48H174ZM224 46H223V47H224ZM230 46H229V47H230ZM239 46H240V45H238L237 47H239ZM241 46L239 47L240 49L238 48V51L240 50L238 53H239L240 55H242L243 58L245 57L244 59H246V58L249 59L248 56H247V57L244 56L243 53L246 52L245 54L247 55V52L249 51V49L252 48V46H250L251 48L249 47V49H248L247 51H243V50H241ZM44 47H45V45H44ZM50 47H49V48H50ZM78 47H79V46H78ZM78 47L76 46V48H78ZM86 47H87V48L89 47V48H88V49H87V48H86V49H83V50H85V51L82 50V57L84 58V61L87 60V63H88V64H89V62H90V61L88 60V59H90V56H91V62H94V65H97V64L100 65V63H102V65H104V62L106 61L105 59H107V60L109 59V60H110V58L105 57V56H108V57H109V55H107V49H108V48L105 47V48H106V53H105L106 55H104V52H103V55H104L103 58H105V59H103L102 56H99V55H96V54H95V53H96V52H95V48H93L92 45H91V46L88 45V46H86ZM100 47L103 48V49H99ZM160 47H161V46H160ZM168 47H169V45H166V48H167V49H168ZM178 47H179V46H178ZM180 47H179V49H182L183 51H185V49H183L184 46H183V48H180ZM187 47H188V46H187ZM226 47H227V46H225V48H222V49L225 50V51L227 50L226 52L224 51V52H225L224 54H223V53H220V52H223L221 48H219V50H218V51H219V52H218L219 54L225 56L224 58H226V57H227V58H230L232 55H236V54H238V53L235 54V52L237 51V49H236L237 47L235 48L236 50H235L234 52H233V50H231V48L229 49V50H231V52H230V51L228 50V48L226 49ZM255 47H257V46H255ZM258 47H259V46H258ZM258 47H257V48H258ZM2 48H1L0 50H3ZM26 48H27V47H26ZM26 48H25V49H26ZM31 48H32V47H31ZM35 48H37V47L35 46ZM35 48H34V49H35ZM65 48H66V47H65ZM76 48H75V49H76ZM80 48H81V46H80ZM83 48H85L84 45H83ZM92 48H93L94 50H93ZM253 48H254V46H253ZM257 48H255V49H257ZM32 49H33V48H32ZM37 49H38V48H37ZM37 49H36V50H37ZM68 49H69V47L67 46V50H68ZM70 49H71V48H70ZM75 49H73L74 51L72 52L74 55H71V56H74V57H75V53L77 54V53L79 52V49L77 50L78 52H77ZM111 49H112V48H111ZM111 49H108V51L111 50ZM133 49H134V48H132V50H133ZM136 49H138V51H136ZM160 49H161V48H160ZM190 49H191V47H190ZM217 49H218V48H217ZM255 49H251V50H254L253 52H255V51H256ZM263 49H262V50H263ZM21 50H24V48H23V49L21 48ZM21 50H20V51H21ZM43 50H44V51H39V53L36 51V53L38 54V56H39V57H40V55H42V57L50 56V58H51L52 54H51V52H50V49H49V53H47L48 55L46 54L47 56H44L43 54H45V53L48 52V51H47V50L45 51V48H44ZM52 50H51V51H52ZM63 50H64V49H63ZM91 50L93 51L92 53L94 54L95 57L99 56V57H97L98 60L101 58L100 61H98L97 58H95V59H94L95 61H93L92 58H93L94 56H92L93 54L91 53ZM101 50H102V51H101ZM157 50H158V49H157ZM161 50H162V49H161ZM220 50H221V51H220ZM244 50H245V48H244ZM258 50H259V48H258ZM4 51H5V50H4ZM4 51H0V53H1V52L3 53ZM29 51L32 52V53L30 52L31 54H33V52H34V51H32V50H29ZM29 51H27V52L29 53ZM60 51H61V50H60ZM70 51H71V50H70ZM75 51H76V52H75ZM87 51L90 52V53H88ZM174 51H176V49H175ZM187 51H188V50H187ZM189 51H190V50H189ZM198 51H199V50H198ZM216 51H217V50H216ZM241 51H242L243 53H242ZM259 51H260V50H259ZM259 51H258V52H259ZM263 51H264V50H263ZM40 52H41V53L43 52V53L40 54ZM67 52H68V51H67ZM67 52H66V53H67ZM83 52H85V53H83ZM110 52H111V51H110ZM114 52H112V53H114ZM120 52H121V51H120ZM120 52H119V53H120ZM143 52H144V51H143ZM148 52H146V50H145V53H148ZM232 52H233L234 54H233ZM240 52H241L242 54H241ZM249 52H251V51H249ZM261 52H262V51H261ZM28 53H27V54H28ZM34 53H35V52H34ZM36 53H35V54H36ZM53 53H54V52H53ZM112 53H110V54H111L110 57L112 56L113 58H115L116 56L119 57V56L121 55L122 60L119 59V60H120V62H119V60L117 59L118 61H117V60H116V61L120 63V66L118 65L117 68H119V67L122 68L121 64L124 65V64L126 63V62H125V63L123 64V62H124L126 59L128 60V58H125V57H127L128 55L124 56V55H122V54H123V52H122V54H119V53L115 54L116 56L114 55V56H115V57H114V56L112 55ZM131 53H133V56H132ZM138 53L140 54V55H139L140 57L136 55V57H138V58H136V57L134 56V54H138ZM150 53H151V54H150ZM175 53L177 54V51H176ZM216 53H217V52H216ZM228 53H229V54L231 53V55H229V56H228V55H225V54H228ZM255 53H256V52H255ZM50 54H51V55H50ZM84 54H85V56H86L87 59L84 57ZM87 54H88L89 58H88ZM89 54H90V55H89ZM101 54H102V53H101ZM118 54H119V56H118ZM130 54H131L132 57L130 56ZM142 54H143V53H142ZM173 54H174V52L171 53L172 56H173ZM187 54L190 55V53H187ZM219 54H217V56H218ZM258 54H259V53H258ZM258 54H257V55H258ZM59 55H60V54H59ZM78 55H79V53H78ZM144 55H145V54H144ZM144 55L142 56V57H143V62L146 61V60H148V59L150 60V57H149V56H148L149 58L147 59V58H144V57H145ZM146 55H148V54H146ZM158 55H159V56H158ZM167 55H168V53H167ZM171 55L169 54V57H170ZM184 55H186V54H184ZM189 55H188V56H189ZM193 55H194V54H192V55H190V56H193ZM214 55H215V54H214ZM214 55H213V56H214ZM221 55H220V56H221ZM240 55H239V56H235V57L232 56V58H233V59H235V58H237V57L240 58V57H241ZM249 55H250V54H249ZM30 56H32V55H30ZM38 56L36 55V57H38ZM71 56H70V59L72 58ZM156 56H157L158 58H157ZM172 56H171V57H172ZM182 56H183V54H182ZM188 56H183V57H184L185 59H186V57H187L188 59L190 58L189 60H191L192 57H190V56L188 57ZM213 56H212V57H213ZM220 56H219V57H220ZM251 56H252V55H251ZM251 56H249V57L251 58ZM261 56H262V54H261ZM42 57H40V60H39V58H38V60L34 59V61H37V63H38L39 61L42 60ZM74 57H73V58H74ZM121 57H119V58H121ZM123 57H124V58H123ZM134 57H135V58H134ZM152 57H153V58H152ZM183 57H182V59H184ZM193 57H194V56H193ZM221 57H222V56H221ZM259 57H260V56H259ZM259 57H257V58H259ZM262 57H263V56H262ZM48 58H49V57H48ZM52 58H53V57H52ZM52 58H51V59H52ZM54 58H55V57H54ZM63 58H64V56H63ZM67 58H68V57H67ZM156 58H157V59H156ZM174 58H175V60L178 59V58H176L175 56H174ZM174 58H173V59H174ZM224 58H223V59H224ZM232 58L227 59V60H230V61H229L230 63H232V64H236V65H237V63H238L237 60H238L239 58H237L236 60H232ZM241 58H242V57H241ZM241 58H240V59H241ZM253 58H255V57L253 56L252 59H253ZM44 59H45V58H44ZM46 59H47V58H46ZM51 59H49V61H50ZM68 59H69V58H68ZM75 59H76V58H75ZM131 59H129V61H127V60H126V61L130 63ZM137 59H138L139 61H138ZM166 59L168 60V57H167V58L165 57V60H166ZM169 59H170V58H169ZM173 59L171 58V61H172ZM188 59H186V60H188ZM223 59H222V60H223ZM247 59H246V60H247ZM32 60H33V59H32ZM47 60H48V59H47ZM53 60H54V59H52V60L50 61V63H48V64L50 65V64L52 63ZM56 60H57V59H56ZM101 60H102V62H101ZM103 60H104V61H103ZM112 60H113V59H112ZM112 60H111V61H112ZM167 60H166V62H167ZM180 60H181V59H180ZM186 60H185V62L187 63ZM189 60H188V61H189ZM222 60H219V61L221 62ZM241 60H242V59H241ZM250 60H251V59H250ZM253 60H255V59H253ZM253 60H251V61H253ZM261 60H262V59H261ZM15 61H16V60H15ZM70 61H71V60H68V62H70ZM74 61H75V60H74ZM74 61H71V62L73 63ZM82 61H83V60H82ZM84 61H83V62H84ZM88 61H89V62H88ZM114 61H115V60H114ZM114 61H112V62L115 63ZM154 61H151V62L149 61L148 64H150V63H152V62H154ZM161 61H162V60H161ZM171 61L168 60V62H171ZM178 61H179V60H178ZM183 61H184V60H183ZM219 61H217L218 64H220ZM231 61H234L235 63H234V62H231ZM238 61H239V60H238ZM263 61H264V60H263ZM263 61H261V63H262ZM17 62H18V61H17ZM42 62H43V60H42ZM42 62H41V64H42ZM44 62H48V61L45 60ZM53 62H54V61H53ZM63 62H64V61H63ZM98 62H99V63H98ZM112 62L109 61V64H107V62H105V63H106V66H105V67H107V65H110V63H112ZM143 62H142V63H143ZM146 62H147V61H146ZM155 62H156V61H155ZM155 62H154V63H155ZM164 62H165V61H164ZM168 62H167L166 64H168ZM175 62H177V61H175ZM196 62H197V61H196ZM222 62H223V61H222ZM239 62H242V61H239ZM243 62H244V63H247L246 61H243ZM248 62H249V61H248ZM257 62H258V61H257ZM31 63H33V64L31 65ZM31 63H30V65L27 64V66L32 67V66L34 65L35 62H31ZM54 63H55V62H54ZM59 63H60V62H59ZM64 63H65V62H64ZM66 63H67V62H66ZM72 63H71V64H72ZM129 63H126L127 66L129 65ZM154 63H153V64H154ZM161 63H162V65H163V62H161ZM172 63L174 64V60L169 64V66H170ZM179 63H181V62H179ZM183 63H184V62H183ZM188 63H189V62H188ZM190 63H191V65L188 64L189 66L186 64L187 67H192V62H190ZM225 63H226V61H225ZM225 63H223V64H225ZM244 63H241L242 66H245V67H243L242 69H244V68H246V67L249 66V65H247V64H246L247 66L244 65ZM17 64H18V63H17ZM71 64H70V66H69V63L66 64V65H68V66L71 68L72 66H74L75 63L72 64V65H71ZM88 64H87V65L85 64V65H86L85 67L87 68L86 71L90 72V69H91V72H92V70H93L92 68H95V67H96L95 69H98V70H97V71L94 70L92 73L90 72L91 75H89V76H86L85 73H84L85 76L82 75V76H83L82 78H81V76H80L81 74L78 73L79 71H77V72L75 71V74L77 73V74L79 75V77H80V78H78V80H76L77 77H78L77 74H76V75L73 74V73H74L73 70H74L75 68L77 69V67L73 68L72 72H71V70H70L69 72H71L72 74L70 73L71 75L69 74V75L67 76V74H68L69 72L66 74V73H65V72H66V71H65L66 69L64 70V68H62V66H58V67L60 68V69L57 68V69H58V73H59V75H60V73H61L62 70H64V73L66 74V75L64 76L63 71H62L61 74H63V75H61V76H63V78H64V77H66V78H67V77L70 78V77H73L74 75L77 76L76 78H74V77H75V76H74V77H73L74 79H71L72 81L68 80V78H67V79L65 78V79H66V80H65V79L59 77V82H58V83H60L61 79H63V83H64L65 81H66V82L69 81V83H70V82H73L74 80H76V81H74V82L77 83V86L74 85L75 83H74L73 85H74L76 88L78 87L77 89H78L79 92L83 90V91H84V94H83V91L80 92V93L83 94V95H81V96H82V100H81V99H80L81 96H80V94H78L79 92H78V91L76 90V88H75L73 91L76 90V92L73 93V94H71V95H72V98H74L73 96H75V95L77 94V95H79L80 97L78 98V96H75V100L79 99V100H81L82 102L79 101V100H77L76 103H78V101H79V103H84V102L86 101L87 98L90 100V99H92V97H93L92 101L90 100V101L92 102V105L90 104L91 102L88 101V99H87V102H86V103H89V105H87V107L89 106V108H90L91 106L93 107V106H95V105L97 104V103H95V102H97L96 98L98 97V95H100V96H99L100 98L98 97L97 99L100 100V99H101V96H103V95L105 94L104 98L102 97L104 101L101 99L102 102H101V101H98V103L100 102L101 107H102V106H103L102 103H105V102L107 101L106 104H104L106 107H104L103 110H105V109H107L108 107H111V106H112L111 108H113V110H112L111 108H110V109H111V112H113V113L111 114L112 116L109 117V115H110V114L108 113L109 110H110L109 108L107 109V115H106V116H105V114H106L105 111H106V110L103 111V112L101 111V112H102L101 115L105 113L103 116H101V115L99 114L103 119H104L105 117H107V116H108L109 118L107 117L106 119H104V120L106 121V122H105L104 120H102V118L100 119V117H98L99 121H98V122L96 121V122H97V126L101 127L100 125H101L102 122L104 121L105 123L103 122V124L105 125V128H107L106 126H108V127L110 126L108 130H110L111 128H113L111 125H113V124L118 120V119L115 118L116 116L113 117V114H114L115 111L117 110L116 112H118V113H121V112H122V115H121V114H118V115H119L120 117L123 116V115H124V114H123V113H124V112H123V111H124V110H123V107H124V109H126V110H125V115H127V117H129L128 114H126V113H127L126 111H128V110H131V111L133 110V112H135L136 115H137L138 113H140L141 110H143V108H142L141 110H139L140 108L137 109V108L135 107V106H137V105L140 106V105H141L140 103H139V104H136V103H135V104L132 105V103H134V101H132V100L139 99L140 97H139V98H138V97H133V98H136V99H133L132 96H133L134 94H138V96L145 95V94H146L145 89H147V88L145 87V89H144V92H145V93H143V91H142V93H141L142 95H140L139 93H140V91L142 90V87L139 86V87H141V90H138L139 93L135 92V93L132 95V91H133V90H129V89L127 90V89H126L127 92H125V87H126L125 84L127 85V83H129V81L132 79L131 77H133V78H135V77L137 78V77H138V78H137L138 80L135 78L134 83H132V84H135L134 87H135V86H138V85H140V84H138L139 82H136V80L142 82L143 79H144V77L146 78V76H148L150 73H148V74L145 73V74H147V75H145L144 72L141 71L142 74H139L140 72H139L138 69H141V68L138 67L137 70H136V73H137V71H138V72H139V73H138L139 75L136 76V75H135L136 73H134V70H135V69H134L133 66H131L130 68H128V69H130L129 72L132 70V67H133V69H134V70H133V73H134V74H129V73H128V70H127V72H126V70H124V71L127 73V74H126L124 71L119 70L120 68L118 69L119 71H117V68H116L115 65H114V67L116 68V70H115L114 68H111V69H114V73H116V75L118 76L117 79H118V80H119V79L121 80V81H117V80L115 81L116 78L113 79V77H114L115 75L112 74L113 72L111 71V69H110L109 67L104 68V67L101 65V68H102V69L100 70V69H99L100 66L97 65L98 68H97V66L94 67V65L92 66V64H93V63H92V64H90L92 67H90L89 70H88V67L90 66V65H88ZM144 64H145V63H144ZM144 64H143V65H144ZM155 64H156V63H155ZM173 64H172V67H171V68H173ZM194 64H195V63H194ZM232 64H229V65H228V64L226 63V65H227L228 68H230V69H231V67H229V66L232 65ZM239 64H240V63H239ZM263 64H264V63L260 64L261 67H259V65H257V66H256L257 69H254V67H252L254 70H257V74H260V80H259V81H261L262 76H263L262 79H264V66H263ZM2 65H3V64H2ZM52 65H53V64H52ZM116 65H117V63H116ZM174 65H175V64H174ZM179 65H180V64H179ZM196 65H197V64H196ZM221 65H222V63H221ZM226 65H223V66H221L220 68H223V69H224V67H225ZM241 65H240V68L242 67ZM5 66H6V65H5ZM7 66H8V65H7ZM43 66H44V67H47L48 65H46V66L43 65ZM50 66H51V65H50ZM50 66H49V67H50ZM54 66H55V65H54ZM63 66H64V65H63ZM75 66H78V65H75ZM83 66H84V65H83ZM111 66H112V64H111ZM111 66H110V67H111ZM147 66H148V65H146V69H147ZM149 66H150V65H149ZM149 66H148V67H149ZM157 66H156V67H157ZM160 66H161V65H160ZM181 66H183L182 68H184L185 64H184V65L182 64ZM219 66H220V65H218V67H219ZM234 66H235V65H234ZM237 66H238V65H237ZM251 66H252V63L250 64L249 67L251 68ZM254 66H255V65H254ZM3 67H4V66H3ZM3 67H2V68H3ZM8 67H9V66H8ZM8 67H6V68H8ZM33 67H34V66H33ZM56 67H57V64H56ZM78 67L82 68V69H81V70H82L81 73L83 74V69H85V68L82 67V64H81V66H78ZM125 67H126V66H124V68H125ZM141 67H142V66H141ZM144 67H145V66H144ZM151 67H152V66H151ZM151 67H150V68H151ZM161 67H162V66H161ZM161 67H159V68H161ZM177 67H178V64H177ZM185 67H186V66H185ZM103 68H104V70H103ZM108 68H109L110 70H109ZM142 68H143V67H142ZM164 68L167 69L166 66L163 67V73H164V71L166 72V70H165ZM178 68H180V67H178ZM225 68H227V67H225ZM228 68H227V69H228ZM258 68H262V69H263V75H261V74H262V69H261V72H260V69H258ZM0 69H1V68H0ZM8 69H9V68H8ZM18 69H21V68L18 67ZM18 69L16 70V72L14 71V73H17V74L19 73V74H20V72L23 71V72H21V73H22L21 75H23V73L26 71V70L24 71V68H22L21 70H19V71H20V72H19ZM31 69H32V68H30V70H29V69H28V70L31 71ZM41 69H42V66H41ZM46 69H47V68H46ZM50 69H51V68H49V70H50ZM54 69H55V67H54ZM57 69H56V70H57ZM61 69H62V70H61ZM76 69H75V70H76ZM78 69H79V68H78ZM105 69H106V70H105ZM122 69H123V68H122ZM125 69H126V68H125ZM146 69H145V70H146ZM148 69H149V68H148ZM148 69H147V71H148ZM151 69H153V68H151ZM156 69H157V68H156ZM189 69H190V68H187V71H188ZM223 69H221L220 72H222ZM235 69H236V72H238L237 70H239V68H234V69H233V70H234V74H235V75L239 74V72H238V73L235 72ZM2 70H4V69H2ZM32 70H33V69H32ZM44 70H45V69H44ZM49 70H48V71H49ZM79 70H80V69H79ZM99 70L103 72V75L105 74L106 71H107V72H108V71H111V72H112L111 75H113V76L111 77V75H108L110 72H109V73L106 72L107 74L104 75L106 78H105L104 76L101 77V74H99V75H100V79H99V76H98V75H97L98 77L96 76V77L98 78V79H97V78L95 77V75H96V72H97V74L99 73V72H98ZM143 70H144V68H143ZM157 70H158V69H157ZM157 70H156V71H157ZM169 70H171V69H169ZM172 70H173V71H171V72H175V73H176V71H177V70L174 71V68H173ZM185 70H186V69H184L183 72H184ZM218 70H220V69H218ZM224 70H225V72H226V69H224ZM228 70H229V69H228ZM254 70H253V72H254ZM6 71H7V70H6ZM40 71H42V70H40ZM40 71H39V72H40ZM51 71H52V70H51ZM59 71H60V72H59ZM84 71H85V70H84ZM86 71H85V72H86ZM120 71H121L122 73L125 74L124 78L121 77V78H123L124 80H125L126 76L129 74V77H127V79H128L129 81L126 79V81L123 82V81H122L123 79L119 78L121 75H123V74H120V73H121ZM153 71H154V70H153ZM156 71H155V72H156ZM180 71H181V70H180ZM189 71H190V70H189ZM203 71H204V70H203ZM231 71H232V70H231ZM241 71L244 72V70H241ZM2 72H3V71H2ZM31 72H34V70L31 71ZM45 72H46V71H44V73H45ZM94 72H95V73H94ZM102 72H100V73H102ZM149 72H151V74L153 73L152 70H151V71L149 70ZM155 72H154V73H155ZM159 72L162 73V70H158L157 73H156V76H155V74H152V76L154 75V76L157 78V76H158L157 74H158ZM167 72H168V71H167ZM220 72H219V74H220ZM223 72H224V71H223ZM247 72H248V71H247ZM251 72H252V70H251ZM258 72H259V73H258ZM4 73H6V72H4ZM44 73H43V74H44ZM48 73H49V72H48ZM54 73H55V74H54ZM54 73H53V74H54L55 77H56L57 72H56L55 70H54ZM131 73H132V72H131ZM161 73H159V75H160ZM163 73L160 75L161 77H162V76H165V74H163ZM177 73H178V72H177ZM184 73H185V75H186V71H185ZM226 73H229V74L231 73V74H230V77H227L228 79H226V77H224V78H225V83H227V81H230V82H233V83H234L233 85H235V83H237V82H234V80H236V79H234V78H235L234 76H233V78H231L232 72H226ZM240 73H241V72H240ZM45 74L47 75V73H45ZM92 74H93V75H92ZM118 74H119L120 76H119ZM166 74H167V73H166ZM187 74H188V72H187ZM203 74H204V73H203ZM205 74H206V73H205ZM245 74H246V73H245ZM255 74H256V72H255ZM21 75H19V76L21 77ZM29 75H31V74H29ZM29 75H27L26 72H25V74L23 75V76H25L24 79H26V80H23V81H24V84H26V86L24 85V87L22 86V82H19V80H20V79H18L19 76H18L17 79H14V78L12 77L13 79H11V81H13V82H15V83H16V82H19L18 84L16 83L17 85H20V83H21L20 86H22L23 88L21 87L20 90H22V89H23V90H24V89H27V90H28V88H26V87L28 86V83H29V82H28V83L26 82V81H27V77H26V76L29 77ZM32 75H33V74H32ZM32 75H31V76H32ZM34 75L36 76V74H34ZM34 75H33V77H34ZM72 75H73V76H72ZM106 75H108V76L111 77V78L109 79V77L106 76ZM131 75H132V76H131ZM133 75H135V77H134ZM140 75H143V77L140 76ZM144 75H145V76H144ZM180 75H182V74H180ZM180 75H179V76H180ZM185 75H183V76L185 77ZM221 75H223V74H221ZM240 75H241V74H240ZM16 76H17V75H16ZM47 76L49 77V74H48ZM50 76H51V75H50ZM69 76H70V77H69ZM92 76H94V79H91ZM130 76H131V77H130ZM154 76H153V77H154ZM160 76H159V77H160ZM166 76H167V75H166ZM169 76H171V75H169ZM179 76H177V78H178ZM186 76H189V75H186ZM227 76H228V74H227ZM251 76H252V75H251ZM255 76H256V75H254L253 77H255ZM55 77H52V76H51V78H55ZM86 77H87V78H86ZM89 77H91L90 80H89ZM107 77H108V78H107ZM139 77H140V78L142 77L143 79L141 80ZM149 77H151V76H149ZM167 77H168V76H167ZM173 77H174V76H172V78H173ZM184 77H183V78H184ZM190 77H191V76H190ZM198 77H199V76H198ZM218 77H220V76H218ZM222 77H223V76H222ZM237 77H238V75H237ZM237 77H236V78H237ZM240 77H241V76H240ZM248 77H249V76H248ZM248 77H247V78H248ZM35 78H36V77H35ZM35 78H34V79H35ZM44 78L47 79L46 76H45ZM60 78H61V79H60ZM83 78H84V79H88L90 83H92L91 80H94V84H97V83H95V82H98V85H100V86H102V85H101V84H102V83H101V82H102L101 80H103L104 83H105L106 81H108L109 84H108V82H107V83H106V84H107L106 87H108L109 89L107 90L105 86H102L103 88L99 90V88H101V87H99L98 85H95L96 88H97V86H98V89H96V88L92 87L93 84H92V85H89V84H88L89 86L92 87V93L90 94V92H91L90 89H91V88H90L89 86H88L89 88L87 87V84H85V81H86V83H88V82H87V80H84ZM95 78H96V81H95ZM168 78H169V77H168ZM168 78H167V79H168ZM170 78H171V77H170ZM172 78H171L170 80H172ZM177 78H176V79H177ZM183 78H182V79H183ZM185 78L188 79L189 77H188V78L185 77ZM201 78H202V77H201ZM212 78H213V77H212ZM215 78H216V77H215ZM244 78H246V76H245ZM255 78H256L255 81H257V80L259 79V77H257V76H256ZM257 78H258V79H257ZM55 79H56V78H55ZM80 79H81L82 81H81ZM105 79H107V80H105ZM146 79H147V78H146ZM146 79H144V80H146ZM174 79H175V78H173V80H174ZM180 79H181V78H180ZM186 79H185V82H186L187 84L184 83V82L182 83V81H184V80H181L182 86L178 83V84L180 85V86L178 85V88L176 87V89H177L178 91H180V90H181V92L183 91V89L185 88V86H183L184 84L187 85L188 87L191 85V82L188 83V82L186 81ZM191 79H192V78H190L189 80H191ZM218 79H219V78H218ZM229 79H230V80H229ZM231 79H232V80H231ZM233 79H234V80H233ZM241 79H242V80H246V79H243L242 77H241ZM241 79H240V80H241ZM251 79H253V78H251ZM14 80H15V81H14ZM21 80H22V77H21ZM21 80H20V81H21ZM28 80H31V83L33 82V81H32V80H33L32 77H31L30 79H28ZM35 80H36V79H35ZM98 80H99V81H98ZM109 80H111L112 83L115 81L114 83H115V87H116V88L114 87V89H112V90L110 89V88L112 87V85H111L112 83H111ZM112 80H114V81H112ZM132 80H133V79H132ZM132 80H131V82H132ZM149 80H150V79H149ZM157 80L160 81V79H158V78H157ZM161 80H162V79H161ZM165 80H166V79H165ZM173 80H172V81H173ZM177 80H179V79H177ZM192 80H193V79H192ZM206 80H207V79H206ZM216 80H217V78H216ZM226 80H227V81H226ZM47 81H48V80H47ZM49 81H50V79H49ZM49 81H48V82H49ZM77 81H78V82H77ZM80 81H81V82H80ZM100 81H101V82H100ZM146 81H147V80H146ZM146 81H144L143 84H144ZM151 81H153L152 78H151ZM155 81H156V79L154 80V82H155ZM202 81L205 82V80H202ZM222 81H224V80H222ZM247 81H248V80H247ZM249 81H250V80H249ZM255 81H254V82H255ZM48 82H47V83H48ZM51 82H52V81H51ZM83 82H84V84H83ZM99 82H100V84H99ZM121 82L123 83V85H124L125 87H124V86L121 87V86H122ZM135 82H136L138 85H137ZM149 82H150V81H149ZM160 82H163V81H160ZM164 82H165V81H164ZM164 82H163V83H164ZM174 82L177 84L176 80H174ZM194 82H196V79L194 80ZM198 82H199V81H198ZM213 82H214V81H213ZM216 82H217V81H216ZM216 82H215V83H216ZM220 82H221V80H220ZM230 82H229V85H230L231 88H229V85H227L228 83L225 84L226 87L228 86V87H227L228 90L225 91V88H226V87L224 88L223 83H221L223 86H221L222 89L220 90V92L217 91V90H216V91L219 92V93L214 92V93H215V94H214V95H215V98H216V97H219L218 100L215 99L216 102H218V101L220 100V103H221V104H222V102L224 103L223 100L228 99V98H231L230 96L228 97V95H231V96H232V92H234V90H237V92L239 91V89H236V86L239 85L238 88H240V87L244 84V83L241 81L243 84L240 86L241 83H240V84L237 83L238 85L236 84V85H235V88H234L233 85L231 86ZM239 82H240V81H239ZM261 82H262V83H260L261 86H260L259 84H257L258 81H257V83H256L257 85H256L255 88H257V92L255 91L256 89L253 90V88H254V87H253V83L251 84L250 87H249V85H250V84H249L248 87H247V89L244 88L245 85L247 86V84H246L247 82H245V85L242 86L244 89H242V90H243V91L245 90V91H246V92H245L246 94L243 95V96H245V98H248V95H249V96L251 95L253 102L256 101V100H257V97H259V96H260V98H258V99L261 100V99H262L261 97H263V96H261L260 94L263 93L262 95H264V80H262ZM10 83H11V84H14V83H12V82H10ZM10 83H9V85H10ZM37 83H38V81H37ZM39 83H40V82H39ZM39 83H38V84H39ZM58 83H55V84H58ZM67 83H68V82H67ZM67 83H65V85H66ZM79 83H80V84L82 83V84L79 85ZM104 83H103V84H104ZM110 83H111V84H110ZM114 83H113V85H114ZM116 83H117V85H119L120 89H121V88H124L123 90L121 89V93H122V94L120 93V89L116 86ZM158 83H159V82H158ZM163 83H162V84H163ZM192 83H193V82H192ZM217 83H218V82H217ZM249 83H250V82H249ZM16 84H15V85H16ZM51 84H52V83H51ZM53 84H54V83H53ZM55 84H54V85H55ZM60 84H62V82H61ZM106 84H105V85H106ZM146 84H148V83H146ZM165 84H166V83H165ZM168 84H170V83H168ZM168 84H167L166 86H168ZM176 84H174V85H176ZM194 84H195V83H193V86L191 85L189 88H190V89H193L195 86H196V87L199 86V85H197V83H196V85H194ZM262 84H263V85H262ZM15 85H13V86L15 87ZM17 85H16V87H18ZM32 85H35V84L32 83ZM32 85H31V86H32ZM41 85H43V84L41 83ZM54 85H53V86H54ZM65 85H63V87H64ZM68 85L70 86V84H68ZM68 85H66L67 87L65 86V88L68 89V88H69ZM83 85H84L85 87H84ZM108 85H111V87L108 86ZM129 85H130V84H128V87H127V88H129ZM141 85H142V83H141ZM144 85H145V84H144ZM144 85H143V87H144ZM156 85H157L158 89H160V87L158 86L159 84H157V82H156ZM200 85H201V84H200ZM215 85H216V84H215ZM43 86H45V84H44ZM51 86H52V85H51ZM53 86H52V87H53ZM56 86H57V85H56ZM60 86H62V85H58L59 90H60ZM74 86H71V87L74 88ZM80 86L83 87V88L81 89ZM146 86H147V85H146ZM153 86L155 87V85H153ZM163 86L166 88L165 85H163ZM163 86H162V88H164ZM246 86H245V87H246ZM254 86H255V84H254ZM258 86H260V87H258ZM262 86H263V87H262ZM0 87H1V85H0ZM14 87H13V88H14ZM16 87H15V88H16ZM29 87H30V84H29ZM41 87H42V86H41ZM181 87H182V88H181ZM196 87H195V88H196ZM204 87H205V86H204ZM206 87H208V85H207ZM206 87H205V88H206ZM242 87H241V88H242ZM251 87H253V88L250 89ZM13 88H12V86H9V92H10ZM31 88H32V90L34 91L33 87H31ZM31 88H30V89H31ZM34 88H35V86H34ZM65 88H64V89L61 88V91H62V90H65ZM87 88H88V89H87ZM117 88L119 89V90H118L119 93L116 91ZM130 88H131V87H130ZM137 88H138V87H137ZM149 88H150V87H149ZM168 88H169V86H168ZM179 88H181V89H179ZM186 88H187V87H186ZM189 88H188V89H189ZM199 88H200V87H199ZM201 88H202V87H201ZM223 88H224V89H223ZM227 88H226V89H227ZM233 88H234V90H233ZM241 88H240V89H241ZM258 88H261V89L263 88V90H261L262 92H261L260 94H258L259 96L256 94V93H259V92H258V90H259ZM10 89H11V90H10ZM85 89H87V92H86ZM93 89H95V90H93ZM104 89H105V90H104ZM153 89H154V88H153ZM153 89L150 90V91L153 92ZM158 89H157V90H158ZM169 89H170V88H169ZM176 89H174L175 92H176V93H179V92L176 91ZM190 89H189V90H190ZM212 89H213V88H212ZM212 89H210V90L213 91ZM217 89L219 90V88H217ZM229 89H231L232 92H230ZM16 90L18 91V90H19V87H18ZM20 90H19L18 92H19V94L21 93L20 95H22L23 93H22V91H20ZM27 90H24V91L26 92ZM32 90H28L29 93H25V95L23 94V95H24L23 98H25L26 95H28V97H29V98L27 97L26 100L24 99V103H25V101H27L28 99H30L31 102H32V98H33V99H34V98L36 99L37 96H36V97L31 96L32 98L30 97V91L32 92ZM37 90H38V89H37V87H36V91H37ZM59 90H58V91H59ZM71 90H72V89H71ZM98 90H99V91H98ZM102 90H104V91L102 92ZM109 90H110L111 92H110ZM134 90H135V88H134ZM154 90H155V89H154ZM157 90H156V91H157ZM160 90H161V89H160ZM160 90H159V91H160ZM162 90H163V89H162ZM162 90H161V93H162ZM189 90H188V93H189V94L186 92L187 90L185 89V91H183L184 94H183V92H182L183 95H181V94H180L181 92H180L179 95H181V96L178 95L177 98H178L180 101H181V99H183V98L187 100L188 98H186V96L188 95L187 97H190V98H189L190 100H191V97L194 99V97H196V96H194V94L196 95L195 92H196L198 89L196 88L195 92H193V95H192V93H190L191 91H189ZM242 90H241V93L243 94ZM251 90H253V92H252ZM14 91H15V90H12L13 94H14ZM17 91H15V93H16ZM24 91H23V92H24ZM38 91H39V90H38ZM42 91H43V90H42ZM65 91H66V90H65ZM89 91H90V92H89ZM93 91H94V92H93ZM95 91H98V92H97L98 94H97ZM100 91H101V92H100ZM122 91H123V92H122ZM130 91H131V93H130ZM163 91H165V90H163ZM192 91H193V90H192ZM201 91H202V90H198V92H197V97H196L197 99H198V97H199V95H200L199 92H201ZM221 91H224L225 94H226V92H227L228 95L226 94V96H227L228 98L225 96L224 93H221ZM250 91H251L253 94H254V92H256L255 95H256L257 97H256L255 95H253V94H249ZM12 92H11V93H12ZM18 92H17V93H18ZM56 92H57V88H56ZM66 92L68 93L69 91L67 90ZM66 92H65V94H64L63 91H62V95H65L64 97H67V96H68V95L66 94ZM77 92H78V93H77ZM99 92H100V94H99ZM106 92H108V93L111 94V95H112V94H116V95H114V96L117 98V100L115 101L114 96H113V97H112L111 95H110L111 97H110V96H107L108 94L106 95ZM115 92H116V93H115ZM128 92H129V93H128ZM147 92H148V91H147ZM152 92H150V93H152ZM235 92H236V91H235ZM247 92H248V94H247ZM251 92H250V93H251ZM33 93H34V92H33ZM33 93H32V94H33ZM38 93H39V92H38ZM38 93H37V94H38ZM49 93H50V92H49ZM49 93H48V94H49ZM59 93H60V91H59ZM59 93H58V94H59ZM70 93H71V92H70ZM85 93H87L86 96H87V95H88V96H87V97L85 96L86 98H85V100H84L83 98H84ZM94 93H95V94H94ZM127 93H128V94H127ZM153 93H154V92H153ZM153 93L150 94V95H153ZM157 93H158V91L156 92V96L154 95L155 98H160V96H159L160 93H158V95H157ZM164 93H165V92H164ZM164 93H163V94H164ZM202 93H203V92H202ZM204 93H205V92H204ZM210 93L213 94V92H210ZM216 93H217V94H216ZM229 93H231V94H229ZM241 93H239V94L242 96ZM41 94H42V92H41ZM54 94H55V92H54ZM68 94H69V93H68ZM74 94H75V95H74ZM93 94H94V96L90 97V95H93ZM101 94H102V95H101ZM120 94H121V95H120ZM126 94H127L129 97L131 96L130 99L128 98L129 101H132L131 103L127 100V95H126ZM129 94H131V95H129ZM154 94H155V93H154ZM169 94H170V93H169ZM185 94H186V95H185ZM190 94H191V95H190ZM218 94H219V96H218ZM223 94H224V95H223ZM233 94H234V93H233ZM236 94H237V97L240 96V95H238V93H236ZM236 94H234V95H236ZM20 95H17V96H15L16 98H15V97H13V98H14L15 100H16V99L20 100V99L22 98V96H23V95H22V96H20ZM50 95H51V94H50ZM56 95H57V94H56ZM62 95L60 94V96H61V100H58V102H60V101H62V102L65 101V102H64L65 107H64V106H62V107H63V108H66L68 105H66V104H67V100H65V99H68V101H70V99L67 97V98H65V99L63 100ZM66 95H67V96H66ZM118 95L121 96V100L118 99V98H120V97H118ZM122 95H124V99H126V100L128 101L127 104L129 105V103H130L131 106H128L127 104H125V103L123 102L124 99H123V96H122ZM146 95H148V94H146ZM184 95H185V96H184ZM202 95H203V94H202ZM204 95L206 96V94H204ZM221 95H222V96H221ZM246 95H247V96H246ZM7 96H8V95H7ZM18 96H19V98H18ZM42 96H43V95H41V97H42ZM54 96H55V95H54ZM54 96H52V97L54 98V101H55L57 98L60 99V96L57 95V98H56V96H55V97H54ZM96 96H97V97H96ZM125 96H126V98H125ZM135 96H137V95H135ZM148 96H149V95H148ZM154 96H153L152 99L150 98L151 101H152L153 99H155ZM158 96H159V97H158ZM170 96H172V95H170ZM182 96H184V97H182ZM193 96H194V97H193ZM205 96H204V97H205ZM20 97H21V98H20ZM43 97H44V96H43ZM49 97H51V96H49ZM49 97H48V95H47V98H49ZM69 97H70V96H69ZM89 97H90V98H89ZM106 97H107V98L109 97L108 100H107ZM142 97H143V98H140V100H138V102L141 101V100H142V102H145V101H143V100H146V97H147V96H145V98H144V96H142ZM163 97H164V96H163ZM163 97H162V98H163ZM168 97H169V96H168ZM179 97H180V98H179ZM206 97H207V96H206ZM206 97L203 98V97L200 95V98H203L202 100H205ZM221 97L223 98V100H222ZM253 97H254L255 99H254ZM45 98H46V97H45ZM55 98H56V99H55ZM76 98H77V99H76ZM110 98H111V99H110ZM113 98H114V100H113ZM164 98H165V97H164ZM177 98H176V99H177ZM196 98H195V99H196ZM208 98H210V97L208 96L207 99H208ZM224 98H225V99H224ZM232 98H233V99H232ZM232 98H231L230 100H233V102H232V101H231V102L234 103V97L232 96ZM241 98H243V97H241ZM241 98H240V99H241ZM7 99H8V98H7ZM35 99H34V101H37V100H35ZM41 99H43V98H40L39 101H42ZM105 99H106V100H105ZM109 99H110L111 106H109L110 103H108V102H109ZM197 99H196L195 101L198 103V106L201 105L202 103L204 104V101H202V100L200 99V101H201V103H200ZM207 99L205 100L206 103L204 104V107H205V105H207V101H208V104H209V100H207ZM237 99H238V98H237ZM15 100H14V101H15ZM22 100H23V99H22ZM22 100H20V102H21L20 105L24 106V105L22 104ZM49 100H50V98H49L48 100H46V101H49ZM83 100H84V101H83ZM94 100H96V101H94ZM112 100H113V102H112ZM118 100H119L120 102H119ZM161 100H162V99H161ZM163 100L165 101L166 99H163ZM163 100H162V101H163ZM221 100H222V101H221ZM228 100H229V99H228ZM228 100H225V101H227V103H229L230 100H229V101H228ZM241 100L243 101L242 104H241V105H243V107L246 106V104H248V106L252 104V102H251V98L248 99V100L250 101V103H247V102H249V101H247L245 105H244V102L246 101V99H241ZM44 101H45V99H43L42 102H44ZM46 101H45V102H46ZM56 101H57V100H56ZM56 101H55V102H56ZM121 101H122V102H121ZM136 101H137V100H136ZM147 101H149V99H148ZM162 101H161V102H162ZM184 101H185V100H184ZM188 101H189V100H188ZM188 101H187V102H188ZM195 101H194V102H195ZM213 101H214V100H213ZM213 101L211 100L210 103H211V102L213 103ZM261 101L263 102L264 99H262ZM261 101H260V102H256V103L254 102V103H255V104H258V103H261ZM17 102L20 103L19 101H17ZM17 102H16V103H17ZM29 102H30V101H29ZM42 102H40V104H41ZM51 102H52V100H51ZM58 102H57V104H58ZM70 102H72V99H71ZM73 102H74V99H73ZM93 102L95 103V105H94ZM115 102H117V103H119V104H120V103H121V104L124 103V106H123V104H122V108H121L122 111H120V108H119V107H121V104H120V105H119V104H116V105H115ZM142 102H141V103H142ZM157 102L160 103L159 101H157ZM168 102H169V101H168ZM231 102H230V103H231ZM27 103H28V102H27ZM27 103H26V104H27ZM36 103L38 104L39 102H36ZM76 103H75V102H74V103H71L72 105H70V103H69V105L75 107L76 105L79 104V103H78V104H76ZM86 103L84 104V106H86ZM179 103H180V102H178V103L176 102L177 106H178ZM199 103H200V104H199ZM212 103H211V105H212ZM214 103H215V102H214ZM218 103H219V102H218ZM218 103H217V104H218ZM220 103H219V105H220ZM236 103H237V101H236ZM0 104H1V106H4V105H2L3 103H0ZM6 104H7L8 109L10 108L9 110H12L11 107H12L13 103L11 102V104H8V103H6ZM32 104H33V102H32ZM47 104H48V103H47ZM51 104H52V103H51ZM54 104H55V103H54ZM64 104H63V105H64ZM73 104H74V105H73ZM113 104H114L115 106H113ZM176 104H175V105H176ZM180 104H181V103H180ZM203 104L201 105V107L199 106V107L202 108V109H199V107H196V108H197V109H196V110H197V111H196L197 113H198V111H200L199 113H201V112L204 113L203 111H204L205 109H203ZM27 105H28V104H27ZM38 105H39V104H38ZM38 105H37V106H38ZM45 105H46V104H45ZM45 105H43V106L45 107ZM90 105H91V106H90ZM107 105H108V106H107ZM117 105H119V107H116ZM152 105H153V103H152ZM154 105H155V104H154ZM160 105H161V104H160ZM170 105H172V104H170ZM173 105H174V104H173ZM181 105H182V104H181ZM181 105H180V106H181ZM187 105H188V104H187ZM194 105H195V104H194ZM211 105H210V108H211L212 110H213V108H214V109L216 108V107H214V106H217V105H213V106H211ZM223 105H224V104H222L221 106H223ZM225 105H226V104H225ZM231 105H232V104H231ZM259 105H260V106H259ZM1 106H0V107H1ZM22 106H21V107H22ZM31 106H34V104L31 105ZM37 106H36V107H37ZM39 106L41 107L42 105H39ZM55 106H57V105H55ZM78 106H81V108L79 107L81 110L78 109V110L81 111V112H83L84 110H85V112H89V113L91 112V111L89 110V108H88L89 111H87V109H85V108H87V107L83 108V107H84L83 104H82V105L79 104ZM78 106H77V107H78ZM82 106H83V107H82ZM98 106L100 107L99 104L96 105V108H97L96 110H95V107H93V108L91 107V109H94V110H95V113H94V114L91 113V114L96 115V113H98V111H97V110H98ZM125 106H126V108H125ZM127 106H128V110H127ZM132 106H133V107H132ZM142 106H144V105H142ZM149 106H151V105H149ZM180 106H178V107H180ZM195 106H197V104H196ZM195 106H193L191 109L194 110V109H195ZM239 106H240V105H239ZM248 106H247V107H248ZM253 106H254V107H253ZM255 106H258V110H256L257 107H255ZM13 107H14V106H13ZM13 107H12V108H13ZM17 107H18V106H17ZM25 107H26V106H25ZM28 107L31 108L30 106H28ZM34 107H35V106H34ZM34 107H33V108H34ZM44 107H43V108H44ZM53 107H54V106H53ZM53 107H52V108H53ZM77 107H75V109H74L73 111H75V110L77 109ZM101 107H100V109H101ZM115 107L117 108L116 110H114ZM131 107H132V108H136V109H131ZM153 107H154V106H152L151 108H153ZM159 107H160V106H159ZM159 107H158V108H159ZM182 107H183V105L180 107V109H181ZM228 107H229V106H227V109H228ZM251 107H252V108H251L252 110H249V111H248L249 113H247V115H249V114H251V113L253 114L252 111H255L254 114H255V113H258V112L262 109V107H264V105H262V104H258V105H254V104H252ZM1 108H2V107H1ZM1 108H0V112L2 111ZM4 108H5V107H4ZM4 108H3V112H2V114L4 113V115H2V116L6 117V120H7L8 117L13 116L14 114H11L12 112L10 113V111H8L7 108H6V109H4ZM14 108H16V107H14ZM29 108H28V109L26 108V109L29 110ZM37 108H38V111L36 112L37 115L35 114V110H34V112H32L33 109H32V110L30 109L31 112L28 111L27 113H29L30 115H31L32 113H34V114L36 115V117H35L34 114H32V116L34 115V117L37 119L38 116H39L38 114H39L40 109H41V108H39V107H37ZM47 108H48V107H47ZM52 108L50 107L49 109H52ZM55 108H56V107H54V109H55ZM69 108H71V107H69ZM102 108H103V107H102ZM148 108L150 109V107H148V105H147V107L144 109L143 113L141 112L140 114H138V115H139V116H138L139 119L136 118L137 116L135 117V118L137 119V120H134L135 122H134V121L131 122V121H132V120H131V118H132L131 116H132L133 112L130 111L132 114H131L130 112H128L129 115H131V116H130V117H131V118H130L131 121L128 120L129 118L127 119V120L130 122V124H129V122H128V124H125V123L127 122V121L125 120V119L127 118V117L125 118V115L123 116L124 119L121 117L122 120H125V121H124L125 127L122 126L121 121H117V123L120 122V123H118V127L120 126L119 124H121V127L124 128L123 130H125V128H128V129H127L128 131L125 130V131H126L125 134H127L126 136L128 137L127 139H129L130 137L133 136L132 133L135 135V134H137V132H139V133L141 132V134H142V131H143V134H144L145 128H146V131H147V127H145V126L143 127L142 124H143V121L145 120V117H147L148 115L150 116V114H151V113L149 114V112H148V111H150L151 109L149 110ZM155 108H156V107H155ZM172 108H177V107L174 106V107H172ZM183 108H185V107H183ZM183 108H182V109H183ZM205 108H208L207 110H205V113H206V114L204 113V114L202 115V114H199V113H198V115H197V113H196V114H195V112L193 113V110H192V113L190 114L191 116H193L192 114H194V115H196V117H197V116H199V117L203 116V117H201V122H200V120H199L198 117H197V118H198V119H197L195 116H193V117L195 118L194 120H198V123L200 122L199 125H201V123H205V122H207L208 125L211 124V122L208 123V121H204V122H203V120H208L207 118H209L210 115H214V116H216V117H215L216 119H219V118H220L219 121L217 120L218 122H220L221 119H222V118L220 117V114H221L222 110H223V109L227 110L226 108H223V109H222V107H220V108H219L220 113H219V114L217 113V114L219 115V116H217V115L214 114V112H215V113H216V111L218 112V110H217V109H218V106H217V108L215 109L216 111L213 110L214 112L209 108V105H208V107H205ZM234 108H235V107H234ZM253 108H255V109L253 110ZM259 108H261V109L259 110ZM16 109H17V108H16ZM18 109H21V108H18ZM34 109H35V108H34ZM44 109H45V108H44ZM61 109H62V108H61ZM82 109H83V110H82ZM100 109H99V111H100ZM118 109H119V111H118ZM147 109H148V111H147ZM168 109L170 110V107H169ZM168 109H167V112H168ZM178 109H179V108H178ZM178 109H177V110L175 109L177 113H175V111L172 109L173 111H171V113L174 112L175 114L172 113V114H170V116L168 115L169 120H170V117H171V116L173 117V115H175L174 117L177 118V119L171 117V121H172V119H173V121H174V120L179 121L180 119H183V121H184V119H186V115H189V113H190L189 110H188V114H186L187 111H185V110H186V109H185L184 111H185V114H186V115L184 116V114H183L184 112H183V111L181 112V110H178ZM188 109H190V108H188ZM209 109H210V111L213 112V113L211 112L212 114L209 112ZM230 109H231V107H229L228 110L230 111ZM239 109H240V108H238V110H239ZM4 110H5V111L7 110V112H9V113L4 112ZM36 110H37V109H36ZM42 110H43V109H42ZM42 110H41V111H42ZM47 110H48V109H47ZM52 110H53V109H52ZM63 110H65V109H63ZM66 110H67V108H66ZM94 110H92V111H94ZM134 110H136V111H134ZM138 110H139V112H137ZM145 110H146L147 113H148V115H147V113H146L147 116H146L145 113H144V112H146ZM152 110H155V109H152ZM158 110H159V109H158ZM162 110H163V109H162ZM238 110H237V112H238ZM244 110H246V109H244ZM247 110H248V109H247ZM247 110H246V111H247ZM263 110H264V109H263ZM43 111H44V113H46L47 117H49L48 115H50V113L53 112V111H51L50 113H49V112H45L46 109L43 110ZM60 111L62 112V110H60V109L57 110V108H56V111H55V112H56V113H57V112L59 113ZM70 111H71L72 113H75V112H73L72 110H70ZM156 111H157V109H156ZM194 111H195V110H194ZM206 111H207V112H206ZM229 111H228V113L231 112V114H233L232 109H231L230 112H229ZM233 111L235 112L236 109H235V110L233 109ZM239 111H240V110H239ZM246 111H243V112H242V110H241V112L244 113V114H245ZM250 111H251V113H250ZM24 112L26 113V110H25ZM55 112H53L54 115H56ZM71 112L68 113V111H67L68 114H66V111H65L64 113H59V114H61V115L63 114V120H64V118H66V117H65L66 115L71 116L72 118H73V117H76V115H73ZM81 112H80V114H81ZM85 112L83 113V114H84V115H83L84 118H83L82 115L78 114L79 112H76V114H77L78 117H82L83 119L87 118L86 121L84 120V123H82V122H83V121H82V120H83L82 118H79V119L76 118V121H77V119H78L77 123H76V121H75V124L80 126V124H79V120L81 119V120H80V121H82V122H81V125H82V127H83V124H84V127H85V128H81V126H80V128H81V129H80V128H78L76 125H75V127H74V126H73V124H74V120H70V121L72 122L71 127H72V126H73V128H76V127H77L79 130H82L81 133L79 132V130H78L77 128H76L75 130H73V128H70V127H69L68 130L66 129L67 132H69V131L71 132V129H72V131H74V133L77 132L76 134H74V136L76 135V136L78 137V139L80 138V136H81V138H83V136L85 137L86 134H87V132H90V130H91V132L94 131V130L91 129V127L94 126V125H92L91 122L94 120L95 117H92L93 120H91V118H90V119H89V120L91 121V122H90V121H88V118L90 117V114L88 113V114H89V117H88V116L86 117V115H88V114L86 113V115H85ZM151 112L155 113V111H151ZM179 112L182 113V115H183L185 118H181L182 115H181ZM208 112L210 113L209 116H207V115H208V114H207ZM237 112H235L234 115H237V116L242 117V116H241V113L239 112V114H240V115H239V114H236ZM261 112H262V111H261ZM261 112H260V114H261ZM5 113H7L8 115L10 114L11 116H8L7 114H6V115H7V116H6ZM20 113H21V112H20ZM40 113H41V112H40ZM42 113H43V112H42ZM47 113H49V114H47ZM135 113H134L133 115H135ZM153 113L151 114L150 119H151V117H153L154 115H156V114L153 115ZM169 113H170V111H169ZM178 113L180 114V115H178V116H180V117H178V116L176 117V114H178ZM263 113H264V111H263ZM0 114H1V113H0ZM64 114H66V115H64ZM71 114H72L73 116H72ZM157 114H158V113H157ZM224 114H225V116L228 118L229 121H230V120L233 121V124H232V125H234L235 122H236V121H235L236 119H235L234 117H230V115L228 114V116H229L230 118H233L234 120H233V119H229V117L227 116V114H226V113H224ZM260 114H258V115L256 114L257 116H256V115H254V116L252 115L251 118H250V116H251V115H250V116H247V118H250V119H252V118H257ZM43 115H44V114H43ZM115 115H116V114H115ZM140 115H141V116H140ZM142 115H143V116H142ZM144 115H145V117H144ZM158 115H159V114H158ZM160 115H161V114H160ZM190 115H189V116H190ZM0 116H1V115H0ZM2 116H1V117H2ZM41 116H42V114H41ZM41 116H39V119H40ZM104 116H105V117H104ZM156 116H157V115H156ZM189 116H187V117H189ZM191 116H190V117H191ZM221 116L224 117L223 119H226V120H227V118H225L224 115L221 114ZM1 117H0V119H2ZM13 117H14V121H13V120H12V121L15 122V125H17L18 128L20 129V131L18 130L16 134H18L19 132H21L23 129H24L23 131L26 132V131H25V126L22 124V125L24 126V128H23V126L19 123V121H20L19 119H20L22 116H20L19 119L16 118V115L13 116ZM18 117H19V115H18ZM30 117H31V116H30ZM50 117L53 118V117H55V116L52 115V116H50ZM71 117H70V118L68 117V118L71 119ZM112 117H113V119L115 118V119H114V120H116L115 122H112V121H113V120H112ZM140 117H141V118H140ZM165 117H166V116H165ZM193 117H192V121H193L194 123H196L197 121L195 122V121L193 120ZM204 117H205L206 119H204ZM210 117H212V116H210ZM217 117H219V118H217ZM240 117H238L239 120H237V121H241V125H240L239 123L236 122V123L238 124L237 126H242V123H245V121L247 120V119L245 120L243 117H242L243 120H241ZM262 117H264V114L262 115ZM262 117H258L259 120H260ZM22 118H23V117H22ZM35 118H34V119H35ZM52 118H50V120H51ZM57 118H58V117H57ZM57 118H56V120H57ZM60 118L62 119L61 116H59L58 119H60ZM96 118H97V117H96ZM142 118H144V119L142 120ZM153 118H155V117H153ZM166 118H167V117H166ZM178 118H180V119L178 120ZM215 118H214V119H215ZM258 118H257V120H258ZM11 119H12V117H11L9 120H7V121H9V123H8L7 121L5 122V120L2 119V121L4 120V122L6 123L5 127H7V125L10 124ZM15 119H16V120H15ZM17 119H18L19 121H17ZM24 119H25L26 121L31 120V119L27 120V118H24ZM36 119L34 120V122L36 121ZM45 119H46V118H45ZM45 119H44V122H43V123H45V121H46ZM48 119H49V118H48ZM53 119H55V118H53ZM53 119H52V121H53ZM74 119H75V118H74ZM107 119H108V120L110 119L109 124H110L111 122H112L113 124L111 123V125H107V122H108ZM132 119H134V118H132ZM140 119L142 120V122H139ZM150 119L148 118V120H150ZM164 119H165V118H163V121H162V122L159 120V122H161V123H160V126H161V127H160L159 124H158V126L160 127L159 129L162 128V124H163V123H165V124H166V123H167V124H171V123H168V122H171V121L168 120V122H164ZM189 119H190V118H189ZM202 119H203V120H202ZM223 119H222V121H224ZM250 119H249V120H250ZM263 119H264V118H262V120H263ZM21 120H22V119H21ZM41 120H42V118H41L39 121H41ZM50 120H49V121H50ZM63 120H61V121H59V120L55 121V120H54L55 124H53L54 122L52 123V121H51V123H50L49 121H47L46 124H48V126H49V124H51V125L53 124V125L55 126L56 129H54V126H51V125H50V126L48 127L47 125H45V126H46V127L44 126V127L46 128L45 131H47V127H48V130L53 129L52 131L50 130V133L48 132L49 135H45V136L47 137L46 139H45V136H44L45 131H44V133H43V132H42V133L39 132L38 134H39V135H40V133L42 134L41 137H44V140H45V143H46L47 139H48L49 142H50V139H51V141H52V138L49 139V137L51 136V133H52V136H53L55 139L58 138V139H57L58 141L56 140L58 143H57V142L51 143V144H53V145L50 146V149H51V147H52V149H53V148H54L53 146H54V144H55V151H56V150H57V151H61V152H63V153H59V154H63V155L65 156V152L67 151L68 148H70L69 144L67 145V144H65V143H67V141L70 142L68 139H69L70 135L72 136L73 134H72V133L69 134V135H68V133L65 134V135H67V137H68V138L66 137V140H67V141H66V140H62V136H63V135H62L60 139L63 141V143H60V142H61V140H59L60 135L57 136V137L55 136L56 130H57V128L59 127V126L56 127V124H57L56 122L59 121L60 124H61V122H62ZM67 120H68V119H67ZM96 120H97V119H96ZM100 120H102V121L100 122ZM111 120H112V121H111ZM166 120H167V119H166ZM166 120H165V121H166ZM187 120H188V119H187ZM187 120H186V121H187ZM228 120H227V121H228ZM244 120H245V121H244ZM252 120H253V119H252ZM252 120H250V122H251ZM262 120H260V121H262ZM2 121H0V122H1L0 124L2 125V123H3V125H4V122H2ZM12 121H11V124L8 125V127H9L8 130H7V128H5L7 131H9L10 129H11V130L13 129L12 126H14V124H13ZM68 121H69V120H68ZM154 121H155V120H154ZM173 121H172V122H173ZM180 121H181V120H180ZM180 121H179V122H180ZM183 121H182V122H183ZM186 121H185V122H186ZM192 121H190V122H192ZM209 121H211V118H210ZM213 121H214V124H211V125H215L216 123H218V122L215 123V120H213V117H212V123H213ZM231 121H230V122H231ZM247 121H248V120H247ZM247 121H246V124L248 123ZM16 122H18V124H16ZM48 122H49V123H48ZM66 122H67V121H66ZM71 122H70V123H71ZM136 122H138L139 124L136 123ZM152 122H153V119L150 120V126H152V124H151ZM179 122H175V121H174L173 123L178 124V127L181 126L182 128H181V127H179V128H180L181 130H184V129H183V126L181 125L182 122L180 123V125H179ZM185 122L183 123L185 126H188V124L190 123V122L187 121L188 124L186 125ZM193 122H192V123H193ZM225 122H226V121H225ZM31 123H33V122H31ZM63 123H64V122H63ZM86 123H87L86 126L89 127V128H87V129H89V130L86 129V126H85ZM89 123H91V124H89ZM94 123H95V121H93V124H94ZM98 123H99V124L101 123V124L99 125ZM131 123H133V124L135 123V125L138 124V127H137V126L134 127V125L131 124ZM141 123H142V124H141ZM145 123H146V121H145ZM173 123H172V124H173ZM222 123H223V122L218 123V128H219V129H220V127H221V126H219V125L222 124ZM228 123H229V122H227V124H228ZM231 123H232V122H231ZM261 123L263 124L262 126L260 125ZM12 124H13V125H12ZM19 124L21 125V127H22L23 129L20 128ZM28 124H29V123H28ZM36 124H37V123H36ZM41 124H42V122H41ZM103 124H102V125H103ZM140 124H141V125H140ZM148 124H149V123H148ZM153 124H154V122H153ZM196 124H197V123H196ZM205 124H206V123H205ZM223 124H225V123H223ZM227 124H226V126H227ZM252 124H256V128H257V126H258V122L255 121V122H252ZM260 124H259V125H260V128H263V129H264V121L260 122ZM11 125H12V126H11ZM25 125H26V122H25ZM58 125H59V124H58ZM68 125H69V124H68ZM89 125H90V126L92 125V126L90 127ZM104 125H103V126H104ZM126 125H133V126H132V127L130 126V127H131V128H130V127L126 126ZM139 125H140V126H139ZM144 125H145V124H144ZM146 125H147V124H146ZM193 125H194V124H193ZM197 125H198V124H197ZM197 125H194L193 127L196 128ZM211 125H209L210 127H212V129L210 128L211 131H209V133L212 132V133H210V134H211V135H214V137H215V136H221V134H218V133H217V131H220V130L217 129V130L212 131L213 128L216 129L217 126L215 125L216 127H215V126L213 127V126H211ZM228 125H229V124H228ZM247 125H248V124H247ZM250 125H251V124H250ZM10 126H11V128H10ZM36 126H37V125H36ZM65 126H67V124H66ZM95 126H96V125H95ZM95 126H94V127H95ZM103 126H102V128L104 129ZM113 126H114V128H113L114 131H112V130H110V131L113 132V133L111 132L112 134H115V132H117L118 130H117L116 124H114ZM147 126H148V125H147ZM172 126H173V125H172ZM191 126H192V125H191V123H190V124H189V127L191 128ZM202 126H204V127L199 128V126H198V128H199V129H204V130H205V128H207V125H202ZM223 126H224V125H223ZM226 126H225V127H226ZM248 126H249V125H248ZM1 127H3V126H1ZM1 127H0V128H1ZM34 127H35V126H34ZM63 127H64V126H63ZM142 127H143L144 130L142 129ZM189 127H188V128H189ZM200 127H201V126H200ZM228 127H229V126H227V128H228ZM235 127H236V126H235ZM252 127H253V125H252ZM14 128H15V126H14ZM18 128L16 127V129H18ZM28 128H30V127L28 126ZM59 128H61V127H59ZM129 128H130V129H129ZM132 128H135V129H137V130H134V129H132ZM139 128H141L142 130L140 129V130H141V131H140ZM156 128H158V127L155 126V129H156ZM164 128H165V127H164ZM164 128H163V129H164ZM186 128H187V127H186ZM190 128H189V129H190ZM198 128H197V130H198ZM208 128H209V127H208ZM208 128H207V129H208ZM238 128H240V127H236V129H238ZM5 129H4V128H1V131L4 130V131H3V133H4V132L6 131ZM16 129H14V130L16 131ZM26 129H27V128H26ZM36 129H37V128H36ZM83 129L87 130V131H85V132H86L85 135L82 134V133L84 132ZM93 129H94V128H93ZM98 129H99V128H98ZM115 129H116L117 131H116ZM131 129H132L135 133H134L133 131H130V132H129V130H131ZM150 129H151V127H150ZM166 129L170 130L171 128H170V127H169V128L167 127ZM166 129H165V130H166ZM173 129H174V132H175V129H176V128L173 127ZM173 129H171V131H170V132L172 133V135H174V132L172 131ZM180 129L178 130V128H177L176 130L179 131L180 134H182V135H184L185 131L187 132V130H189V129H185V131H183L184 133H182ZM228 129H231V126H230ZM232 129H233V128H232ZM232 129H231V130H232ZM245 129H247V128H245ZM245 129H244V131H246ZM248 129H251V132H252V130H253V128H251V127H249ZM257 129H258V128H257ZM263 129L259 131L260 133L257 132L259 129H258L257 131L255 130V135H257V133L260 135V134L264 131ZM28 130H29V129H28ZM40 130H41V129H40ZM42 130H43V129H42ZM101 130H102V129L100 128V131H101ZM161 130H162V129H161ZM193 130H194V132H196L197 134H195L194 132H193V134H192L191 129H190V130H189V133L191 132V135H194V134H195V135H199V136H200V135H203V133L208 134V133L206 132L207 130H205V132H204V130H202V132H203L202 134H201V133L198 134V132L195 131L194 128H192V131H193ZM231 130H230L231 133L228 132L229 130H226V132H228L229 136H230V134L233 136L232 133H235V132H233V131H231ZM239 130H241V129H239ZM1 131H0V133H1ZM30 131H31V130H29V132H30ZM33 131H34V130H33ZM96 131H97V130H96ZM104 131H105V129H104ZM104 131H103V132H104ZM110 131H107V133H108V134H107V137H108V135L111 136ZM157 131H158V130H157ZM157 131H156V132H157ZM215 131H216V132H215ZM261 131H262V132H261ZM27 132H28V131H27ZM31 132H32V131H31ZM59 132H60V129H59ZM70 132H69V133H70ZM98 132H99V131H98ZM101 132H102V131H101ZM103 132H102L101 134H103ZM154 132H155V130H154ZM165 132H166V131H165ZM165 132H163V131L161 132L160 130L158 131L157 134H159V136H161L160 139H162V138H163V139L160 140L158 137H156V138H157V139L155 138L156 141L159 139L157 142H159V141H163V140H164V137L166 138V140L168 139V137H169L168 135H171V133L169 134L168 132H167V133H165ZM199 132H201V130H200ZM213 132H214V133H213ZM220 132H222V131H220ZM220 132H219V133H220ZM223 132H225V131H223ZM223 132H222V134H223V136H224V134H226V132H225V133H223ZM251 132H250V130H248V132H245V135H246V133H247V135H249V134L251 135ZM3 133H1L0 136H2ZM22 133H23V132H22ZM22 133H20V134H18V135H21ZM46 133H47V132H46ZM62 133H63V132H62ZM65 133H66V132H65ZM104 133H105V134H103V135L106 136V132H104ZM129 133H130V134H129ZM162 133H163V134L165 133L164 135L168 134V135H166L167 137L164 136ZM215 133L218 134V135H216ZM236 133H237V131H236ZM236 133H235V134H236ZM252 133H253V132H252ZM5 134H6L5 137L8 138V136H7L8 133L6 132ZM5 134H3V137H4ZM27 134H28V133H27ZM32 134H33V133H32ZM34 134H35V133H34ZM38 134H37V135H38ZM78 134H80V136H79ZM81 134H82V135H81ZM90 134H92V133H88V134H87V135H88V139L91 138V135H90ZM118 134H119V132H117L115 135H118ZM128 134H129V136H130V135H132V136L129 137ZM141 134H140V136L143 135V134H142V135H141ZM145 134H146V132H145ZM145 134H144V135H145ZM157 134H156V135H157ZM180 134H178V135H179V136H178V135H177V132H175V135L179 137V139H180L181 142H183V144L181 143L180 145H184V144H185L186 147L189 146V148H190V147L192 146L193 143H194V144H193V147H195L194 145H196V144L199 142V141H198L197 143H195V142H192V143H191L190 140H189V137H188V139L185 137V138L187 139V141L184 139L185 142H187V143L190 142V144H191V145H188L187 143H185L184 141H182V139H181V137H180V136H181ZM187 134H188V133H187ZM210 134H209V135H210ZM8 135H9V134H8ZM18 135H17V141H16V143L14 142V143L17 144V145H15V146L13 145V148H15L16 146L18 147L19 145H20L19 147H22V146H23V144H22L23 141H24V142H25V141L28 142L27 139H28L29 137H28L26 140H24L25 138L22 139V142H21V141H19L21 138L18 139V137H20V136H18ZM35 135H36V134H35ZM39 135H38V136H39ZM57 135H58V134H57ZM89 135H90V137H89ZM93 135H94V134H93ZM93 135H92V137H93ZM115 135H114V136H115ZM152 135L156 136L155 133H151L150 135H148V136H150V137L146 138L147 143H150V142H151V144H150L151 146L156 142L155 139H154V136H153V139H154V140L152 139ZM162 135H163V137H162ZM172 135L170 136L172 139L170 138V139L167 140L168 143L170 142L171 144L166 143V144H164V146H163V144H161L162 147H166L165 149L162 148L161 145H159V146H160L162 149H164V150H166V149L168 148V145H169V147H170V145H171L172 148H173V147L175 148V146H177L178 149H180V148L182 147L180 150L184 149L185 146L176 145V144H179L180 141H178V140H179L178 138H175V137H176L175 135H174L175 137H172ZM209 135H208L207 137H209ZM211 135H210V136H211ZM236 135H240V134L237 133ZM27 136H28V135H27ZM48 136H49V137H48ZM52 136H51V137H52ZM96 136L98 137L99 134L96 135ZM112 136H113V135H112ZM112 136H111L110 139H108V140L111 141V140H112L111 138H113ZM135 136H136V135H135ZM140 136H139V137H140ZM157 136H158V135H157ZM185 136H186V133H185ZM199 136H195V137L202 138V139H203V137H204V141H205L206 136H204V135H203V136H200V137H199ZM223 136H221V137L223 138ZM234 136H235V135H234ZM261 136H262V135H261ZM261 136H260V137H261ZM39 137H40V136H39ZM72 137H73V136H72ZM100 137H101V136H100ZM107 137H106V138H107ZM116 137H117V138H116ZM116 137L113 138L114 142L118 139V137H120V135H119V136H116ZM139 137H137V139H138ZM142 137H143V136H142ZM195 137H194V138H195ZM235 137H236V136H235ZM235 137H233V139H234ZM239 137H240V136H239ZM242 137H243V134H242ZM244 137H247V136H244ZM244 137H243V138L240 137V138H241V141H242V143H243V145H241L242 143H239V142H241L240 140H238V141L236 140L237 143H239L238 146H240V148H242L241 146H245L246 144H250L251 142H253V141L250 140V143H246L247 141H249V139H251L252 136H249V138L247 137L248 140L245 138L247 141H243V140H242V139H244ZM260 137L257 138V139L260 140ZM263 137H264V135H263ZM36 138H37V137H36ZM81 138L79 139L80 142H81L83 145H85V140H86L87 138H86V137H85L86 139H81ZM94 138H95V137H94ZM102 138H103V137H102ZM102 138H100V139H102ZM108 138H109V137H108ZM115 138H116V140H115ZM132 138H133V137H132ZM132 138H130V139H132ZM191 138H192V136H190V139H191ZM198 138H197V139H198ZM209 138H210V137H209ZM217 138H218V137H216L215 139H213V138L211 137V138H210V139H211V141H210V144H211V145H210V144H206L205 147H203V148H202V146H200V144H198V145H199V147H201V149H203V152H204V153H205V148H206V149H208V148L210 149L211 146L214 145V144H213V141H214V143H216V142L218 141V142H217V147H218V148L223 147V146L225 145L226 142H228V144L226 143L227 146L230 145V144H229V142H230L229 139L227 140V138H229L228 135H227V137H226V140H224L225 142L223 143V146H221V142L219 143V141H223V140H218ZM222 138H221V139H222ZM230 138H231V137H230ZM236 138H238V136H237ZM240 138H239V139H240ZM252 138L255 139V141H256V136H255V137L253 136ZM8 139H9V138H8ZM8 139H7V140H8ZM37 139H38V138H37ZM39 139H41V138H39ZM55 139H54V140H55ZM63 139H64V137H63ZM75 139H76V138L74 137L73 140H72V142H73V141L75 142ZM78 139H76V140H78ZM98 139H99V137H98ZM149 139H151V140H149ZM206 139L209 140L208 138H206ZM212 139H213V140H212ZM216 139H217V141H215ZM219 139H220V138H219ZM233 139L231 138V140H233ZM2 140H3L2 137H0V143H1V142H4V141H2ZM4 140H5V139H4ZM42 140H43V138H42ZM54 140H53V141H54ZM79 140H78L77 143H79ZM81 140H83L84 143H83V141H81ZM106 140H107V139H106ZM113 140H112V141H113ZM118 140H119V139H118ZM152 140L155 141V142L152 143ZM173 140H177V141L174 142ZM191 140H192V139H191ZM195 140H196V139H195ZM263 140H264V139H263ZM9 141H10V140H9ZM9 141H8V142H9ZM34 141H36V140H34ZM39 141H40V140H39ZM64 141H66V142H64ZM88 141L91 143L92 138H91V141H90V139H89ZM88 141H87V143H89ZM94 141H95V140L92 141V144L94 143V144L97 146L98 143L96 144L95 142H96V141L99 142V140H96L95 142H94ZM104 141H105V139H103V143H104ZM112 141H111V143L114 144V142H112ZM122 141H123V140H121L119 144H121ZM132 141H133V143H134L136 140H132ZM144 141H145V140H144ZM144 141H143V142H144ZM146 141H145V142H146ZM148 141H149V142H148ZM201 141H203V140H201ZM234 141H235V140H234ZM236 141H235V142H236ZM6 142H7V141H5L4 143L6 144ZM8 142H7V143H8ZM10 142H12V144H14L13 141H10ZM10 142H9V143H10ZM17 142H18V143H17ZM31 142H32V140H31ZM49 142H47V144H48ZM105 142H106V141H105ZM140 142H141V141H140ZM143 142H142V143H143ZM172 142H173L174 146H173ZM232 142H233V141H232ZM257 142H259V141L257 140ZM257 142L252 143V144H255V145H256ZM260 142H261V141H260ZM25 143H26V142H25ZM29 143H30V142H29ZM36 143H37V142H36ZM41 143H43V141H42ZM59 143L62 144V146L65 144V148H66V146H67L66 151H65V150L62 151V149L59 150V147H60V145H58ZM77 143L75 142V143L73 144V146L76 145ZM99 143H100L101 145L99 144L97 147H98V149L100 148V150H101V149L104 148V147H102L103 143H102V142H99ZM116 143H117V145H119V144H118V141H116ZM116 143H115V144H116ZM199 143H200V142H199ZM204 143H206V141L203 142V143H201V144L204 145ZM207 143H208V142H207ZM218 143H219V144H218ZM237 143H234V144H237ZM245 143H246V144H245ZM5 144H4V145H5ZM12 144H11V145L8 144V148H9V149H10V146H12ZM21 144H22V145H21ZM71 144H72V143H71ZM105 144H106V143H104L103 146H106V147H105L106 150H105V149H104V151L101 150V152H103V153H100V154H101V156H102V155H106L107 157H104V158H103V156H102V157L99 158L98 156H97V157L95 156V157L97 158V160H98V158H99L98 163H97V165H99V166L101 165V164H99L100 161H102V163H103L102 165H105V164L108 165L110 161H107L105 164H104V161H105V160H110V159H111V158L108 159V156H109L111 153H109V152H108L109 154L105 153L106 151H109L111 147H109V145H108L109 148L107 147L108 142H107L106 145H105ZM123 144L126 145V147H128L127 144H126V142L124 143V141H123ZM123 144H121V146H122ZM143 144H144V143H143ZM167 144H168V145H167ZM212 144H213V145H212ZM252 144H251V145H252ZM263 144H264V143H263ZM263 144L258 143L255 147L253 146V150H256V149H257L256 147L259 146V145L264 146ZM4 145H3V146H4ZM6 145H7V144H6ZM24 145H25V144H24ZM28 145H29V144H28ZM34 145H35V144H34ZM57 145H58V147H57ZM79 145H80V147L83 146V145H81V144H79ZM79 145L77 144V146H75L74 149H75L76 147H79ZM124 145H123V146H124ZM145 145H146V144H145ZM150 145H149V147H151ZM198 145H196V147H195L196 149H199V148H198ZM207 145H210V147L207 148V147H206ZM232 145H233L232 143H231V146H228V147L225 145V148L227 147V148L229 149V147H234V148H235V146H237V145H235V146H234V145L232 146ZM251 145H250V146H249V145H248V146L246 145V146H247V147H251ZM1 146H2V144H1ZM38 146H39V143H38ZM62 146H61V147H62ZM68 146H69V147H68ZM73 146L71 145V149H68V152H66V154L69 153V152H71V151H69V150H72ZM96 146H95V148H96ZM99 146H101L102 148L99 147ZM110 146H111V145H110ZM179 146H180V148H179ZM214 146H215L214 148L216 149V148H217V147H216V144H215ZM219 146H220V147H219ZM238 146H237V147H238ZM4 147H5V149H6V146H4ZM23 147H24V146H23ZM26 147H28V146H25L24 149H26ZM34 147H35L36 149L34 148V150H32V151H30V149H28L30 153L28 152L29 155H28V154H27V155H28V157L31 156V159L28 158V161H27V159L25 160V161H27V164H25L26 162H24V165H23L24 167H25V165H26V167H27V165L29 166L28 163L32 160V158H33L34 156H37V158H38V157L40 156V154H42V152L46 153V156H48V158H49V152H48V150H47L48 153L45 152L46 149H45V151H44V149H42V152H40V151H41L40 146L37 147V144H36ZM84 147H85V148L87 147V148L85 149V151L88 152V153L90 152V155H91V152H92L93 150H90V148H91L92 146H90V148L88 147V145H86V146H84ZM124 147H125V146H124ZM130 147H131V146L129 145V148H130ZM140 147H142V146H140ZM140 147H139V148H140ZM145 147H146V146L143 147V150H144ZM149 147L147 146V150H145L146 152H147L148 150H150ZM155 147H157V146H155ZM186 147H185V149L188 148V147H187V148H186ZM237 147H236V148H237ZM247 147H246V148H247ZM38 148H39L40 151L38 150ZM43 148H44V147H43ZM82 148H83V147H82ZM82 148H79L78 150H75V152H73V153L75 154V153L79 152V150H81L80 153L82 152L83 154H81L80 156L82 157V156L85 154V156L87 157L88 153H86V152L84 153V151H82V150H84V148H83V149H82ZM92 148H94V147H92ZM113 148H114V147H113ZM131 148H132V147H131ZM189 148H188V149H189ZM214 148H211L210 150H209V149L207 150V152H208V151L210 152V153L208 152V154L211 155V157H212V158H211V157L208 156V157H209V158H207L208 160H209V159L212 160V159L214 158V156L216 157V155L213 153V151L215 152ZM225 148H224L223 150H224V152H225L226 154H228V153L226 152L228 149L225 150ZM234 148H230L231 150H230V149L228 150V151H229V154H230V152H231ZM240 148L238 147L239 150L236 149L238 152L236 151L235 154H238L239 152L241 153ZM251 148H252V147H251ZM251 148H248V149L251 150ZM254 148H256V149H254ZM259 148H260V146H259ZM3 149H4V148H3ZM3 149H2V150L0 149V151H2V152H0V153H1V155H0L1 158H0V159H3V158H2V154L5 155V154L8 152V151H6L7 149H6V150L4 149V150L6 151V153H3ZM15 149H17V148H15ZM18 149H20V151H21V148H18ZM24 149H22V151H21V153L23 152V154H24V155L22 154V155H23L22 158H21L22 155L18 154V156L21 158L20 161H21L23 158H24V159L26 158L25 155H26V153H27V152H26L27 149H26V151H24ZM52 149H51V150H52ZM87 149H89V150H87ZM98 149L96 148L95 150H97V152H98V151L100 152V150H98ZM185 149H184V150H185ZM191 149L193 150V148H190L189 150H187L188 152L185 151V152H186L185 154L189 153V151H190ZM201 149H199V150H201ZM261 149H262V148H261ZM263 149H264V148H263ZM263 149H262V150H263ZM35 150H38V152L35 151ZM95 150H94V151H95ZM151 150H153V149L151 148ZM151 150H150L149 152H151ZM192 150L190 151V153L192 152ZM212 150H213V151H212ZM219 150H220V152H219V153H220V154H219L220 156L217 155V157L214 158V162H213V163L210 162V161H209V162H210V163H209L208 160H205V161H204L205 163H206V161H207V163H208V164L206 165V168H207L208 165H209L208 167H210L212 164L214 165V164H215V161L218 160L219 157H222V155H223V157H225V158H226V156H227L228 158H230L229 155H226V154L223 153V150H222L221 148H220V149H217V150H216L217 152H215V153L218 154V151H219ZM221 150H222V152H221ZM242 150H243V149H242ZM244 150H245V149H244ZM244 150H243V151H244ZM258 150H259V149H258ZM258 150H257V151H258ZM14 151H15V150H14ZM17 151H18V153H20L19 150H17ZM33 151H35V152H33ZM52 151H53L54 153H58L57 151L55 152L54 149H53ZM76 151H77V152H76ZM113 151H114V150H113ZM113 151L111 150V152H112V156H111V157H112V160H114L113 158H116V156H117V155H116V156L114 155L115 153H114ZM156 151H157V150H155L154 153H156ZM162 151H163V150H162ZM176 151H177V150H176ZM176 151H175V152H176ZM196 151H198V150H196ZM234 151H235V150H234ZM234 151L231 152L230 156H232V153L234 154ZM246 151L248 152L249 150H246ZM246 151L244 152L245 155L248 154ZM251 151H252V150H251ZM12 152H13V151H12ZM24 152H25V153H24ZM31 152H32V153H35V154L31 155ZM36 152L38 153V155H36V154H37ZM39 152H40V153H39ZM50 152H51V151H50ZM146 152H145L144 154H149V153H146ZM165 152L167 153V150H166ZM182 152H184V151H182ZM194 152H195V151L192 152L194 155H193V154H190V156H191V155L194 156L193 159L196 158V157L198 156V154H196V153H194ZM201 152H202V150H201L199 153H201ZM254 152H256V151H253V153H254ZM258 152H259V151H258ZM260 152H261V150H260ZM260 152H259V153H260ZM14 153H15V152H14ZM95 153H96V151H95ZM104 153H105V154H104ZM120 153H121V152H120ZM125 153H126V151H125ZM133 153H134V152H133ZM135 153H136V152H135ZM154 153H152V154H154ZM158 153H159V152H158ZM162 153L164 154V152H162ZM162 153H160V154H162ZM178 153H180L179 150H178ZM211 153H212V154H211ZM240 153H239V156H238V158H237V163H238V164H239L238 159H239V157L241 156ZM244 153H243V154H244ZM249 153H250V151H249ZM256 153H257V152H256ZM256 153H255L254 156L257 155ZM259 153H258V154H259ZM47 154H48V155H47ZM50 154H52V153H50ZM77 154H79V153H77ZM86 154H87V155H86ZM160 154H159V155H160ZM168 154H169V153H168ZM168 154H167V155H168ZM180 154H181L182 157H183V154H182V153H180ZM180 154H179V155H180ZM202 154H203V153H202ZM213 154H214V156H212ZM221 154H222V155H221ZM235 154H234V155H235ZM243 154H242V155H243ZM261 154H262V153H261ZM261 154H259L258 156H260ZM7 155H9V153H8ZM10 155H11V154H10ZM56 155H57V160H58V157H59V158H60V157H64V156H58V154H56ZM56 155H54V158H55ZM67 155H68V154H67ZM75 155H76V154H75ZM132 155H133V154H132ZM150 155H151V154H150ZM167 155H166L164 158H163L162 155H161L162 160H163V159H166V160H167V158H168ZM177 155H178V154H177ZM181 155H180V157H181ZM195 155H196V157H195ZM234 155H233V156H234ZM245 155H243L244 158H245ZM252 155H253V154H252ZM263 155H264V154H263ZM16 156H17V155H16ZM32 156H33V157H32ZM46 156H45V157H46ZM119 156L121 157L122 155H119ZM143 156H144V155H143ZM175 156H176V155H175ZM190 156H189V157H190ZM205 156H206V155H202V159H201V160H203V158H204ZM233 156H232V157H233ZM247 156H248V155H247ZM249 156H250V155H249ZM249 156L247 157L248 159H247V158H245V159L249 160V159H250ZM258 156H257V158H256V157H255V158H256L257 161H260V160H258V159H259ZM261 156H262V155H261ZM9 157H10V156H9ZM11 157H12V156H11ZM42 157H43V156H42ZM67 157H68V156H67ZM86 157H85V158H86ZM135 157H136V156H135ZM153 157H154V155H153ZM153 157H151V158H152V161L154 162V161L156 160V159H155L156 154H155V157H154V158H153ZM157 157H160V156H157ZM166 157H167V158H166ZM180 157H179V158H180ZM186 157H188V156H186ZM206 157H207V156H206ZM223 157L219 159V161H220V163H221L222 165H223V162H224V161H223V159H224ZM236 157H237V156H236ZM236 157H235V159H232V158H231V159H232V160H235V162H236ZM250 157L253 158V161L255 160L253 156H250ZM7 158H8V156H7ZM16 158H17V157H16ZM16 158L14 159V157H13L14 160H16ZM54 158L51 157V161H50V162H53V163H54V166H55V162H56V167L52 168V166H53L52 163L50 164V165H52V166H50V165H49V166L51 167L52 172H53V171H54V172H55V171L57 172L58 175H56V173H55V177H56V176H59V173H58L57 170H58V169H59V170H61V169L63 170V169H64V166H65V165L63 164V162H65L66 165H67V164H68L70 161H72V159H74L75 157H73L70 161H69L66 157H64L65 160H64L63 158H60V159H59L60 162H61V159H62V161H63V162H61L62 165H64L63 168H62V166H57V165H61V164H58V163H60V162H58L59 160H58V161H57V160L54 161ZM68 158H70V155H69ZM76 158H77V157H76ZM78 158H79V160L81 161V159H82L83 157L80 159V157L78 156ZM85 158H84V160H85ZM101 158H102V160H100ZM106 158H107V159H106ZM129 158H132V157L129 156ZM137 158H138V157H137ZM137 158H136V159H137ZM148 158H149V157H148ZM170 158H171V157H170ZM197 158H199V156H198ZM217 158H218V159H217ZM228 158H226V160H228ZM233 158H234V157H233ZM241 158H242V157H241ZM241 158H240V159H241ZM263 158H264V157H263ZM4 159H5V158H4ZM24 159H23V160H24ZM40 159H42V158H40ZM40 159H39V160H40ZM49 159H50V158H49ZM52 159H53V161H52ZM104 159H105V160H104ZM118 159L120 160L119 157H118ZM122 159H123V157H122ZM180 159H181V158H180ZM183 159H186V158L183 157ZM183 159L181 160V161H183L182 164H183L184 162H186V160H183ZM191 159H192V157H191ZM191 159H190V160H191ZM204 159H206V158H204ZM240 159H239V160H240ZM242 159H243V158H242ZM6 160H7V159H6ZM8 160H9L10 162H12V161L10 160V158H9ZM36 160H37V159H35V161H36ZM42 160H43V161H42V163H43L46 159H45V160L42 159ZM66 160H68L69 162L67 163ZM74 160H75V161L72 162V163H74V164H75V163L78 164V163L80 162V161L77 160V159H74ZM84 160H83V161H84ZM97 160H95L94 162H97ZM112 160H111V161H112ZM130 160H131V159H130ZM141 160H142V159H141ZM146 160H147V159H146ZM168 160H169V159H168ZM176 160H177V158H176ZM196 160H200V159H196ZM0 161L2 162V160H0ZM9 161L7 162L8 165H10V164H9ZM16 161H17V160H16ZM16 161H15V162H16ZM47 161H48V160H47ZM76 161H77V162H76ZM78 161H79V162H78ZM121 161H123V160H121ZM121 161H120V162H121ZM138 161H139V160H138ZM143 161H144V158H143ZM143 161H141V162H142V163H145V162H146V161H145V162H143ZM152 161H150V158L147 160V162H149V163H151ZM163 161H164V160H163ZM177 161H179V160H177ZM181 161H180V162H181ZM219 161H218V163H219ZM221 161H222V162H221ZM228 161H229V160H228ZM228 161H226V162L228 163ZM240 161L244 162V160H240ZM251 161H252V159H251ZM253 161H252V162H253ZM263 161H264V160H263ZM3 162H4V161H3ZM57 162H58V163H57ZM84 162H85V161H84ZM92 162H93V161H92ZM112 162H113V163L110 162V164L113 165V164L116 162V160H114V161H112ZM117 162H118V161H117ZM130 162H131V161H130ZM147 162H146V163H147ZM166 162H167V161H166ZM166 162H164V163H166ZM170 162H171V161H170ZM200 162H202V161L196 162L195 159H194L193 163L191 162V164H188V163H189V162H188L187 164H188L189 166L192 165L191 167H189V170H191V172H192L193 169H191V168L196 167L195 165H196L197 163H198L197 165L200 166V165H199ZM229 162H230V161H229ZM231 162H232V161H231ZM231 162L228 163V164H224L223 166L225 167V165H226V167L228 166V168H230L229 165L231 164ZM245 162L247 163V161H245ZM245 162H244V163H245ZM252 162H251V163H252ZM12 163H13V162H12ZM17 163H18V164H22V162H21V163L17 162ZM31 163H32V162H31ZM33 163H34V162H33ZM33 163H32V164H33ZM40 163H41V162H40ZM40 163H39V165H40ZM80 163L82 164V162H80ZM107 163H108V164H107ZM138 163H139V162H138ZM142 163H141V164H142ZM154 163H155V162H154ZM154 163L152 164V166L155 165L154 168L157 167V164H158V166L161 165V168H164V166L167 167L166 165L163 166V164H164L163 162H160V165H159V162H158L157 164H156V163L154 164ZM172 163L174 164V163H176V162H175V161H174V162L172 161ZM202 163H203V162H202ZM237 163H233V165H234V164H237ZM244 163L239 164V165H241L242 168H243V166H244L243 164H244ZM246 163H245L244 168H245L246 165L248 164V163H247V164H246ZM251 163H249V164H251ZM1 164H2V163H1ZM3 164L6 165L5 162H4ZM3 164H2V165H3ZM87 164H88V163H87ZM87 164H86V165H87ZM90 164H91V163H90ZM110 164H109V171H111V169H113V171H112L113 173H112V174L114 175V174L116 173V172L114 173V171H116V170L114 169L115 167H114V165L112 166V165H110ZM116 164H118V163H116ZM168 164H169V162H168ZM168 164H167V165H168ZM173 164H172L171 167H174V169H175L176 164H174L175 166H173ZM182 164H179L181 167H180L179 165H177V167H176L177 170H179V168H180V170H182V171L184 170V171H185V169H181L182 167L185 166V164H184V166H182ZM221 164H219V165H221ZM238 164H237V166L235 165V166L238 167V168L233 167L232 165H231V166L233 167V169L236 168V170H238V169L241 168V167L239 168V165H238ZM254 164H256V167L254 168V166H253V170H255V169L257 168V163H256V161H255ZM5 165H4V167H7V166H8V165H7V166H5ZM11 165H12V164H11ZM15 165H16V163H15ZM30 165H31V164H30ZM35 165H36V164H33L31 167L33 168V167H35ZM78 165H79V164H78ZM78 165H77V166H78ZM97 165H96V164L94 165V163H93V166H95L96 169H98V168H97ZM106 165L104 166V168H105V167H106V168L108 167V166H106ZM130 165H131V164H130ZM134 165H135V163H134ZM170 165H171V164H170ZM188 165H187V166H188ZM193 165H194V166H193ZM36 166H37V165H36ZM80 166H81V165H80ZM82 166L85 167V164H83ZM89 166H90V165H88L86 168H88ZM91 166H92V165H91ZM111 166H112L113 168H110ZM115 166H116V165H115ZM136 166H138V165L136 164ZM139 166H141V165L139 164ZM139 166H138V167H139ZM147 166H148V167H149V166L152 167L151 164H150V165L148 164ZM162 166H163V167H162ZM178 166H179V168H178ZM198 166H197V167H198ZM215 166H218V165H217V161H216V164L214 165V168H219V169H215V170L213 171V173L216 172V175H218V173H217L216 170H220L222 167H221V166H220V167H215ZM249 166H250V168H251V165H249ZM262 166H263V163H262ZM0 167H1V165H0ZM31 167L29 166L28 169H32ZM59 167H60V168H59ZM67 167H68V169H69V168H70V169H73V168H71L72 166H70V167L67 166ZM67 167L65 168L64 171H68V170H67ZM95 167H92V170H93L94 173L97 172L96 169H95V170L93 169V168H95ZM102 167H103V166H102ZM127 167H128V166H127ZM129 167H130V166H129ZM141 167L143 168L144 171H143L142 169H140ZM141 167L138 168V169L135 168V167L133 168V169H135V171L137 170V172H138V170L140 169V172L138 173L139 175H138V174H135V176L138 175V176H136V177H140V178H141L142 176H145V175H146V176H145L146 178H147L148 176H150V177H148V179L151 178V179H154V180H155V176H154V175L157 174L156 172H155V174H152L154 171H152V172H148L147 174H145V172H147L150 168L147 170V169H146V168H147V167H146V164H144V167H143V165H142ZM201 167H203V169L205 168V167H204V163H203V166H201ZM212 167H213V166H211L210 168L212 169ZM224 167H223V168H224ZM258 167H259V166H258ZM2 168H3V167H2ZM7 168H8V167H7ZM7 168H6L5 170H8ZM12 168H13V167H12ZM16 168H17V167H16ZM35 168H36V167H35ZM48 168H49V167H47V170H48V172H50V171H49L50 169H48ZM56 168H58V169H56ZM76 168H78V167H76ZM123 168H124V167H123ZM125 168H126V167H125ZM131 168H132V167H131ZM152 168H153V167H152ZM158 168H159V167H157V169H158ZM167 168H169V166H168ZM184 168H187V167H184ZM206 168H205V169H206ZM223 168H222L221 171L219 172V175H220V173L222 172L221 175H222V176H226V175H223V174H225V172L223 171ZM263 168H264V166H263ZM13 169H14V168H13ZM22 169L24 170V168H21V170H20L21 172H19V169H18V171L16 170V172H19L20 175H22L21 173H23V172H25V171H27V172L29 171V170H25V171H23ZM25 169H27V168H25ZM53 169H56V170H53ZM78 169H80V167H79ZM78 169H77V172H78ZM81 169H82V168H81ZM107 169H108V168H107ZM120 169H121V168H120ZM145 169H146V171H145ZM187 169H188V168H187ZM187 169H186V171H188ZM197 169H198L197 172H201V171L203 170V169H202V170L199 169V167H198ZM208 169H209V168H207V170H208ZM37 170H39V169L37 168ZM44 170H46V169H44ZM44 170H43V171H44ZM47 170L44 171V172L42 171V174L44 175V173H45L46 176H47V179L51 181V178H50V177H54V176H52L53 173L51 172L52 174H51V173L49 174V173L47 172ZM73 170H74V169H73ZM83 170H85V168H83ZM83 170H80L79 173H80V174H81V173H87V174H84V176H85V175H88V174H89V176H91V177L94 176L93 178L96 179V180H95L96 182H95L94 180H93V181L96 183L97 186L99 185L98 188H101V189H102V188H105V187H106L105 189H107V188L109 187V186L107 187V185H108V183H110V181H109V179H108L107 176H105V178L107 177L106 180L108 179L107 181H109V182H107V183L104 184L105 181H104V182L101 181V182H103V184H102V183L100 184V182H99L98 180H101L102 176H104V175H102V176L100 177V175H101L102 173H101V174L98 173V175H97L98 177H97L96 175H94L93 172H92V175H91L90 173H88V172L90 171L89 169H88L87 172H85L86 170L83 172ZM98 170H99V169H98ZM117 170H118V169H117ZM121 170H122V169H121ZM153 170H154V169H153ZM177 170L175 169L174 173H175ZM180 170L178 171V173L176 172L175 174H173V173H172L173 171H171V173H172L173 175H172L170 172L166 173L167 171H166V172H165V171H162V172H163L162 174H164V172H165V175H164V176H165V179H166V176H167V179H168V176H170V175L173 177V178H172V177L170 176L169 179H168L167 181H166V180L164 181V180H163L164 178L162 179V177L160 176V175H161V174H160V173H161V172H160L161 170L159 169V172H158V173H159L160 175H157L156 178L158 179V176H159V178L162 179V180H161V179H158L159 182H163V181H164L163 183L165 184V183H170V182H168V181H170L171 179L175 180L174 178L176 177V176H175L176 174H177V177H176V178H178V177L181 178V177H183L185 174L191 173V172H189V171L186 173V171H185V172H184V171L182 172V171H180ZM195 170H196V168L194 169V171H195ZM200 170H201V171H200ZM212 170H213V169H212ZM226 170H227V169H226ZM240 170H241V169H240ZM9 171H10V170H9ZM95 171H96V172H95ZM131 171H132V173H133V170H132V169H131ZM131 171H130V172H131ZM142 171L144 172L143 174H145V175H143V174L141 175V172H142ZM194 171H193L192 173H194ZM205 171H206V170H205ZM234 171H235V170H234ZM247 171H248V174H249V171H251V169L249 170V167H248V168H247ZM13 172H14V171H13ZM13 172H12V174H11V177H12V175H15ZM16 172H15V173H16ZM34 172H35V171H34ZM46 172L48 173V175H50V177L47 175ZM61 172H62V171H61ZM61 172H60V173H61ZM72 172H73L74 174L76 173V171H75V172L72 171ZM119 172H120V170H119ZM119 172H118V173H119ZM128 172H129V171H128ZM128 172H127V173H128ZM130 172L128 173L127 178H129V174H130ZM137 172H134V173H137ZM179 172H181L182 174L184 173V174H183V175L181 174V175H182V176H181V175L179 174ZM206 172H207V171H206ZM228 172H229V171H228ZM231 172H232V169L230 168V173H231ZM235 172H236V173L238 172L236 175H238V174L240 175L242 172H244V174H241V175H243L241 178H244V176L247 174V172H246L245 169H244V171H243V169H242L241 171L238 170V171H235ZM239 172H240V173H239ZM10 173H11V172H10ZM19 173H17V174L15 175V177H16V179L18 178L17 180H19V179L22 178L21 180H19V182H21V183L25 181V180L23 179L24 177H25V178L27 177L26 179H28V178L30 179V177L32 176V175H29V174H27V175L30 176V177H28L27 175L25 176V173H24V174H23L24 176L21 177L20 175H18ZM28 173H29V172H28ZM30 173H31V172H30ZM32 173H33V171H32ZM32 173H31V174H32ZM62 173H63V172H62ZM64 173H65V174H66V173H69L68 177L71 176V170H70V172H64ZM64 173L61 174L62 176H60V178H62L63 180L66 179V177H67V176H65ZM79 173H78L77 176H79V177L82 179V177H84V176L81 174V176H82V177H81V176L79 175ZM109 173H110V172H109ZM118 173H116L115 175H117ZM149 173H150L152 176H151V175H148ZM192 173L190 174V175L192 176V178H191V176H188V175H187V176L190 177V180L193 179V180H191V181L194 182L196 186H195V185H194L195 187L193 186L194 183H192V186L196 189V187H197L198 185L196 184V181H197V180H195V179H198V178H195V177H197V176H199V175H203L202 173H204V172L202 171V173H200V174L198 173L199 175H197V173H194V176L192 175ZM208 173H210V169H209ZM208 173H204V174L206 175V174H208ZM211 173H212V172H211ZM213 173H212V174H213ZM230 173H229V174H230ZM232 173H233V172H232ZM250 173H251V172H250ZM258 173H259V172H258ZM262 173L264 174V171H263ZM262 173H261V174H262ZM3 174H5V173H2L1 175H3ZM39 174H40V173H39ZM112 174H111V175H112ZM166 174H168V175H166ZM195 174H196L197 176H196ZM248 174H247V175H248ZM253 174L255 175L254 171H253ZM263 174H262V175H263ZM5 175H6V174H5ZM5 175H3V176H5ZM34 175H36V173H33V176H34ZM43 175H41V176L38 175V178H36V177H37V175H36V177L34 176V177L36 178V180H35L34 177H33V179H31V181H32L33 183H34V181H37V182H38V180H39V176H40V178H43V177L45 176V175H44V176H43ZM63 175L65 176V178L63 177ZM66 175H67V174H66ZM130 175H131V174H130ZM140 175H141V176H140ZM179 175H180V176H179ZM208 175H209V174H208ZM208 175H206V176H204V177H199V178H201V181L203 182L204 179L202 180V178H207ZM210 175H211V174H210ZM210 175H209V176H210ZM227 175H228V174H227ZM230 175H231V174H230ZM254 175H252V176L254 177ZM258 175H260V173H259ZM258 175H257V172H256V175H255L256 178H257ZM3 176H1V177H3ZM17 176H19V177H17ZM42 176H43V177H42ZM73 176H75V178H74ZM77 176L72 174V178H73V179H76ZM108 176L111 177L110 174H109ZM164 176H163V177H164ZM248 176L250 177V175H248ZM248 176H245V177H247V179H248V178H249ZM260 176H261V175H260ZM263 176H264V175H263ZM1 177H0V178H1ZM5 177H6V179H7V176H5ZM15 177H14V178H15ZM68 177H67V178H68ZM79 177H78V178H79ZM85 177H88V176H85ZM85 177H84V179H85V181H84L85 184L87 183L88 180L93 179V178H91V177H90V178L88 177V178H87V181H86V178H85ZM96 177H97V178H96ZM130 177H131V176H130ZM136 177H135V178H136ZM153 177H154V178H153ZM193 177H194V178H193ZM210 177H211L212 181L215 179V178H214V179L212 178L213 175L210 176ZM230 177H231V176H230ZM239 177H240V176L235 177L236 180L240 179ZM253 177H252V178H253ZM49 178H50V179H49ZM60 178H59V183L61 184L60 181H62V180H61ZM98 178H100V179H98ZM113 178H114V176H113ZM113 178H112V180H113ZM124 178H125V177H124ZM127 178H125V181H122L121 183H124V182L126 183V179H127ZM135 178L131 179V180H132L131 184L134 183V182L136 181ZM218 178H219V177H218ZM232 178H233V177H232ZM237 178H238V179H237ZM252 178H250V179L252 180ZM258 178H259V176H258ZM6 179H5V180L2 179V182L5 183V182H6ZM37 179H38V180H37ZM44 179H46V178H44ZM44 179H43V180L40 179V180H42V181H41L40 183L38 182L39 185H41L42 182H45V181H46V180H44ZM56 179L58 180V178H55V180H56ZM70 179H71V178H70ZM70 179L68 178V179H66V180H70ZM141 179H142V178H141ZM178 179H179V178H178ZM187 179H188V178H187ZM187 179H186V181H187ZM208 179H209V177H208ZM208 179H207V181L211 180V179H209V180H208ZM226 179H228V178H226ZM244 179H245V178H244ZM244 179H243V180H244ZM254 179H255V177H254ZM3 180H4V181H3ZM14 180H15V179H14ZM17 180H16V181H17ZM33 180H34V181H33ZM40 180H39V181H40ZM48 180H47V181H48ZM52 180H54V179H52ZM102 180H104V179H102ZM112 180H111V182H112ZM179 180H180V179H179ZM198 180H200V179H198ZM223 180H225V179H223ZM229 180H230V179H229ZM233 180H234V179H233ZM251 180H250V181H251ZM256 180H257V179H256ZM258 180H259V179H258ZM0 181H1V179H0ZM26 181H28V182H26ZM26 181H25L24 183H29V180H26ZM50 181H49V182H50ZM77 181H80V179H77ZM77 181H76V180H75V181L73 180L72 182H74L76 185H78L80 182H81V183H80L81 185H82V183H84V182H82V181H80V182H77ZM133 181H134V182H133ZM175 181L177 182V179H176ZM183 181H184V180H183ZM191 181H190V182H191ZM201 181H198L197 183H199V184L201 185V184H202ZM216 181H218V180H216ZM216 181H214V183H215ZM230 181H231V180H230ZM244 181H245V180H244ZM244 181H243V182H244ZM248 181H249V180H247L246 183H247ZM259 181H260V180H259ZM7 182H8V181H7ZM37 182H35V184H36ZM65 182H69V181H65ZM65 182H62V183H63V185H64V187H65V189H66L69 185H68V183H67L66 186H65V184H64ZM91 182H92V180H91ZM94 182H92V183H93V184H92V183H90V181H89L88 183H90L91 186H90V187H87V188L84 187V188L87 190V194H89V196H90V193H88V191H89L88 188H91V189H92V190H91V193H92V192H93V189H94V188H93L94 186L92 187V185H95ZM98 182H99V184H97ZM127 182L130 184V180H129V179H127ZM137 182H138V181H137ZM137 182H135L134 184H136ZM140 182H141V181H140ZM173 182H174V181H171V183H173ZM209 182H210V181H209ZM209 182H207V183H203V185H205V187H204L205 189H207V187L210 186L211 183L208 184ZM224 182H226V181H224ZM234 182H235V181H234ZM240 182H241L242 185H243L242 180H241ZM240 182H239V184L241 185ZM59 183H58V184H59ZM69 183H70V182H69ZM121 183L119 184V187H118L119 190H117V191H120V189H121L120 186H124V187L127 188L128 183H126V185H125V183H124V185H122ZM142 183H143V182H142ZM142 183H139V182H138V185L136 184L137 187H138L139 185H141ZM152 183H154V182H152ZM155 183H157L156 180H155ZM163 183H162V184H163ZM220 183H222V182L220 181ZM226 183H227V182H226ZM226 183H225V184L223 183V184L226 185ZM228 183H229V182H228ZM232 183H233V182H232ZM246 183H245V185H246L247 187H248L249 185L252 186L251 183H250L249 185H248L249 182H248L247 184H246ZM5 184H6V183H5ZM13 184H14V182H13ZM15 184H16V183H15ZM30 184H31V182H30ZM72 184H73V183H72ZM110 184H111V183H110ZM131 184L128 185L129 188H130V190L132 189V188H131V187H132ZM150 184H151V183H150ZM150 184L147 185V186H149V188H150ZM162 184H158V185H157V184H154V185H155L157 188H158V187L160 188V185H161V187H162ZM174 184H175V182L173 183V185H174ZM179 184H180V183H179V181H178V184L176 183V185L179 186ZM207 184H208V186H207ZM218 184H219V182H218ZM237 184H238V181H237ZM237 184L234 186L235 188H236ZM261 184H264V181H262V183H260V184L258 183L257 186H254L255 188H253V187H249L250 189H251V188L254 189V190H251L252 192L254 191L253 193H251V195H252V194H253V195H254V194L256 195L255 192L258 191V190H257V189L259 188L258 185L260 186ZM1 185H2V184H1ZM1 185H0V186H1ZM3 185H4V184H3ZM16 185H18V184H16ZM39 185H35V186H34V185L31 184V186H30V187H32V188H30L31 190H29V187L25 186V187H27V188H25L24 191L27 189L28 192L30 191V194H31V193H34L35 191L39 190V193H40L41 190H40V189H37V186H39ZM43 185H47V184H42V185L40 186V188H41ZM54 185H57V183H55ZM67 185H68V186H67ZM81 185H80V186L78 185L79 187L76 186V187H78L79 189H76V188H75V189H76V193H75V195H79L80 192H83L82 190H83L84 188H82V187L84 186V184H83L82 186H81ZM100 185H101V186H102V185H105V186H104V187H103V186L101 187ZM136 185H135V186H136ZM145 185H146V184H145ZM173 185L171 186L172 189L175 187L176 190H178V189H177V186H175V185L173 186ZM186 185H187V184H185V182H184V186H186ZM227 185L230 187V184H227ZM5 186H7V185H5ZM5 186L3 187L4 192H6L5 189L7 190V188H6ZM23 186H24V184L22 183V189H23ZM28 186H29V185H28ZM60 186H62V185H59V188H60V189H58V190H57V189H56V190L53 189V191H54V190L56 191L55 193H57V194H56L57 197H58V195L60 196V193H61V192L65 191V190H61V189H64V188H63V186H62V187H60ZM74 186H75V185H74ZM85 186H87V184H86ZM88 186H89V184H88ZM155 186H154V187H155ZM181 186H183V185H181ZM187 186H189V189H190V190H188V187H187ZM187 186H186V192H187V190H188V191H191V189H192V191L195 190V189L193 190V187H191V183H190V185H189V183H188ZM201 186H202V185H201ZM206 186H207V187H206ZM212 186H213V182H212ZM231 186H233V185H231ZM243 186H244V185H243ZM243 186H242V187H243ZM261 186H262V185H261ZM261 186H260V187H261ZM7 187L9 188V189L7 190L8 193H9V191H10V187H9V185H8ZM12 187H13V186H12ZM14 187H15V186H14ZM17 187H19V186H17ZM17 187H16V188H17ZM34 187H36V188H34ZM45 187L47 188V186H45ZM55 187H58V185L55 186ZM70 187H71V185H70ZM70 187H68V188H70ZM80 187H81V188H80ZM95 187H96V186H95ZM124 187H123L121 190H123V191H127L126 188H125V190H124ZM139 187H140V186H139ZM142 187H143L145 190H144ZM145 187H146V186H145ZM145 187H144V186H141L142 189H141L139 192H141L142 190L146 191V189L148 190V188H147V187L145 188ZM154 187H152L153 189L151 188L152 191H153V190H154V191H156V190L158 191V189H156V187H155V189H154ZM171 187H169V188L171 189ZM179 187H180V186H179ZM219 187H220V189H218V193H217V194L220 193L219 191H221V188H222V189L224 188L225 190H226V188H227V187L225 188V187H223V186H219ZM219 187H218V188H219ZM237 187H238V186H237ZM256 187H258V188H256ZM38 188H39V187H38ZM68 188L66 189V191L68 190ZM72 188H73V186H72ZM98 188H97V189H98ZM129 188H127V189H129ZM133 188H134V191H135L136 188H135V187H133ZM175 188H174V189H175ZM198 188H200V186H198ZM198 188L196 189V191H195L194 193H197ZM202 188H203V187H202ZM202 188L199 190V192H200L201 190H202V192H205V189L203 188V189H204V191H203ZM231 188H232V187H231ZM238 188H239V187H238ZM240 188H241V186H240ZM244 188H245V187H244ZM261 188H262V187H261ZM32 189H35V191L33 192ZM36 189H37V190H36ZM41 189H42V191H44V187L41 188ZM51 189H52V188H51ZM81 189H82V190H81ZM85 189H84V191H86ZM97 189H94V192H96L95 190H97ZM138 189H139V188H137V190H138ZM151 189H150V190H151ZM179 189H180V188H179ZM181 189H182V187H181ZM229 189H230V188H229ZM236 189H237V188H236ZM246 189H247V188H246ZM246 189H244V190H246ZM262 189H264V185H263V188H262ZM1 190H2V187H1V189H0V193L2 192ZM15 190H16V189H15ZM70 190H72V189H70ZM77 190H81V191L78 193ZM98 190H99V189H98ZM130 190H129V191H130ZM150 190H148V191H150ZM182 190H183V189H182ZM207 190H208V189H207ZM207 190H206V191H207ZM231 190H233V189H231ZM12 191H14V190L12 189ZM17 191H18V190H17ZM31 191H32V192H31ZM57 191H58V192H57ZM66 191H65V192H66ZM68 191H69V190H68ZM101 191H102V190H101ZM104 191H105V190H104ZM107 191H108V190H107ZM159 191H160V189H159ZM162 191H163V190H162ZM164 191H165V190H164ZM164 191H163V192H164ZM166 191H167V190H166ZM171 191H172V190H171ZM173 191H175V190H173ZM215 191H217V190H215ZM262 191H263V193H264V190H262ZM262 191L260 190V194H261ZM4 192H3V193H4ZM59 192H60V193H59ZM65 192H63V195L65 194ZM97 192H98V191H97ZM99 192H100V191H99ZM121 192H122V191H121ZM208 192L210 193V190H209ZM247 192H248V191H247ZM53 193H54V192H53ZM55 193H54V196L52 195L53 197H51V195L46 196L47 198H48V197H51L50 199H52V200L55 201V202H53V201L51 200V201H52L51 203H52V204L54 203V206H52V207H51V206H50V207L47 206V207H49V210H48V208H46L45 204H42V206L44 205V207L47 209V211H45L46 209H45L44 207L41 206V207L44 209V212H46V213H47L48 211H50V209H51V212H50L51 215H52L53 213L56 212V208H58V207L61 208V205H63L65 202H66V204L68 203L69 206H70V201L68 202L67 200L62 204V199H66V198H62V197H63L62 195H61L62 197H59L61 201L58 200L59 203H58V201H57L58 205H56V204H57V203H56L57 197H56ZM58 193H59V194H58ZM100 193H101V192H100ZM122 193H124V192H122ZM175 193H176V192H175ZM191 193L193 194V192H191ZM191 193H190V195H192ZM205 193H206V192H205ZM233 193H234V191H233ZM239 193H240V192H239ZM10 194H11L10 196H13V195H12L13 193H10ZM15 194L17 195V193H15ZM34 194L37 196L38 192H37V194H36V192H35ZM40 194L42 195V193H40ZM40 194H39V195H40ZM82 194H83V193H82ZM82 194L80 193V195H82ZM87 194H86V195H87ZM95 194H96V193H95ZM102 194H103V193H102ZM102 194H100V195H102ZM118 194H119V193H118ZM186 194H187V193H186ZM217 194H216V195H217ZM223 194H224V193H223ZM223 194L221 193L220 196H216V195H214L216 198H217V197H220V198H218V199H215V197H214V199H215V200H218V201H220V200H221V201H225V200H226V199H225L226 197H224ZM228 194H229V193H228ZM228 194H227V195H228ZM260 194L258 193V195H256V197L259 196L260 199H259V197L256 198L255 195H254V198H255V199H259V200H261V198H262V201L258 202V200H257V203H258V204H259V203H262V204L264 205V202H263V201H264V200H263V199H264V198H263L264 195L261 194V195H262V196H261ZM16 195H15V196H16ZM35 195H33V194L30 195V196L32 197V198H31V197H30V198L33 199V201H34V198H33V197H34ZM39 195H38V197H39ZM45 195H46V194H45ZM66 195H68V194H66ZM75 195H74V197H75ZM98 195H99V194H98ZM121 195H122V194H121ZM126 195H127V194H126ZM147 195H148V194H147ZM149 195H150V194H149ZM174 195H175V194H174ZM183 195H184V193H183ZM187 195H189V192H188ZM8 196H9V195H8ZM42 196L44 197V194H43ZM83 196H84V197H83ZM89 196L82 195L83 198H86V197H89ZM103 196H104V195H103ZM144 196H145V195H144ZM160 196H161V195H160ZM194 196H196V195H194ZM225 196H226V195H225ZM228 196L230 197V195H228ZM232 196H233V195H231V197H232ZM234 196H235V195H234ZM234 196H233V198H234ZM54 197H56V199H55ZM69 197H71V196H69ZM82 197H81V199L83 200ZM118 197H119V196H118ZM124 197H125V196H124ZM128 197H129V196H128ZM128 197H127V199H128ZM131 197H132V196H131ZM142 197H143V196H142ZM142 197H141V198H142ZM172 197H173V196H172ZM246 197H248L249 199H251V198L249 197V195H248V196L246 195ZM252 197H253V196H252ZM3 198H4V197H3ZM12 198H13V197H12ZM47 198H46V199H47ZM53 198H54V199H53ZM72 198H73V197H72ZM99 198H102V197H99ZM122 198H123V197H122ZM122 198H119V199L121 200ZM203 198H204V197H203ZM241 198H242V196H241ZM248 198H247V199H248ZM254 198H253V199H254ZM39 199H40V198H39ZM67 199H68V198H67ZM86 199H88V198H86ZM91 199H92V198H91ZM127 199L125 198V200H127ZM131 199H132V198H131ZM157 199H158V197H157ZM159 199H160V198H159ZM163 199H164V198H163ZM169 199H170V197H169ZM180 199H181V198H180ZM187 199H188L189 202H188V201H186V202H188V203L184 202V200H187ZM187 199H186V198H185V199L183 198V200H182L183 203H182V201H180V202H181V203H180V207L183 206V204L185 205V203H186V205H185L186 207H187V204H190V202H191V201H190L191 197H190V198L187 197ZM194 199H195V200H194ZM199 199H200V201H198L199 203L201 202V200H204V199H202L201 197H197V196H196V197H193V201H192L193 203H192V205H191L190 207L192 208V206H194V205H193L194 202H197L196 200H199ZM223 199H225V200H223ZM234 199H236V197H235ZM234 199H233V200H234ZM249 199H248V200H249ZM255 199H254V201L252 200V202H250L251 205H250V204H249V205H250L251 207L248 209V212H250V210L252 211L253 206L256 207V205L252 204V203H255V202H256ZM11 200H12V199H11ZM35 200H36V199H35ZM75 200H76V197H75ZM102 200H103V199H102ZM142 200H143V199H142ZM205 200L207 201L208 199H205ZM205 200H204V203L206 202ZM212 200H213V198H212ZM215 200H214V201H215ZM231 200H232V199H231ZM12 201H13V200H12ZM45 201H46V204H47V200H45ZM48 201H49V199H48ZM63 201H64V200H63ZM72 201H73V200H72ZM76 201H78V202H77L78 204L81 203L80 200H76ZM84 201H87V200H84ZM84 201H83V202H84ZM123 201H124V198H123ZM164 201H165V200H163V202H164ZM208 201L210 202L211 200H208ZM208 201H207V202H208ZM2 202H3V200H2ZM7 202H8V201H7ZM40 202H41V201H40ZM49 202H50V201H49ZM49 202H48V203H49ZM73 202L75 203V201H73ZM88 202H89V201H88ZM100 202H101V201H100ZM124 202H125V201H124ZM129 202H130V201H129ZM133 202H134V201H133ZM152 202H153V201H152ZM163 202H162V203H163ZM170 202H171V201H170ZM170 202H169V203H170ZM176 202H178V201H176ZM207 202H206V203H207ZM209 202H208V203H209ZM216 202H217V201H215V204H216ZM227 202H228V201H227ZM227 202H226V203H227ZM230 202H232L231 205L234 206V205H233V201H230ZM234 202H235V201H234ZM237 202H238V201H237ZM248 202H249V201H248ZM0 203H1V202H0ZM3 203H4V202H3ZM5 203H6V202H5ZM5 203H4L3 205H5ZM60 203H61V205H60ZM85 203H86V202H85ZM162 203H160V204H162ZM202 203H203V201L200 203V205H201ZM204 203H203V205H201L202 207H200V209L203 208V207H205V206H204ZM208 203H207V204H208ZM218 203H219V202H218ZM228 203H229V202H228ZM257 203H256V204H257ZM1 204H2V203H1ZM9 204H10V206H12V205H14V204H16V203L11 204V202H10V200H9V203L5 205L6 208L9 206ZM32 204H33V203H32ZM36 204H37V203H36ZM52 204H51V205H52ZM66 204H64V205H63L64 207H63V206H62V207H63L64 209H66V210H65L66 212H67V211L69 212L70 210H67L69 207H68V206H67L68 208L65 207ZM68 204H67V205H68ZM72 204H73V203H72ZM75 204H76V203H75ZM88 204H89V203H88ZM88 204H87V205H88ZM96 204H97V203H96ZM125 204H126V203H125ZM130 204H132V203H130ZM130 204H129V205H130ZM138 204H139V203H138ZM145 204H146V203H145ZM145 204H144L143 206H145ZM158 204H159V203H158ZM160 204H159V208L161 207ZM197 204H198V203H197ZM197 204L195 205V207H196V206H199V205H197ZM221 204H222V203H221ZM234 204H236V203H234ZM237 204H238V203H237ZM262 204H259V206L257 205V207H259L260 209H261V208H264V206H263ZM3 205H2V206H3ZM34 205H35V204H34ZM55 205L58 206V207L55 208ZM59 205H60V206H59ZM79 205H80V204H79ZM89 205H90V204H89ZM89 205H88V206H89ZM91 205H92V204H91ZM91 205H90V206H91ZM127 205H128V204H127ZM127 205H125V206H127ZM134 205H135V203H134ZM140 205H141V204H140ZM140 205H139V206H140ZM150 205H151V204H150ZM150 205H149V207H150ZM164 205H165V204H164ZM173 205H174V204H173ZM205 205H206V204H205ZM211 205H212V204H211ZM213 205H214V204H213ZM222 205H223V204H222ZM222 205H220V207H221ZM226 205H227V204H226ZM260 205H262L263 207H261ZM10 206H9L8 208H11ZM36 206H37V205H36ZM76 206H77V204H76ZM76 206L74 205L75 208H74V207L71 208V206H70V208H69V209H72L71 211H73L74 216H75V214H76L75 211L77 212V209H76V208H78V207H76ZM121 206H122V205H121ZM123 206H124V205H123ZM139 206H138V207H139ZM171 206H172V205H171ZM174 206H176V204H175ZM185 206H184V208H183V209H185V210H183L182 208H179V209H181L182 211H184L183 213L188 212V211H187L188 208L186 209ZM188 206H189V205H188ZM208 206H210V205H208ZM208 206H207V207H208ZM215 206H216V205H214V208H215ZM228 206H229V205H227V207H228ZM243 206H244V204H243ZM0 207H1V205H0ZM53 207L55 208V209H54L55 212H53V210H52ZM130 207H131V206H130ZM130 207H129V208H130ZM149 207H148V208H149ZM153 207L156 208V205L153 206ZM168 207H169V206H168ZM168 207H167V208H168ZM172 207H173V206H172ZM195 207H194V208H195ZM212 207H213V206H212ZM212 207H211V208H212ZM238 207H239V206H238ZM244 207H245V206H244ZM247 207H248V206H247ZM247 207L245 208V211H246ZM257 207H256V208H257ZM6 208H5V209H6ZM42 208H41V210H42ZM63 208H61V209H63ZM73 208L76 209V210H74ZM116 208H117V207H116ZM121 208H122V207H121ZM121 208H120V209H121ZM127 208H128V207H127ZM135 208H136V207L132 208V210H133L134 213H135ZM140 208H141V207H140ZM142 208H143V207H142ZM145 208H146V207H145ZM151 208H152V207H151ZM154 208H152L153 211H151V213H152L153 215H155V214H154V213H155L154 210H156V214L158 213V210H159V209H154ZM157 208H158V207H157ZM173 208H174V207H173ZM175 208H176V207H175ZM191 208H190V209H191ZM197 208H198V207H197ZM209 208H210V207H209ZM209 208H208V209L205 208V209H207L208 212H209ZM214 208H213V209H210V210H214ZM256 208H254L253 210H256ZM113 209H115V208H113ZM120 209L118 208V210H120ZM122 209H123V208H122ZM138 209H139V208H137V211H138ZM146 209H147V208H146ZM179 209H178V210H179ZM195 209H196V208H195ZM200 209H199V210H200ZM218 209H219V208H218ZM223 209H224V208H223ZM234 209H235V208H234ZM242 209H243V208H242ZM257 209H258V208H257ZM0 210H1V209H0ZM2 210H3V207H2ZM11 210H13V211L15 210V212H17V213L19 214V216H17V215L14 216L15 214H13L14 218L17 217L15 220H17V219L20 217V212H21V214H22V210H21V211H18V210H19V209H18V210L16 211L15 207H14V209H11ZM58 210H59V209H58ZM127 210H128V209H127ZM132 210L129 212V216L131 215ZM139 210H140V209H139ZM147 210H148V209H147ZM150 210H151V209H150ZM178 210H177V211H178ZM201 210H202V209H201ZM207 210H206V211H207ZM224 210H225L226 212H228V213H229V211H232V209L230 210V207H229V210H228V211H227V209H224ZM13 211H12V213H13ZM71 211H70V212H71ZM79 211H80V210H79ZM81 211H82V210H81ZM123 211H124V210H123ZM128 211H129V210H128ZM164 211H165V210H164ZM193 211H194V210H193ZM202 211H203V210H202ZM221 211H222V209H221ZM234 211H235V210H234ZM259 211H260V210H259ZM259 211L256 210V213L259 212ZM1 212H2V211H1ZM4 212H5V211H3V213H4ZM7 212H8V211H7ZM44 212H43V213H44ZM59 212H60V211H59ZM59 212H58V213H59ZM62 212H63V211H62ZM68 212H67V214H65V215L63 214L62 217H61L60 219L57 218V216H56V219H59V221L62 220V218L65 219V220H67L68 217H66V216H68V214H72V213H70V212L68 213ZM83 212H84V211H83ZM88 212L90 213V211H88ZM118 212H119V211H118ZM140 212H141V210H140ZM144 212H146V211H144ZM144 212H142V213H144ZM179 212H181V211H180V210H179L178 212L175 211V213H178L177 215H178L179 217H181V218H182V217H183V218H184V217L186 218V215L190 217V214H189V213H187V214L185 213V214H184L185 216H184L183 213H179ZM191 212H192V211H191ZM191 212H190V213H191ZM198 212H199V211H198ZM204 212H205V211H204ZM204 212H203V213H204ZM212 212H213V211H210V213H208V214H210V215H209L210 217H212V215H213ZM223 212H224V211H223ZM232 212H233V211H232ZM238 212H240V211H238ZM243 212H244V211H243ZM262 212H263V210H262ZM9 213H10V212H9ZM9 213H7V215L5 214L7 217H6V216H5V217L3 216V218L0 217V218L3 220V222L5 223V225H4L3 222L0 220L1 223L4 225V227H6V230H7V231H8V229H9V228L7 229V226H9V225H10V226H15V227H16V225H15L16 223L19 224V225L22 224V223H19V222L22 221V217H23V219H25V220H26L27 218H29V217H26V216L24 217V216L21 215V221H20V220H19V221L17 220L18 222L16 221V223H15L14 218L11 216L12 213H10V215H9ZM17 213H16V214H17ZM23 213H24V212H23ZM46 213H44V214H45V215H49V214H50V213H49V214H46ZM60 213H61V212H60ZM64 213H65V212H64ZM121 213H122V211H121ZM127 213H128V212H127ZM127 213H126V214H127ZM136 213H137V212H136ZM148 213H149V214H148ZM165 213H166V212H165ZM175 213H174V214H175ZM195 213H197V210L195 211ZM200 213H202V212L200 211L199 214H200ZM203 213H202V214H203ZM245 213H246V212H245ZM26 214H27V213H26ZM28 214H30V213H28ZM44 214H42V215H44ZM80 214H81V213H80ZM86 214H87V213H86ZM122 214H123V213H122ZM124 214H125V213H124ZM124 214H123V215H124ZM144 214H145V213H144ZM146 214H147L148 217L150 216V212H149V211L146 212ZM146 214H145V215H146ZM168 214H170V213H168ZM180 214H181V215H180ZM193 214H194V213H193ZM197 214H198V213H197ZM197 214H196V215H197ZM206 214H207V213H205V215H206ZM229 214H231V213H229ZM234 214H236V213H234ZM254 214H255V212H254ZM254 214H253V215H254ZM258 214L261 216V212H259ZM262 214H263V213H262ZM1 215H2V213H1ZM1 215H0V216H1ZM8 215H9V217L11 216V217H10L11 219L8 217ZM23 215H24V214H23ZM45 215H44V216H45ZM53 215H55V214H53ZM88 215H89V214H88ZM88 215H87V216H88ZM116 215H117V214H116ZM127 215H128V214H127ZM127 215H126V216H127ZM138 215H139V213H138ZM141 215H142V214H141ZM145 215H142V216L145 217ZM153 215H151L150 217H152ZM172 215H173V214H172ZM182 215H183V216H182ZM194 215H195V214H194ZM194 215H193V216H194ZM217 215H218V214H217ZM220 215H221V214H220ZM227 215H228V214H227ZM237 215H238V214H237ZM237 215H236V216H237ZM244 215H245V214H244ZM248 215H250V214H248ZM27 216H28V215H27ZM30 216H31V215H30ZM59 216H60V215H59ZM74 216H73V218H72L73 220H74ZM79 216H80V215H79ZM83 216H84V215H83ZM89 216H90V215H89ZM89 216H88V217H89ZM118 216H119V215H118ZM170 216H171V215H170ZM170 216H168V217H170ZM191 216H192V215H191ZM200 216H201V215H198V217H196V216H195V217L198 219V218H200ZM203 216H204V215H202L201 218L199 219L200 222H201V219L204 220L205 218H207V217H205V216H204V217H205V218H204ZM206 216H207V215H206ZM224 216H226V215H224ZM233 216H234V215H233ZM236 216H235V217H236ZM245 216H246V215H245ZM245 216H244V217H245ZM254 216H255V215H254ZM42 217H43V216H42ZM48 217H50V216H48ZM48 217H47V218H48ZM51 217H52V216H51ZM64 217H65V218H64ZM71 217H72V216L70 215L69 218H71ZM77 217H78V215H77ZM77 217L75 216V218H77ZM131 217H132V215H131ZM136 217L139 218V216H137V214L135 215L134 219H135ZM161 217H162V216H161ZM164 217H165V216H164ZM189 217H188V218H189ZM214 217H215V216H214ZM214 217H213V218H214ZM226 217H227V216H226ZM229 217H231V216H229ZM239 217H240V216H239ZM250 217H251V216H249V219H250ZM262 217H263V215H262ZM6 218H7V221H8V219L10 220V222H11L12 219H13V221H12L10 224H9V223H6V222H7V221H6ZM53 218H54V217H53ZM53 218H51V219H53ZM112 218H113V217H112ZM115 218H116V217H115ZM120 218H121V215H120ZM124 218H125V215H124ZM146 218H147V217H146ZM166 218H167V217H166ZM175 218H176V217H175ZM177 218H178V217H177ZM183 218H182V219H183ZM188 218H187V220H188ZM190 218H191V217H190ZM216 218H217V216H216ZM221 218H222V217H221ZM231 218H233V217H231ZM4 219H5V221H4ZM30 219H32V218H30ZM43 219H44V217H43ZM87 219H88V218H87ZM134 219H133V220H134ZM139 219H140V220H143L142 217H140ZM139 219H138V220H139ZM159 219H160V217H159ZM163 219H164V218H163ZM169 219H170V218H169ZM182 219H181V220H182ZM197 219H196V220H197ZM236 219H237V221H239L238 219H240V218H237V217H236ZM241 219H242V218H241ZM262 219L264 220V218H262ZM25 220H24V221H25ZM27 220H28V219H27ZM27 220H26V222L23 221L24 224H22V225H25V223H28ZM44 220H45V219H44ZM73 220H71V222H72ZM79 220H81V219H79ZM118 220H121V219H119V217H118ZM122 220H123V216H122ZM126 220H127V219H126ZM129 220H130V219H129ZM131 220H132V218H131ZM131 220H130V221H131ZM133 220H132V221H133ZM140 220H139V222H140L139 225H143V224L146 223V222L144 223V221H143V223H142ZM177 220H179V218H178ZM177 220L174 222L175 224H176ZM181 220H180V221H181ZM214 220H215V218H214ZM214 220L211 219L210 222L212 223V221L214 222ZM224 220H226V219H224ZM242 220H244V219H242ZM245 220H247V219H245ZM30 221H33V220H30ZM48 221H49V220H48ZM62 221H63V220H62ZM67 221H68V220H67ZM67 221H66V222H67ZM69 221H70V219H69ZM146 221H147V220H146ZM180 221H178L176 225H179V227L181 228V227H182L181 224H178V223H180ZM204 221L207 222V224H208V223L210 224V222L208 221V219H207V220H204ZM229 221H230V219H229ZM233 221H234V219H232V222H233ZM257 221H258V220H257ZM261 221H262V220H261ZM261 221H260V219H259V223H260ZM13 222H14V225H13ZM52 222H54V220H53ZM52 222H51V220H50L49 223H52ZM56 222L58 223V220L55 221V223H56ZM71 222H70L69 224H71ZM73 222H75V220H74ZM73 222H72V225L74 226ZM76 222H78V221H76ZM124 222H126V221H124ZM186 222H187V221H186ZM202 222H203V221H202ZM219 222H220V221H219ZM219 222H218V223H219ZM230 222H231V221H230ZM239 222H241V220H240ZM1 223H0V225H1ZM31 223H32V222H31ZM55 223H53V224H54V227H55ZM59 223L61 224V222H59ZM78 223H79V222H78ZM127 223H128V222H127ZM127 223H126V224H127ZM133 223H134V222H133ZM136 223H137V220H136ZM141 223H142V224H141ZM168 223H169V221H168ZM191 223H192V222H191ZM225 223H226V222H225ZM227 223H229V222H227ZM257 223H258V222H257ZM6 224H9V225H6ZM11 224H12V225H11ZM29 224H30V223H28V224H26V225H29ZM32 224H33V223H32ZM69 224H68V225H69ZM75 224H76V223H75ZM81 224L83 225V224H84V221H83ZM112 224L114 225V222H113ZM112 224H111V226H112ZM119 224H120V223H119ZM124 224H125V223H124ZM128 224H129V223H128ZM134 224H135V223H134ZM134 224H133V225H134ZM137 224H138V223H137ZM137 224H136V226H137ZM148 224H149V223H148ZM148 224H145V226H146V227L149 226ZM158 224H159V223H158ZM158 224H156V225H158ZM171 224H172V223H171ZM171 224H170V225H171ZM175 224H172V225L175 226ZM196 224H197V223H196ZM207 224H206V225H207ZM216 224H217V223H216ZM235 224H237V223H235ZM244 224H245L244 226H246V228H247L246 223H244ZM247 224H248V223H247ZM30 225H31V224H30ZM61 225H62V224H61ZM77 225H78V224H77ZM165 225H166V224H165ZM167 225H168V224H167ZM184 225H185V224H184ZM184 225H183V226H184ZM213 225H214V224H213ZM239 225H240V224H239ZM248 225H249V224H248ZM250 225H251V224H250ZM258 225H260V224H258ZM262 225L264 226V224H262ZM50 226H51V224H50ZM73 226L70 225V226H69L70 229H72L71 227H73ZM79 226L81 227V225H79ZM121 226H123V225H121ZM129 226H130V225H129ZM129 226H128V227H129ZM143 226H144V225H143ZM158 226H159V225H158ZM185 226H186V225H185ZM230 226H231V224H230ZM241 226H243V224H242ZM252 226H253V225H252ZM15 227H13V230H15ZM19 227H20V226H19ZM56 227H57V228H60V226L58 227V224H57ZM56 227H55V228H56ZM64 227H65V226H64ZM64 227H63V228H64ZM67 227H68V226H67ZM69 227H68V228H69ZM80 227H79V230H80ZM123 227L126 228V225L123 226ZM123 227L119 230L120 233H121V231L124 230ZM128 227H127V230L129 231L130 228L128 229ZM137 227H139V226H137ZM156 227H157V226H156ZM168 227H169V225H168ZM172 227H173V226H172ZM179 227H178V226H175V227H173V228H174V229H177V230L179 229L178 231L180 232V231L183 230V228H181V229H182V230H181ZM193 227H194V226H193ZM212 227H214V226H212ZM218 227H220V226H218ZM222 227H223V226H222ZM224 227H225V226H224ZM232 227H233V226H232ZM250 227H251V226H250ZM1 228H2V225H1L0 229H1ZM22 228H23V227H22ZM31 228H32V227H31ZM50 228H51V227H50ZM102 228H103V225H102ZM107 228H108V227H107ZM109 228H110V227H109ZM109 228H108V229H109ZM113 228H114V227H113ZM131 228H133V227H131ZM141 228L144 229V227H141ZM153 228H154V227H153ZM187 228H188V229L185 228L186 231H187L186 233H189V227L187 226ZM191 228H192V227H191ZM191 228H190V230H191ZM225 228H226V227H225ZM225 228H224V229H225ZM253 228H254V227H253ZM32 229H33V228H32ZM65 229H66V228H65ZM73 229H74V228H73ZM75 229H76V228H75ZM97 229H98V228H97ZM97 229H96V230H97ZM115 229H117V227H116ZM115 229H114V230H115ZM139 229H140V228H139ZM139 229H137L138 232H139ZM143 229H141V230H143ZM145 229H146V228H145ZM147 229H149V228H147ZM147 229L144 230V231H145L144 234L147 232ZM160 229H161V228H160ZM167 229H168V228H167ZM185 229H184V231H182L183 233L185 232ZM193 229H194V228H193ZM240 229H241V227H240ZM248 229H249V227H248ZM251 229H252V228H251ZM6 230H5V232H6ZM39 230H40V229H39ZM49 230H50V229H49ZM52 230H53V229H52ZM58 230H60V229H58ZM67 230H69V229H67ZM101 230H102V229H101ZM114 230H113L114 233H113V234L111 233V234L113 235V237L111 236L112 239L117 238V236L119 235V232H115ZM117 230H118V229H117ZM117 230H116V231H117ZM125 230H126V229H125ZM131 230H132L133 232H132ZM131 230H130L129 232H131L132 234L134 233L133 235L136 234L135 237L133 236V238L136 239V238L139 236L138 234H140V232L138 233L137 230H135V229H134V230H135L137 233L134 232L133 229H131ZM208 230H209V229H208ZM218 230L220 231V229H218ZM218 230H217V231H218ZM231 230H233V228H232ZM234 230H235V229H234ZM241 230H242V229H241ZM19 231H20V230H19ZM34 231H35V230H34ZM61 231H62V230H61ZM80 231H81V230H80ZM82 231H83V230H82ZM97 231H98V230H97ZM97 231H96V232H97ZM99 231H100V230H99ZM153 231H154V229H153ZM161 231H162V233H164L163 230H161ZM191 231H192V230H191ZM217 231H216V235L218 234ZM226 231L228 232V230H226ZM226 231L224 232L223 235H225ZM236 231H237V230H235L234 232H236ZM245 231H247V230H245ZM251 231H252V230H251ZM253 231H254V233H255V228H254ZM256 231H257V230H256ZM16 232H17V230H16ZM25 232H26V231H24L23 233H25ZM93 232H94V231H93ZM107 232H108V231H107ZM125 232H126V233H129V232H127V231H124V232H122V233H125ZM167 232H168L169 234H168ZM212 232H213V231H212ZM222 232H223V231H222ZM229 232H230V231H229ZM237 232H238V231H237ZM237 232H236V234H237ZM242 232L244 233V229H243ZM257 232H258V231H257ZM257 232H256V233H257ZM261 232H262V231H261ZM17 233H18V232H17ZM19 233H22V232H19ZM19 233H18V234H19ZM38 233H39V232H38ZM54 233H55V232H54ZM59 233H60V232H59ZM67 233H68V232H67ZM70 233H71V232H70ZM115 233H117V235H116ZM148 233H149V230H148ZM148 233H146V237L149 236ZM158 233H159V232H158ZM166 233H167V234H166ZM170 233H171V232L166 231L164 234L167 235V236L173 234V232H172V234H170ZM220 233H221V232H220ZM220 233H219L218 235H220ZM231 233H232V232H231ZM238 233H239V232H238ZM262 233H263V232H262ZM10 234H11V233H10ZM73 234H74V236H75L76 233H73ZM73 234H72V235H73ZM80 234H81V233H80ZM80 234H78V235L80 236ZM108 234H109V233H108ZM132 234H129V236L132 235ZM147 234H148V235H147ZM152 234H153V233H152ZM159 234H160V233H159ZM226 234H228V233H226ZM233 234H234V233H233ZM236 234H235V236H236ZM248 234H250L249 231H248ZM252 234H253V233H252ZM259 234H260V233H259ZM4 235H5V234H4ZM6 235L9 236V232H8V234H7V232H6ZM6 235H5V237H6ZM21 235L26 236V234H21ZM33 235H35V234H33ZM68 235H69V234H68ZM70 235H71V234H70ZM109 235H110V234H109ZM114 235H115V236H114ZM121 235L123 236L124 234H121ZM141 235H142V232H141ZM154 235H155V233L153 234V236H154ZM165 235H164V236H165ZM185 235H186V234H185ZM228 235H232V234H228ZM228 235H227V236H228ZM245 235H246V234H245ZM257 235H258V234H257ZM257 235H255V237H256ZM262 235H263V234H262ZM8 236H7V238H3V239H4V240L6 239V240L9 241V239H8L9 237H8ZM10 236H11V235H10ZM13 236H14V234L12 235V237H13ZM18 236H19V235H17V238H18ZM35 236H36V235H35ZM37 236H38V234H37ZM64 236H65V235H64ZM103 236H105V235H103ZM122 236H121L120 238H122ZM142 236H143V235H142ZM158 236H159V235H158ZM160 236H161V235H160ZM162 236H163V235H162ZM172 236H174V235H172ZM172 236H168V237L170 238V237H172ZM175 236H176V235H175ZM220 236H221V235H220ZM220 236H218V238L216 237V238H217L216 240H218V241H220V242H221V240H224V241L226 240L225 238H226L227 236H226L224 239H221V240L219 239ZM235 236H234V237H235ZM239 236H240V235H239ZM239 236H238L237 239L240 240L241 238H239ZM241 236H242V235H241ZM249 236H251V235H249ZM249 236H248V237H249ZM252 236H254V235H252ZM263 236H264V235H263ZM0 237H4V236H0ZM30 237H31V236H30ZM30 237H29V238H30ZM32 237H34V236H32ZM32 237H31V238H32ZM43 237H44V236H43ZM69 237H70V236H69ZM77 237H78V236H77ZM114 237H115V238H114ZM130 237H132V236H130ZM130 237H129V238H130ZM143 237H144V236H143ZM143 237H142V238H143ZM149 237H150V236H149ZM176 237H177V236H176ZM176 237H175V238H176ZM179 237H180V236H179ZM206 237H207V236H206ZM222 237H223V236H222ZM231 237H232V236H230V238H231ZM236 237H237V236H236ZM236 237H235V238H236ZM246 237H247V236H246ZM260 237H262V236L260 235L259 238H260ZM31 238H30V239H31ZM59 238H60V237H59ZM65 238H66V237H65ZM72 238H73V237H72ZM75 238H76V237H75ZM120 238H119V236H118L117 241H119ZM127 238H128V236H127ZM140 238H141V236L138 237V240H145L144 238H143V239H142V238L140 239ZM150 238H151V237H150ZM153 238H154V237H153ZM153 238H152V239H153ZM159 238H160V237H159ZM162 238H163L165 241L168 239L167 237H166V238L162 237ZM175 238H172V239L170 238L171 241H170V239H168L170 242L174 243V244H172L173 246H174V245L176 246V242H178V241H174V242L172 241V240H176ZM177 238H178V237H177ZM208 238H209V237H208ZM213 238H214V237H213ZM242 238H243V236H242ZM244 238H245V237H244ZM244 238H243V240H244ZM257 238H258V237H257ZM14 239H15V238H14ZM23 239H24V238H23ZM37 239H38V238H36V240H37ZM39 239H40V237H39ZM62 239H63V238H62ZM76 239H79V238H76ZM103 239H104V238H103ZM125 239H126V238H125ZM154 239H155V238H154ZM154 239H153V240H154ZM211 239H212V238H211ZM246 239H247V238H246ZM6 240H5V241H6ZM27 240H28V239H27ZM33 240H35V239L33 238ZM40 240H41V239H40ZM45 240H46V239H45ZM91 240H92V238H91ZM108 240H109V239H107L106 241H108ZM115 240H116V239H115ZM115 240H114V241H115ZM121 240H122V239H121ZM127 240H128V239H127ZM133 240H134V239H133ZM138 240L136 239V242H137ZM178 240L180 241V239H178ZM213 240H215V239H213ZM216 240H215V242H216ZM227 240H228V237H227ZM230 240H232V239H230ZM233 240H234V241H237V244L239 245V242H241L242 239H241L239 242H238V240H236V239H234V238H233ZM250 240H251V239H249L248 241H250ZM252 240H253V239H252ZM261 240H263V239H261ZM8 241L5 243L6 245H7V244H8V245L10 244V242L8 243ZM21 241H22V240H21ZM41 241H42V240H41ZM43 241H44V240H43ZM64 241H65V240H64ZM72 241H74V240H72ZM101 241H102V240H101ZM111 241H112V240H111ZM145 241H146V243L149 242L148 240H145ZM145 241H143V244H146V243H144ZM157 241H158V240H157ZM159 241H160V242H159L160 244L163 243V240H162L161 238H160ZM161 241H162V243H161ZM165 241H164V242H165ZM228 241H229V240H228ZM234 241H233V242H234ZM245 241H246V240H245ZM2 242H3V241H0V245H2V248H3V246H4V248H6L5 244L2 243ZM14 242H15V241H14ZM36 242H37V241H36ZM36 242H35V243H36ZM65 242H66V241H65ZM70 242H71V239H70ZM91 242H92V241H91ZM91 242H90V243H91ZM128 242H130V240H128ZM132 242H133V241H132ZM136 242H135V244H136ZM153 242H154V241H153ZM153 242H152V243H153ZM166 242H167V241H166ZM170 242H169V245L172 247V245L170 244ZM209 242H210V241H209ZM225 242H226V241H225ZM261 242H264V241H261ZM261 242H260V243H261ZM16 243H17V242H16ZM18 243H19V242H18ZM24 243H25V242H23V244H24ZM68 243H69V242H68ZM117 243H118V242H117ZM150 243H151V242H149V244H150ZM157 243H158V242H157ZM157 243H156V241H155V244H153V246H152V244H151V247H149V246H148L149 244L147 243V244H148L147 247L151 248V249H150L151 253H153L154 250H161V251H162V250H163V251L166 250V251H168V250H169L168 248H170V246L167 245L168 243H166V244L163 243V245H167V249H168V250L165 248L166 246H165V247H161V248H160V247L157 248L158 246H160L159 243H158L159 245H156ZM207 243H208V242H207ZM222 243H224V242H222ZM226 243H227V242H226ZM229 243H230V242H229ZM242 243H243V242H242ZM242 243H241V247H236L237 245H236L235 247L241 249L240 252H243V253H241V254H245L244 250H246V248L248 247V246H246V245H248V244H245L246 247L243 245V248H242ZM248 243H249V242H248ZM252 243H253V241H252ZM258 243H259V242H258ZM3 244H4V245H3ZM41 244L43 245L44 243H41ZM65 244H66V243H65ZM78 244H79V243H78ZM94 244H95V242H94ZM105 244H107V243H105ZM132 244H133V243H132ZM132 244H131V245H132ZM141 244H142V242H141ZM141 244H140L139 246H141ZM196 244H197V243H196ZM196 244H195V246H196ZM209 244H212V243L210 242ZM214 244H215V243H214ZM217 244H218V243H217ZM217 244H215V245L218 246ZM232 244H233V243H232ZM232 244H231V246H232ZM235 244H236V243H235ZM243 244H244V243H243ZM263 244H264V243H263ZM12 245H13V244H12ZM42 245H41V246H42ZM45 245H47V244H45ZM48 245H49V244H48ZM88 245H89V244H88ZM96 245H97L99 248H98V247H92V248H95V249H94V253H96V252H97L96 249H98V252H99V253L97 254V256H98V255L101 256V255H102L101 253H103L104 251H101V253H100V249L102 248V249L104 250V246H106V245H104L103 247H101V245H98V244H96ZM163 245H161V246H163ZM185 245H187V244L185 243ZM185 245H184V246H185ZM201 245H202V244H201ZM206 245H207V244H206ZM36 246H37V244H36ZM76 246H78V245H76ZM90 246H91V245H90ZM107 246H108V245H107ZM111 246H112V245H111ZM133 246H134V245H133ZM137 246H138V245H137ZM139 246H138V247H139ZM154 246H156V249H155V248H152V247H154ZM168 246H169V247H168ZM179 246H180V244H179ZM199 246H200V245H199ZM213 246H214V245H213ZM221 246H222V245H221ZM224 246H225V244H224ZM239 246H240V245H239ZM253 246H256V245H253ZM0 247H1V246H0ZM11 247H12V246H11V244H10L9 246H7V248H9V249H8V250H7V249H5V250L3 249L4 251H3L2 248H1V249H0V252L2 253V252H5V251H6V253L8 252L9 255H10V251H11V249L13 248V247H12V248H11ZM18 247H19V246H18ZM18 247H17V248H18ZM37 247H39V246H37ZM85 247H86V246H85ZM108 247H109V246H108ZM112 247H114V246H112ZM115 247H116V246H115ZM129 247H130V246H129ZM143 247H144V245H143ZM204 247H205V246H204ZM210 247H211V246H210ZM226 247H227V246H226ZM40 248H41V247H40ZM44 248H45V247H43V248H41V249H44ZM47 248H48V247H47ZM51 248H52V247H51ZM145 248H146V247H145ZM145 248H144V249H145ZM149 248H148V249H149ZM163 248H164V249H163ZM173 248H174V247H173ZM173 248H170L169 251L172 252V251H173V250H172ZM195 248H196V247H195ZM195 248H194V250L196 251L197 249H195ZM201 248H202V247H199L198 249L201 250ZM212 248H214V247H212ZM212 248H211V249L208 248V250H211V251H212ZM215 248H216V247H215ZM229 248H230V247H229ZM229 248L227 247L228 250H229ZM244 248H245V249H244ZM257 248H258V247H257ZM260 248L262 249V248H264V247H263V246L261 247V244H260ZM48 249H50V248H48ZM48 249H47V250H48ZM85 249H86V248H85ZM110 249H111V248H110ZM110 249H107V250L105 249V250L108 252V250H110ZM135 249H136V247H135ZM139 249H140V248H139ZM139 249H138V250H139ZM146 249H147V248H146ZM153 249H154V250H153ZM186 249H189L190 251H192V248H191V249L189 248V244H188V248H186ZM205 249H206V247H205ZM219 249H220V243H219ZM230 249H232V248H230ZM242 249H244V250L242 251ZM252 249H253V248H252ZM9 250H10V251H9ZM44 250H45V249H44ZM44 250H43V251H44ZM53 250H54V248H53ZM88 250H91V249L89 248ZM88 250H87V251H88ZM92 250H93V249H92ZM112 250H113V249H112ZM141 250H142V249H141ZM141 250H140V253H141ZM171 250H172V251H171ZM175 250H176V249H175ZM194 250H193V251H194ZM208 250L206 249V252H207ZM214 250H215V249H213V251H214ZM216 250H218V247L216 248ZM232 250H233V249H232ZM250 250H251V248H250V246H249V248H247V251L249 252ZM262 250H263V249H262ZM12 251H13V250H12ZM12 251H11V255H10V256H11V261L14 262L15 264H17V263H18V262H16L17 258L15 257L16 260H14L13 257H14V256H17L19 253L17 252V253H18L17 255H16V254L13 255L14 252L12 253ZM14 251H15V249H14ZM18 251H19V250H18ZM56 251H57V250H56ZM65 251H67V250H65ZM84 251H85V250H84ZM87 251H86V253H87ZM95 251H96V252H95ZM128 251H129V249H128ZM136 251H137V249H136ZM142 251H143V250H142ZM145 251H146V250H145ZM145 251H144V253H145ZM150 251L147 250L146 252H149V253H150ZM161 251H160V253H161ZM163 251H162V252H163ZM169 251H168V253H169ZM177 251H178V250H177ZM197 251H198V250H197ZM203 251H204V250H203ZM211 251H209L208 253L203 252L202 254H204V255L207 254V256H206L207 258H208V256H210V255H211V256H210L209 258H211L214 254H215V257H217L218 255H220V254L216 255V253H217L218 251L215 252L214 254H213ZM221 251H222V250L220 249V252H218V253H221ZM230 251H231V250H230ZM234 251H237V249H235ZM238 251H239V250H238ZM252 251H253V254L256 253V252H254V250H251V252H252ZM15 252H16V251H15ZM123 252H124V251H123ZM125 252H126V251H125ZM130 252H131V251H130ZM164 252H165V251H164ZM179 252H180V251H179ZM251 252H249V253L251 254ZM258 252H260V251H258ZM1 253H0V255H3V257H5L6 254H3V253L1 254ZM91 253H92V251H91ZM109 253H110V252H109ZM142 253H143V252H142ZM166 253H167V252H166ZM166 253H165V254H166ZM173 253H175V252H173ZM186 253H187V252H186ZM186 253H185V254H186ZM189 253H190V252H189ZM193 253H194V252H193ZM205 253H206V254H205ZM209 253H211V254H209ZM222 253H223V252H222ZM225 253H228V252H225ZM263 253H264V251H263ZM84 254H85V252H84ZM92 254H93V253H92ZM103 254H104V253H103ZM124 254H125V253H124ZM146 254H147V253H146ZM154 254H157V252H154L152 256H151V254H150L149 256H145V258H147V260H148V259H149V260H152V259L154 258ZM158 254H159V253H158ZM158 254H157L156 256H158ZM161 254H162V253H161ZM163 254H164V253H163ZM195 254H196V252H195ZM197 254H199V253L197 252ZM208 254H209V255H208ZM239 254H240V253H239ZM239 254H238V255H239ZM246 254L249 255L248 253H246ZM256 254H257V253H256ZM7 255H8V254H7ZM9 255L6 256V257H7V258H5L6 261L10 259V258L8 259V257H10ZM12 255H13V256H12ZM173 255H174V254H173ZM178 255H179V253H178ZM178 255H177V256H178ZM199 255H200V254H199ZM223 255H224V254H223ZM223 255H220L219 259H220V258H225V257H226L225 259H227V256H229L230 253H228V255L226 254V256H224V257H223ZM234 255H236V253H235ZM234 255H233L232 257H231V256H229V257H231V258L233 259V258H234ZM238 255H237V257H238ZM93 256H95V254H93ZM93 256H92V257H93ZM150 256H151L152 259L150 258ZM160 256H161V255H160ZM175 256H176V255H175ZM180 256H181V253H180ZM183 256H184V255H183ZM188 256H189V255H188ZM202 256H203V255H202ZM221 256H222V257H221ZM239 256H240V255H239ZM249 256H250V255H249ZM249 256H247V257H249ZM251 256H253V255H251ZM3 257L1 256V258H3ZM17 257H19V256H17ZM49 257H50V256H49ZM148 257H149V258H148ZM173 257H174V256H173ZM191 257H192V256H191ZM199 257H201V256H199ZM229 257H228L227 260H229ZM237 257H236V259H237ZM240 257H241V256H240ZM262 257H263V256H262ZM20 258H21V257H20ZM80 258L83 259V257H81V256L79 257V259H80ZM88 258H89V257H88ZM95 258H96V257H95ZM99 258H100V257H99ZM120 258H121V257H120ZM122 258H123V257H122ZM143 258H144V257H143ZM170 258H171V257H170ZM179 258L182 259V257H179ZM186 258H187V257H186ZM193 258H194V256L192 257V259H193ZM209 258H208V259H209ZM253 258H255V257H253ZM52 259H53V258H52ZM63 259H64V258H62V260H63ZM77 259H78V258H77ZM104 259H106V258H103V260H104ZM108 259H109V258H108ZM126 259H127V258H126ZM174 259H175V258H174ZM177 259H178V258H177ZM183 259H184V258H183ZM197 259H199V258H197V257H196V259L194 258V260H197ZM200 259H201L200 262H202V257H201ZM203 259H204V258H203ZM232 259H230L231 262H232ZM238 259H239V258H238ZM244 259H247V258L243 257V260H244ZM5 260H4V258L2 259V261H3L2 263H3V264H6V263H8V262H9V264H12L11 261H7L6 263H4ZM24 260H25V259H24ZM91 260H92V259H91ZM91 260H90V262H93V261H91ZM94 260H95V259H94ZM99 260H100V259H99ZM123 260L125 261V259H123ZM123 260H121L122 262H119V263H120V264H122V263H123V264H124V263H125V264H133V263L135 264V261L131 263V262H128L129 260H128V261L126 260L127 262H126V261L124 262ZM145 260H146V259H143V261H145ZM188 260H189V259H188ZM227 260H225V261H223V262H225V264L230 263V261H229L228 263H226ZM260 260H261V259H260ZM0 261H1V259H0ZM17 261H19V260H17ZM47 261H50V259H48ZM60 261H61V260H60ZM65 261H66V260H65ZM65 261L63 260L64 264L66 263ZM76 261H77V260H76ZM78 261H79V260H78ZM87 261H88V260H87ZM96 261H97V258H96ZM100 261H102V260H100ZM119 261H120V259H119ZM172 261H173V260H172ZM191 261H192V260L190 259V263H194V262H196V261H194V262H191ZM244 261H245V260H244ZM247 261H248V260H247ZM44 262H45V261H44ZM44 262H43V264H44ZM85 262H86V261H85ZM94 262H95V261H94ZM94 262H93V263H94ZM102 262H103V261H102ZM104 262H105V261H104ZM166 262H167V261H166ZM181 262H182V260H181ZM200 262H198V264H206V262H205V263H204V262H203V263H200ZM210 262H211V264H213V263L217 264V260H215V262H214V261H210ZM210 262H209V260H208V263H207V264H210ZM219 262H220V264H222L221 259L219 260ZM249 262H250V261H249ZM260 262H261V261H260ZM19 263H20V261H19ZM67 263H68V261H67ZM80 263H81V262H80ZM144 263H145V262H144ZM148 263H149V262H147V264H148ZM159 263H160V262H159ZM175 263H177V262H175ZM175 263H173V264H175ZM179 263H180V261H179ZM179 263H177V264H179ZM182 263H184V262H182ZM0 264H1V263H0ZM41 264H42V263H41ZM45 264H48V263H45ZM90 264H91V263H90ZM94 264H95V263H94ZM104 264H105V263H104ZM107 264H108V263H107ZM163 264H165V263H163ZM168 264H170V262H169ZM195 264H197V263H195ZM230 264H232V263H230ZM233 264H235V261H233ZM239 264H241V262H239ZM246 264H247V263H246ZM250 264H251V262H250ZM259 264H260V263H259ZM262 264H263V261H262Z\"/></svg>","mask_w":264,"mask_h":264}]
</instances>
